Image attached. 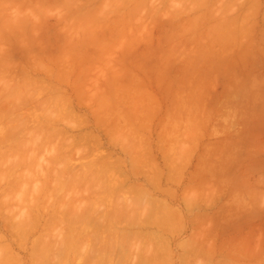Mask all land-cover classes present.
Instances as JSON below:
<instances>
[{
	"label": "rangeland",
	"instance_id": "1",
	"mask_svg": "<svg viewBox=\"0 0 264 264\" xmlns=\"http://www.w3.org/2000/svg\"><path fill=\"white\" fill-rule=\"evenodd\" d=\"M9 1H11V0H9ZM8 1V2H9ZM19 2H20V0H18ZM18 1H12L11 2V4H9V5H13V7L16 9V7H20L21 6V2L20 3H18ZM22 1V0H21ZM23 1H25V0H23ZM29 1V0H28ZM38 1V0H37ZM37 1H34L33 3H34V5H31V7H30V5H27V6H25L26 5V3H27V0H26V2H25V4L23 3V5L26 7V8H28L29 10H31L30 8H32V10H33V7L32 6H36V7H38L39 5L40 6H44L43 5V1H45V0H40V1H42V3L41 4H39L38 5V3L40 2H37ZM47 1V0H46ZM45 1V2H46ZM52 1H53V3L55 4V6L57 5L58 6V4H60V6L62 7V3H60V0H59V3L58 4H56L58 1H56V3L54 2V0H51V3H52ZM67 0H65V3H67L66 2ZM83 0H80V2H82ZM87 1V3H92L91 4V6H90V4H89V6H88V4H87V8H89V7H95V6H97V11H96V13L99 11L98 9L100 8L99 7V3H100V1H103V0H100V1H98V0H96L95 2H93L94 0H92V1H90V0H86ZM86 1H84V3H86ZM89 1V2H88ZM109 3V1L108 0H104V3ZM111 2H112V0H110ZM120 2H121V0H119ZM126 1L127 0H125V2H121V3H125L126 5H127V3H128V5H129V1L130 0H128L127 1V3H126ZM137 1V0H136ZM136 1H134L135 3H140V1L138 2H136ZM142 1V0H141ZM145 1V0H144ZM146 1H148L147 3H149V5H150V7H152L151 6V2L153 1V0H146ZM164 2L162 3H160V1L159 0H154V2H152V5H153V3H155V6H153L154 7V9H155V7H157L158 8V6H160V5H165V6H167V7H165V6H161L160 8H158V11H157V9L156 10H154L153 9V7H152V9L154 10V11H156V14H151L152 16H154V15H156V17H157V12H160V14L161 13H164V12H167V13H170V14H172V13H174L175 14V21L173 20L174 18L172 17V15H174V14H172L171 15V18H173L172 19V21H170V17L169 16H167V13L165 14V15H159L158 16V18H160L158 21H157V19L158 18H156V17H154V20H152L153 18H152V16L150 15L149 17H147L146 15H147V13H146V11H147V8L149 9V6L147 5V3L145 4V3H143L144 5H147L146 6V11H145V6L143 7V9H144V12L142 11V14H143V16H142V18L143 19H145V17H147L146 18V21H144L142 18V20L143 21H141L140 19V21H138V22H140V23H138L140 26H138V24L135 22L137 19H138V17L139 16H141L142 14H141V12L139 13V12H136V13H138V14H140L139 16H137L136 14L133 16V17H135V16H137V17H135L136 19H134L133 20V18L131 17V20H133V21H131L130 19H129V17H126V16H130V12L127 14V12L128 11H131V13H132V11H133V9H134V11H133V13L135 12V9H136V11H138L137 10V8L139 9V10H141L139 7L140 6H138V7H134L133 5H135L136 6V4L134 3H132L131 1V5H127V8L129 9V7L131 6V8H132V6H133V8L130 10H127V8L125 7V11L124 10H122L121 9V13H122V11H124L123 12V14H119L120 15V17L119 18H123L124 17V21H127V18L132 22V23H134V24H136V26H138V29H140V30H136L135 32L133 31V30H135V29H137L135 26H133L132 24H130L131 22L129 21H127V24L124 22L123 23V21L122 20H120L119 18H117V19H119L120 21H122V22H120L121 24L120 25H122V23L124 24L123 26H119V23L117 24V27H122L121 28V34H123L124 32H122V31H125V29L126 30H128V29H130L129 31H125V34L124 35H122V37H121V35H120V29L118 28V31L117 32H115V29H108V30H110V32L108 31V30H104V29H107L108 27H110L111 28V26H112V24L111 23H109L111 20L113 21V18H115V17H117V16H119L118 14H117V16H110L109 15V22L107 23L105 20H104V22L101 20V24L99 25V26H101V27H97L96 25H95V23L94 22H96V21H98V19L99 18H101L103 15H104V13H106L107 12V9H108V11H109V9L110 8H108L109 6H105V4L103 3V5L101 4V6H104V8H105V12H103V14L100 16L99 14H100V12L99 13H97V15L98 16H100L98 19H91L92 17H89V13L91 12V8L90 9H88V10H90L89 11V13H88V11L87 12H85L86 11V7H85V5L83 4H80V6H83V7H80V8H82V9H80L77 5V1L75 0L74 2H72V0H71V3H74V5H76V8H79L80 9V11H76V10H78V9H74V11H76V12H74V11H72V12H70V13H76L75 15H72V14H70L71 16H70V19L71 20H73L74 21V16H77L78 17V15L79 14H81V13H83V11L85 12V13H88V15H85L84 13H83V16L85 17L84 19L86 20V21H88V20H91L93 23H94V27H92L93 29H94V31H93V29L92 30H90L88 27H91L92 25H93V23H92V25H90L89 23H91V21H89V22H87V24L85 23V21L83 22V20L81 19V18H78L79 20H81V24L82 25H86L87 27H83L84 29H82V31H81V29L79 30V31H77L78 33H76V35L75 34H73V35H70V33L72 34V33H75L76 32V30L74 29V27L76 26V24L77 23H80L78 20V22L75 24L73 21H71V20H69V21H71L73 24H75L74 26H73V29H72V31L69 29V27L70 26H72L71 25V23H70V25H69V27H67L66 29H65V27H64V25H65V22L67 21V16H69V15H67L66 16V14H68L67 13V11L64 13V15L66 16H64L65 18V20L64 19H61L62 17H61V15H63L62 14V12H61V14H59L60 13V11L61 10H57V9H59V6L58 7H55L56 8V11H58V12H50V14H48V16H49V18L47 17V10L49 9V8H52V6L51 7H49V3H50V0H49V3H44V4H46V6L45 7H49L46 11H45V7H43L44 9H41V7H39L41 10H44L45 12V14L46 15H43V16H45L44 18H42L41 20H39V18H41L40 17V15H42V13H43V11H42V13H41V11H36L38 14L39 13H41V14H39V16H36V15H34L35 13H33V17H38V19H36L35 20V18L34 19H32V12L30 11L29 13H31V18H30V16H28L29 14H28V9L25 11V7L22 5V8L24 7V10L22 9H20V8H17L16 10H18V9H20L21 10V12L22 11H25V16L27 15L28 17H29V19L27 20L26 18H28V17H25L24 18V20L26 19L27 21H25V22H28V23H30L29 21H30V19H31V21L33 22H31L32 24V26H33V24L34 25H36V23H39L41 26L39 27L38 26V24H37V26H35L36 28L37 27H39L40 28V30L38 31L37 29H35L34 27H32V31H35L36 33H37V31H38V33L40 32L41 34H36V33H32V31L31 30H29L30 29V27H31V25L30 24H28V28L26 29V28H24V25L23 24H27V23H22L23 22V20L21 19V23H19V24H17V26H19V25H21V26H23V28L21 29V28H17L16 27V25L14 26L12 23V25H13V27L12 28H14V30H10V29H8V28H10V25L11 24H5V25H3V23H1L0 22V25L2 24L3 26H5V27H8L7 28V30H2L1 28V33H2V31H3V33H4V35H2L1 33H0V35H2L3 36V38H0V42H1V44L2 45H4V48H3V46L2 45H0L2 48V50H0V54H1V52H3V54H4V52L6 51L7 53H8V55H10V56H8L6 53L4 54L5 56H7V58H8V60H11V62H9L8 60H7V58L5 59L4 58V56H2V54H1V56L0 57H2L3 59H5V60H7V62L8 63H10L11 65H9V69L11 70H9V69H7V70H9V72L11 73V74H13V73H16L15 71H14V67H13V64L15 65V68L16 67H19L20 68V66L19 65H21V64H23L24 66L26 65V66H28V64H29V66H31V65H33L32 63L34 62V63H36L35 64V67L36 66H38L37 68H41L42 66L41 65H43V66H45V65H47V64H49L50 63V65H47V67L48 68H50L51 66L53 67V69L54 70H56V71H52L51 72V70H50V72L52 73L50 76H48V74H49V71H47L48 73H46V69H45V67H44V70H45V72L43 71V68H42V70L40 69H34L33 70V68H34V66H31V69L33 70H27V72L25 73L24 72V69H30V67L28 66V67H24L23 65V69H22V66H21V69L23 70V72L25 73H22L21 72V76H20V74L19 75H17L18 74V72H19V68H17V73H16V76L17 77H14L15 75L13 74V78H12V80L11 81H9L10 79H9V77H8V79L9 80H7L6 78V74L4 75V77H1L0 76V78L2 79L3 78V80H4V78L6 79V80H4V81H8L7 83L8 84H10L9 82H13V81H15V83H13V84H19V86L20 85H22V86H20V88H19V86H17V89H18V91H16L17 89H10V88H12V86H10L9 87V89H8V91L10 90V92H6V91H4L3 92V95H1V93H2V88L1 87H4V86H7L6 85V82H5V84H4V82H2V80H1V82H0V97L1 96H6L7 95V97L5 98H3V97H1V101H0V113H1V111L2 112H4L2 115H4V116H2L1 117V114H0V117L2 118L1 119V122H0V125H1V128H0V130L2 129V131L1 132H5V127H6V125L8 124V123H6L5 124V120H3V118L5 119V116H6V121H8L9 119H10V121H9V123L11 124L10 126H12V127H16L17 128V125H16V123L17 122H15V125L13 124L14 123V121H17L18 120V118L19 117H17V118H15V117H13V116H20L19 114H21V113H18L19 112V107H17L19 110H17L16 112L17 113H15L16 115H14V110H13V108H15L17 105H16V101L18 102V103H22V101H19V100H14L13 101V99H15V98H13V96H16L17 95V93L19 92V91H21V87H23V86H26L25 88H26V90L27 89H29L28 91H29V93H33L34 94V96L36 95V93H34V91L36 90L34 87H37L36 85H34L36 82H38V81H35V80H38L37 78H39V77H43L42 79V85L43 84H45V82L46 81H48L47 83L51 86V85H53V84H57V86H54V88L56 89V87H58L57 89L59 90V92L57 91H55L57 94L59 93L60 95H58V96H61V91H63V90H61L60 88H62V89H65L64 90V93H62V94H66V96H61L62 98L64 97V100H65V102H70L71 103V106H69L70 104L69 103H66L67 105H65V106H69V107H71L72 108V110L75 112V113H77L76 115H78V113H79V115L78 116H80V118L78 117V119H80V121H82L83 119H85V121L86 122H81V123H76V122H79V120L77 119V118H75L76 116H75V114H73V112L70 110V108L69 107H65L64 105H62L61 106V104H57L58 106H61L60 108H62L63 106L65 107V108H68L69 109V111H71V112H69L68 111V113H72V117L69 119V115H67L68 116V118L67 119H69V123L66 121V119L64 120V119H62V120H64L65 121V123H64V121H62V123H61V121H60V119H58V118H61L62 116H63V111H65V109L64 108H62L63 109V111L61 110V112H62V116L61 117H58L57 116V119L59 120V125L57 124H52L53 123V120H55V119H53V118H55L54 116L52 117V115L53 114H59V113H55L56 111H55V108L56 107H58V106H56V107H54V110H53V108H50L51 109V112H49V113H51L52 115H49L48 117H45L44 115H47V114H49V113H47V111L49 110V107L53 104V106H55V104L56 103H59L60 102V99H55V97H54V100H55V102H53V103H50L49 104V100H52L53 99V97L51 96V98H50V96L48 97V95H49V93H51L48 89V85H46L47 87L46 88H48L47 90V92H48V94H47V97L49 98V100H48V107H45V109H47V111H42L41 113H43L44 115V120L42 121L43 123H42V125H40V126H42V127H45V125L47 126V124L49 123L48 122V118H50V116L52 117V119L53 120H51V122L52 123H49V125L52 127L51 128V130L52 129H54V131H50L51 133H53V136L55 135V130L56 131H60L61 133H62V135H61V137H63V139L62 140H64L65 139V141H62L61 139H60V136H57L56 135V137L55 138H58L59 140H61V141H59L58 139H57V141H56V143L59 141V142H61L59 145L58 144H55V142H54V146H55V149L56 148H58L57 150H54V153H58L59 155H58V157H60V156H62L61 158H62V160H63V163H64V165H67L68 163H70V162H73L74 161V163L71 165V164H68L67 166H68V168H72L73 166V171L75 172V167H76V171L77 172H75V173H82V171H80L79 172V170H83V169H85V171H86V169H88V167L86 168V166H85V164L88 162V160H89V163L91 164V166L92 165H95V164H92V162H93V160H92V158L93 159H95L97 156V158H99L100 156H101V154L100 155H98L99 153V151H98V149L99 150H101V151H103V152H105L104 154L107 156L108 154V156L109 157H111L112 156V158H109V159H111V161L112 160H114V159H117V158H120L119 160H122V161H124L123 163H124V169L125 170H123V171H126L125 172V174H126V176H130V178H129V176H128V178H127V182L129 183V184H134L133 186L135 187H133L134 189H133V192L131 191V193H133V196L130 194L129 195V193H130V191H129V193L126 195L127 196V198L125 199V198H123V197H125V195H124V193H119V195L120 196H122V195H124V196H122V198H121V200L119 199L120 197L117 195V194H115V191H113L112 189H113V185H112V181H113V179H112V181H111V179L109 178V180H110V185H111V188L112 189H109L110 188V185H109V180H107V177L109 176H106V177H103V179H106V180H103V182L104 183H107L108 185H106L107 187H105L104 185L103 186H101V187H105V189L103 190L102 189V191L104 192H106L107 191V189L106 188H108L109 189V194H105V193H102V194H100V192H101V190L100 191H98V190H96V188L97 187H99V186H97V187H95V184L94 183H96V182H94V181H92V180H90L91 178L90 177H92L94 174L93 173H96L98 170L95 168L96 166H92L91 168H90V171H89V169H88V171H87V173H89L88 175H87V173H83L84 174V176H85V180L88 182L89 180H90V182L92 181V185H90L91 187H90V189L93 191H95L96 190V192H99V193H97L99 196H97L96 194H95V192L93 191V193L95 194V196H97L98 198L101 196V195H103V194H105V195H103V196H110V197H112L114 200H115V198H116V206H118V204L120 203V201H122L123 203H121V204H119L120 206H125V205H127V203L129 202V201H131L130 199H131V196H132V200L134 201V205H133V212H131V213H133L131 216H129V219H128V216L126 217L125 215V217L123 218H121V220L119 221V223L117 224V225H119V226H115V228L114 227H111V228H114V229H116L115 231L113 230V231H110L111 230V228H110V230L109 229H106V228H104L103 230H99L98 232H99V236L97 237V233L96 234H94L93 235V233H91L90 232V234H91V239H85V242H87V243H85V242H82V241H84V240H82V241H78L79 243H76V244H72L73 245V247L70 249V253H69V256H68V254L64 251V253H65V255H64V253L63 252H61L62 253V255H61V257L59 256L60 254H58L57 253V258H61L60 260L59 259H54V261H53V258H54V256L52 257V260H50L51 259V256L48 258L50 261H51V264H52V261L53 262H55L54 264H100V262H99V258H103L102 260H100L101 261V264H103V263H108L109 262V260L107 261V260H104V259H106V257L104 258L103 257V255H102V252L101 251H104V250H102V248H105V252H107V251H110L111 249V247L109 246L111 243H113V240L115 241V239H117L116 241H119V238L116 236V234H119V232H120V234H121V232H122V229H123V234L125 233L124 231L127 229V228H132V229H127L126 230V232L127 231H130V232H133V234L135 235V232H137L136 233V235L137 234H139V232L141 233H143V235H146V236H143L142 235V238H141V235H139L140 236V238H139V236H138V239H137V237L136 236H134L133 238H130L131 239V241H133L132 243H133V246H132V250H131V248H130V245H129V243L128 244H121V243H127V242H121L122 240H123V238H125V237H123V236H120L119 235V237L122 239V240H120V242L121 243H119V244H121V245H124V246H122L121 248H120V250H121V252H122V250H128V249H130L131 250V252L129 253V254H126L127 252H125L124 254H122L121 255V253H120V255H121V257H119V259H120V262H119V260L117 261V262H111L112 260H110V263L109 264H114V263H122V264H140L141 262V264H143V262H144V258H145V264H146V259H149L151 256L153 257L154 255H152L153 254V252L156 254L157 252H159L160 251V255H159V257L160 258H163V256H165V255H163V253L164 254H168V255H166V256H169L168 258L167 257H164L165 259H163V260H160V258L158 257V256H155L156 258H154V259H152V261L154 260V264H161V263H164V264H167V263H171V264H185L186 263V261H189V262H191V264H198L199 262H201V264H218V263H220V264H222L223 262V264H264V0H258L259 2L256 4V2H255V4H256V9L254 8V9H250V10H255L254 12L253 11H248L249 9L248 8H250V7H245V1H246V6H248V2L247 1H249V0H231V1H233V2H231L232 3V5L234 6V7H230L231 8V10L233 9V12H231L230 11V9H229V11L231 12V14H229L228 12H227V15L226 14H224L226 11H228L227 10V6L230 4V2H229V4L227 3V1L226 0H223L224 2H223V4L221 5V4H218V1L219 0H216V1H212V2H210V0H207L208 2H205L206 0H202V1H204L205 3H209V5H207V7H206V5L204 4V6L208 9V7H209V9L210 10H213V13H214V11H216L217 10V12H218V14H220V13H222V15H223V17H222V15H218L217 13H215V14H217V16H218V18H225L226 17V19L228 20V18H230L231 16H234V17H232V19H235L236 20V18H241L240 16L242 15L243 16V14H244V12H245V14H248V20L246 19L245 21H244V19L245 18H247V15H245L244 14V19L243 18H241V19H243V22L244 23H242V20L241 21H239L238 19H237V21H234V23L236 22V24H237V26H236V28L238 29V27H239V23H240V26H241V28L243 27V29L244 28H246V32H245V34L243 33V35H242V33H240V35H238V37L237 36H234L233 34H231L230 35V31L232 32V33H234L236 30V28L234 27L235 25H234V23H233V21L232 22H229V23H233L232 25H234V26H232V27H234V32H233V30L232 29H229L228 31V34H226V35H228V36H222L223 35V33L225 32L226 33V29H227V27L229 28V27H231V26H229V25H231V24H229L227 21V23L229 24V25H225L224 24V21L226 20V19H223V20H220V19H218L217 18V16H215V14H214V18L216 17V19H218L217 21H221V23H223V24H221V23H219V24H221V25H218V23H215V20H214V23L212 22V21H210L209 19H206L207 17H206V14L208 13V10L206 9V8H197V11L195 10V9H193V6H198L199 7V5L197 4V2H195L194 0H190L191 2H189V0H183V4H184V6H185V8L187 7V8H192L193 10V12H191V9H190V11H188L187 9V13L188 12H190V13H188V15H189V17L191 18V17H195L196 16V14H197V17L196 18H198V14H199V16H201L200 14H202V11L204 12L205 10H207V11H205V12H207L206 14L205 13H203V16L202 17H204L205 18V20L202 18V20H204L203 22H205V21H207L208 22V20H209V22L208 23H211L212 22V24H216L218 27H222V25L224 26L225 25V27H224V30H226V31H224V30H222V29H218L219 31H220V34L222 33V31H223V33L221 34V37L220 36H218V37H216L217 35L216 34H218L219 35V31L217 30V32H215L214 30H208V31H212V32H214L213 34H210L211 32H209V34H207L206 32H207V30H205V31H203L204 29H208L209 27H208V23H207V25H206V23L203 25V26H207V28L206 27H202V26H199V29H201L200 27H202L203 28V30L201 31L202 32V35H200L201 33L199 32V30L196 28V30L195 31H197L198 33H196V35H195V33H194V36H193V33H188V31H187V35H186V30H187V28H189V26L187 27V26H184L183 27V25H182V23H184V22H186L185 20L186 19H188L189 21L191 20V19H194L195 21H196V19L195 18H189L188 16H186L187 14L185 13L186 11H185V8L183 9V7L184 6H182V9H183V11H184V13L185 14H183L182 15V13H179L181 10H180V8H181V5H180V3L181 2H179L178 0L176 1V0H169V1H171L170 3L172 4V1H174V3L175 2H177V6H176V8H175V6L173 5V7L174 8H172V5H171V7H170V4H169V2L167 3V1L166 0H163ZM192 1H194V2H192ZM196 1H198V0H196ZM201 1V2H202ZM221 2H222V0H220ZM252 1H254V0H252ZM256 1V0H255ZM1 2H4L5 3V5L6 6H9L7 3H6V1H4V0H1ZM0 2V6H1V3ZM31 2H32V0H31ZM31 2L29 1L27 4H31ZM37 2V3H36ZM61 2H64V0H61ZM70 2V1H69ZM77 2V3H76ZM79 2V3H80ZM99 2V3H98ZM110 2V3H111ZM116 2H118L117 0H115V4H117ZM119 2V3H120ZM178 2H179V4H178ZM200 2V1H199ZM214 2V3H213ZM250 2V5H251V0L249 1ZM65 3H64V5H65ZM96 3V5H94ZM106 3V4H107ZM114 3V2H113ZM112 3V4H113ZM158 3H160V4H158ZM186 3H190L188 6H186L187 4ZM194 3V4H193ZM211 3H213L214 5H216V4H218L219 5V7H220V5H221V7L223 6V8H222V10L223 11H221V10H219V9H215L217 6H214V8H210V6H212L213 4H211ZM216 3V4H215ZM220 3V2H219ZM225 3L226 4H228V5H225ZM35 4H37V5H35ZM54 4H52V5H54ZM68 4V3H67ZM114 4V5H115ZM133 4V5H132ZM168 4V5H167ZM182 4V5H183ZM186 4V5H185ZM199 4H201V3H199ZM255 4H253V5H255ZM258 4H260V5H258ZM4 5V4H3ZM5 5L3 6V7H5ZM48 5V6H47ZM68 5H70V4H68ZM73 5V4H72ZM119 5V4H118ZM140 5V4H139ZM180 5V6H179ZM202 6H203V4H201ZM200 5V6H201ZM29 6V7H28ZM113 6V5H112ZM141 6H142V4H141ZM2 7V6H1ZM36 7L34 8V10L33 11H35L36 10ZM66 7H68V6H63V8H61L62 9V11H63V9L64 8H66ZM74 7V6H73ZM85 7V8H84ZM117 6L115 5V9H118L119 7H117ZM120 7H122V5L120 6ZM124 7V6H123ZM163 7V8H162ZM164 7H165V10H164ZM180 7V8H179ZM252 8H253V6H251ZM9 8V7H8ZM12 8V7H11ZM10 8V9H11ZM84 8V9H83ZM96 8V7H95ZM94 8V9H95ZM102 8V7H101ZM218 8V7H217ZM6 9V7L5 8H3V10H5ZM8 10L9 12H11L10 13V15L15 11V12H17L15 9L12 11V9L11 10ZM68 9V8H67ZM67 9H65V10H67ZM72 8L69 6V10H71ZM72 9V10H73ZM113 9H114V6H113ZM113 9H112V7H111V10L112 11H110V12H112V14H113V12L114 11H117V10H114L113 11ZM120 9V8H119ZM215 9V10H214ZM1 11H2V15L3 14H5L6 12L4 11L3 12V10H2V8L0 9ZM38 10V9H37ZM53 11V8L52 9H49L48 11ZM64 10V11H65ZM81 10H83V11H81ZM102 10H103V8H102ZM150 10V9H149ZM164 10V11H163ZM174 10L176 11V10H179V14H181L182 16H180L179 18H177V13H175L174 12ZM202 10V11H201ZM210 10H209V12H210ZM220 12H219V11ZM1 11H0V15H1ZM6 11H7V9H6ZM7 11V12H8ZM92 11H93V9H92ZM153 11V12H154ZM248 11V13H246ZM14 12V13H15ZM18 12H20V11H18ZM152 12V11H151ZM182 12V11H181ZM198 12V13H197ZM201 12V13H200ZM243 12V13H242ZM13 13V14H14ZM43 13V14H44ZM52 13H53V15H52ZM56 13H58L59 14V16H58V14H56ZM79 13V14H78ZM93 13L94 12H92V13H90V14H92L93 15ZM96 13L94 14V16L96 15ZM101 13H102V11H101ZM116 13H119V11L118 12H116ZM124 13H126V14H124ZM194 13V14H193ZM237 13H240V14H237ZM242 13V14H241ZM253 13V14H252ZM7 14V15H6ZM5 15L7 16V18H6V16L5 15H3V16H5V18L6 19H8L9 18V14L8 13H6ZM12 14V15H13ZM21 14H24V13H21ZM57 16H56V15ZM78 14V15H77ZM107 14V13H106ZM105 14V15H106ZM150 14V13H149ZM148 14V15H149ZM169 14V15H170ZM178 14V15H179ZM211 13H209V15H210ZM250 14V15H249ZM11 15V16H12ZM15 15V16H14ZM13 16H14V23H16L17 22V20L19 19L20 20V17H22L23 15H21L20 17H17L16 18V14H14ZM20 15V14H19ZM91 15V16H92ZM96 15V16H97ZM104 15V16H105ZM113 15H115V14H113ZM121 15H125V16H121ZM144 15H145V17H144ZM205 15V16H204ZM208 15V14H207ZM237 15H239V16H236ZM252 15H254V16H252ZM12 16V17H13ZM17 16H18V14H17ZM42 16V17H43ZM52 16H54V18H52ZM55 16H56V18H55ZM80 16H82V15H80ZM83 16H82V18H83ZM86 16H88L89 17V19H87V17ZM96 16H95V18H96ZM108 15H106V17H107ZM132 16V15H131ZM183 16H184V18H183ZM211 16H213V14L211 15ZM211 16H210V18H211ZM219 16H221V17H219ZM230 16V17H229ZM246 16V17H245ZM1 18H2V16H0ZM12 17H10L9 18V20H11L12 19ZM77 17H75V20H76V18ZM162 17H163V19H164V17H165V21H167L166 22V25H165V21L162 19ZM167 17H169V19L167 18ZM188 17V18H187ZM228 17V18H227ZM236 17V18H235ZM48 18V19H47ZM61 19V20H63V21H65V22H61V20L59 21V19ZM73 18V19H72ZM104 19H105V17H103ZM102 18V19H103ZM110 18H112L111 20H110ZM155 18H156V20H155ZM201 18H198V19H201ZM213 18V17H212ZM126 19V20H125ZM150 19V20H149ZM178 19H179V21H181L182 23H179V21H178ZM183 19H184V22H183ZM231 19V18H230ZM252 19V20H251ZM1 20V19H0ZM2 20H3V18H2ZM1 20V21H2ZM34 20V21H33ZM47 20H48V22H47ZM107 20V19H106ZM170 22H169V21ZM194 20H192L193 22H194V24H195V26L197 25L198 26V24L194 21ZM202 20H199L200 21V24H201V22H202ZM4 21V20H3ZM2 21V22H3ZM16 21V22H15ZM43 23H42V22ZM111 21V22H112ZM114 21H116L117 22V20H116V18H115V20ZM156 21V22H155ZM178 23H177V22ZM191 21V22H192ZM199 21H197V22H199ZM216 21V22H217ZM223 21V22H222ZM229 21V20H228ZM6 21H4V23H5ZM9 22V21H8ZM11 22V21H10ZM46 22V23H45ZM52 23V25H54V26H52L51 25V23ZM54 22V23H53ZM56 22V23H55ZM58 22H61V23H59V25L57 24ZM83 22V23H82ZM116 22H114V23H116ZM143 22V23H142ZM150 22V24H148ZM160 22V23H159ZM171 22H175V23H172L171 25H170V29H169V31H170V34L172 35L173 33H171L173 30H174V28H173V30H171L172 29V25H173V27L175 26L176 27V25L177 24H179V27H178V25H177V28L178 29H180V28H182L183 29V33H179L182 29H180V31H178L177 30V28H176V30L178 31V33H177V31H173V32H176L175 34H173V35H175L174 37L172 36V38L171 37H169V36H171V35H169L168 33H169V31H167V29L169 28V24L171 23ZM238 22V23H237ZM250 22V23H249ZM48 23V24H47ZM67 23V22H66ZM103 23L105 24V26L103 25ZM113 23V22H112ZM155 23L156 24H158V25H156L155 26ZM177 23V24H176ZM249 23V24H248ZM68 24H69V22H68ZM96 24H97V22H96ZM107 24H108V26H107ZM111 24V25H110ZM128 24L129 25H131V27H129L128 26ZM144 24H146V25H144ZM163 24V25H162ZM181 24V25H180ZM184 24H187V22L186 23H184ZM193 24V25H194ZM243 24H245L244 26H243ZM248 24V25H247ZM253 24V25H252ZM1 25V27H3ZM9 25V26H8ZM11 25V26H12ZM49 26V28H50V26H51V28H50V30H49V28H48V26ZM56 25V26H55ZM78 25V24H77ZM81 25V26H82ZM89 25V26H88ZM103 25V26H102ZM115 25V24H114ZM142 25V26H141ZM150 25V26H149ZM165 25V26H164ZM188 25H190L189 23H188ZM210 26H211V24H209ZM255 25V26H254ZM30 26V27H29ZM66 26V25H65ZM68 26V25H67ZM78 26H80V25H78ZM107 26V28H104V27H106ZM148 26H149V28H148ZM155 28H154V27ZM164 26V27H163ZM181 26V27H180ZM190 26H192V24L190 25ZM217 26H215V28L214 29H216L217 28ZM4 27V28H5ZM20 27V26H19ZM26 27H27V25H26ZM42 27H45V28H42ZM57 29H56V28ZM61 27H63V28H61ZM77 27V26H76ZM103 27V28H102ZM114 26H112V28H113ZM117 27H116V25H115V27L114 28H116L117 29ZM125 27V28H124ZM141 27H143V28H141ZM152 27V28H151ZM158 27V28H157ZM161 27H163V29L161 28ZM165 27H166V29H165ZM194 27V26H193ZM193 27H191V29H193ZM212 27H214L213 25H212ZM3 28V29H4ZM33 28H34V30H33ZM46 28H47V31L48 32H46ZM57 30H55V29ZM58 28H61V29H63V31L62 30H58ZM72 28V27H71ZM78 28V27H77ZM76 28V29H77ZM80 28V27H79ZM98 28V29H97ZM102 28V29H101ZM134 28V29H133ZM161 28V29H160ZM185 28H186V30H185ZM19 29V30H18ZM43 31H42V30ZM52 29H54V30H52ZM70 30L71 32L69 33L68 32V30ZM88 31H87V30ZM101 29V31L99 32L100 34H97V32H98V30H100ZM142 29V30H141ZM151 29H152V31H151ZM190 29V30H191ZM195 29V28H194ZM193 29V30H194ZM211 29V28H210ZM242 29V30H243ZM250 29V30H249ZM29 30V31H28ZM64 30H66V31H64ZM73 30H75V31H73ZM85 30L87 31V33L89 32V35L85 32ZM149 30L151 31V32H149ZM161 32H160V31ZM192 30V31H193ZM6 31L9 33L8 35H6L7 33H6ZM51 31H53L52 32V34H54V31H56L55 32V34L52 36V34H51ZM84 32V33H82V34H80V36H78L79 35V33H81V32ZM91 31V32H90ZM103 31V32H102ZM108 31V32H107ZM112 31V32H111ZM132 31V32H131ZM142 33H141V32ZM146 31V32H145ZM166 31H167V33H166ZM192 31H189V32H192ZM244 31V30H243ZM249 31V32H248ZM26 34H24V33ZM30 32V33H29ZM50 32V33H49ZM67 32L69 33V34H67ZM115 32V33H114ZM129 32V33H128ZM134 32V33H133ZM163 32V33H162ZM182 32V31H181ZM203 32H205V33H203ZM237 32L239 33V31L237 30ZM237 32H235V33H237ZM241 32V31H240ZM29 33V34H28ZM31 33H32V35H34V34H36L35 36H33V37H36V36H38V38H37V40H34V39H32L33 37L31 36L30 37V42H28L29 41V36L31 35ZM47 33V34H46ZM57 33V34H56ZM60 33V34H59ZM63 33V34H62ZM92 33H94L93 35V37L95 38H97V36H99V38L100 39H98L99 40V42L97 41V43L95 42L94 43V40H93V37H92ZM105 34V36L103 35V34ZM110 33H112V34H115V35H112V34H110ZM119 33V34H118ZM132 33H133V35H132ZM165 33V34H164ZM225 33H224V35H225ZM234 33V34H235ZM23 34V35H22ZM28 34V35H27ZM61 35V37H63V40L60 38V36L59 35ZM118 34V35H117ZM138 34V35H137ZM177 34V35H176ZM6 35V36H5ZM22 35V36H21ZM42 35L44 36V38L42 37ZM48 35V36H47ZM70 36V40L68 39L69 38V36ZM82 35H83V37H82ZM87 37H86V36ZM120 35V36H119ZM128 35H129V37H128ZM165 35L167 36V37H165ZM198 35V38L196 37ZM4 36H5V38H4ZM40 36V37H39ZM45 36H47V38L45 37ZM54 38H52V37ZM75 36H77V39L75 38ZM114 36H116V37H114ZM179 36V37H178ZM188 36V37H187ZM193 37V38H190V37ZM200 36V37H199ZM202 36V37H201ZM204 36V37H203ZM233 36V37H232ZM1 37V36H0ZM28 37V38H27ZM51 39H50V38ZM64 37H68L67 39V41L64 39ZM80 37V38H79ZM81 37L83 38L82 40H81ZM89 37H92V39H90ZM104 37H106V38H104ZM116 39V41L114 40V38ZM139 37H141V38H139ZM176 37H178L179 39L176 41V39L175 40H173L174 38H176ZM185 37V38H184ZM196 37V40L198 41V42H200V43H198L194 38ZM214 37H216V38H214ZM25 38H27L26 40H28V41H26L25 40ZM35 38V39H36ZM41 38V39H40ZM60 38V39H59ZM74 38V39H73ZM83 42L82 43V45H80L78 42H77V40L79 41V39ZM84 38H85V40H87L88 38L90 39V40H92L93 41V43L96 45H94L93 43H92V41H91V43L89 42L90 40H87V42H85L84 41ZM151 38V39H150ZM203 38V39H202ZM3 39V40H2ZM42 39H44L43 41H46L45 43L43 42V41H40V40H42ZM48 39H50V40H48ZM56 39H58V40H56ZM108 39V40H107ZM134 39V40H133ZM138 39V40H137ZM140 39V40H139ZM153 39V40H152ZM169 39V40H168ZM12 40V41H11ZM34 40V41H33ZM49 42H48V41ZM54 40V41H53ZM66 41V43L68 42V44H65L64 42ZM76 40V41H75ZM97 40V39H96ZM110 40V41H109ZM115 42H114V41ZM135 40L137 41V42H135ZM164 40H165V42L166 43H164ZM184 40V41H183ZM207 40V41H206ZM236 42H235V41ZM14 41H15V43H14ZM23 41V42H22ZM26 41V42H25ZM60 41H61V43H60ZM75 41V42H74ZM81 41H79V42H81ZM153 43H151V42ZM163 41V42H162ZM169 41V42H168ZM183 41V42H182ZM188 41L190 42H195V43H188ZM209 41V42H208ZM234 41V42H233ZM6 42V43H5ZM9 42H10V44H9ZM13 42V43H12ZM17 42H19V43H17ZM151 45V47H150V45L148 44V43ZM159 42H161L160 43V47H159V44H157V43H159ZM175 42H176V44H175ZM182 42V43H181ZM188 44H187V43ZM202 42V43H201ZM207 42V43H206ZM27 45H25V44ZM30 43V44H29ZM35 45H34V44ZM40 43V44H39ZM44 45H43V44ZM47 43V44H46ZM56 43V44H55ZM69 43H70V45L72 46L73 45V47H71V48H69V49H66V50H68V51H66V50H64L63 49V51H64V53H63V55H62V51H61V49L60 48H68L70 45H69ZM74 43V44H73ZM110 43V44H109ZM134 43H135V45H134ZM145 43V44H144ZM208 43H209V45H208ZM13 44V45H12ZM15 44V45H14ZM19 44V45H18ZM21 44V45H20ZM46 44V45H45ZM61 44V45H60ZM84 44V45H83ZM100 46H99V45ZM137 44V45H136ZM148 44V45H147ZM162 44H163V46H162ZM175 44V45H174ZM182 46H181V45ZM28 45H29V47H28ZM48 45V46H47ZM93 45V46H92ZM99 47H98V46ZM112 46V48L111 47H109V46ZM114 45V46H113ZM154 45V46H153ZM186 45V46H185ZM188 45V46H187ZM205 47H204V46ZM12 46H13V48H12ZM33 46V47H32ZM58 48H57V47ZM76 46V47H75ZM103 46V47H102ZM135 46V47H134ZM149 46V47H148ZM169 48H168V47ZM179 46V47H178ZM190 46V47H189ZM193 46H195V47H193ZM198 46H200V48L198 47ZM208 46H210V47H208ZM32 47V48H31ZM40 47V48H39ZM42 47H43V50H42ZM45 47L47 48V51H46V49H45ZM80 47H81V49L82 50H84L85 49V51H82L81 50V52H80ZM102 47V49H103V54H101V55H99L100 53V51H102V50H98L99 48H101ZM157 47H159V48H157ZM16 48V49H15ZM18 48L20 49V50H18ZM38 48V49H37ZM56 48V49H55ZM77 48V49H76ZM78 48H79V51H78ZM91 48V49H90ZM123 48H124V50H123ZM143 48V49H142ZM154 48H156V49H153ZM174 48V49H173ZM27 49H29V50H27ZM32 49V50H31ZM35 49V50H34ZM51 49V50H50ZM71 49V50H70ZM87 49V50H86ZM160 49H161V52H160ZM166 49V50H165ZM169 49H171V50H169ZM185 49V50H184ZM191 49V50H190ZM3 50H5V51H3ZM34 50V51H33ZM54 50H55V52H54ZM107 50V51H106ZM154 52H153V51ZM164 50V51H163ZM176 50V51H175ZM28 51V52H27ZM31 51V52H30ZM43 52V54H42V52ZM60 51V52H59ZM92 51V52H91ZM97 51H99L98 53L99 54H96L97 53ZM130 51V52H129ZM138 51V52H137ZM149 51V52H148ZM169 51V52H168ZM180 53H179V52ZM189 51V52H188ZM196 51V52H195ZM199 51V52H198ZM241 51H243V52H241ZM25 52H27V53H25ZM45 52V53H44ZM49 52H50V55H49ZM51 52H53L52 54H51ZM65 52H67L66 53V56H71V55H73V56H71V57H69L68 59L67 58H65ZM137 52V53H136ZM142 52L144 53V54H142ZM165 52V53H164ZM24 53H25V56H24ZM41 53V54H40ZM48 53V54H47ZM59 53H61V56H60V54ZM69 53V54H68ZM77 53H82V54H78L80 57H81V59L79 58V56L77 55ZM102 53V52H101ZM128 53V54H127ZM136 53V54H135ZM152 53V54H151ZM159 53V54H158ZM162 55H161V54ZM169 53V54H168ZM175 53H177V54H175ZM199 53H200V57L198 56L199 55ZM228 53V54H227ZM237 53V54H236ZM239 53V54H238ZM241 53V54H240ZM19 54H23L22 55V57L19 55ZM34 54L35 55H37V56H34ZM40 54V55H39ZM44 54H46V55H44ZM58 56H57V55ZM83 54H84V57H83ZM93 54H95V55H93ZM135 54V55H134ZM139 54H141V56L139 55ZM146 54H148L147 55V59H146V57H145V55ZM151 54V55H150ZM187 54V55H186ZM208 54V55H207ZM218 54V55H217ZM236 54V55H235ZM28 55V56H27ZM44 55V56H43ZM54 55H56L57 57H55ZM82 55V56H81ZM85 55H86V57H85ZM96 55H98L97 56V60H96V57H94V56H96ZM127 55V56H126ZM130 55V56H129ZM156 55H158V58L156 57ZM180 55V56H179ZM191 55H193V56H195L194 58H191ZM226 55V56H225ZM235 55V56H234ZM31 58H30V57ZM42 56V57H41ZM47 56H49V59H50V57L51 58H53V59H51L50 60V62H48V60L47 59H45V58H48ZM64 56V60L66 59L67 60V64L68 65H73L74 64V66H72L73 68H71V66L69 67V66H66L65 65V67L67 68H71L70 70L73 72V74H72V72L70 73L69 71H67V72H69V73H67V74H65V76L66 77H68V78H65V77H63V78H65V81L67 82V83H65V81H64V79L63 80H61L60 78H59V75H61V76H63V74H62V72H64V73H66L65 71H63L62 69H61V73L59 74L58 72H57V69L59 68L60 69V67H62L61 65L63 64L62 63V61H63V59H62V57ZM77 56V58H75ZM88 56H91V57H89V60H88ZM102 56V57H101ZM121 56H122V59H121ZM138 56V57H137ZM140 56V57H139ZM144 56V57H143ZM229 58H228V57ZM242 56V57H241ZM12 59H11V58ZM15 57V58H14ZM18 57V58H17ZM24 57V58H23ZM26 57V58H25ZM29 57V58H28ZM41 57V59H40V62H39V59L38 58H40ZM58 60L57 62L59 63L60 62V64L61 65H59L58 64V68L57 69H55V66L57 65V62H55L54 60H56L55 58ZM58 57H59V59H58ZM99 57H101V58H99ZM134 57V58H133ZM135 57H137L138 59L136 60V58ZM153 57V59H152V64H151V61L149 60V59H151ZM178 57H179V59H178ZM222 57V58H221ZM82 58H83V60H82ZM93 58V59H92ZM141 58V59H140ZM164 58H166L165 60L166 61H168V62H164ZM170 58H172V59H170ZM178 59V60H175V59ZM216 58V59H215ZM1 59V58H0ZM15 59H17V60H15ZM23 59V60H22ZM27 59V60H26ZM71 59V60H70ZM92 59V61H93V63L92 62H90V63H88V61H90ZM103 59V60H102ZM161 59H162V63H168V65L166 64L165 65V67L168 69L169 67V69H171V71L172 72H170V70L168 69H166V71H163L162 72V74L160 73V74H158V72H160L161 70H163L162 69V67L164 66V64L162 65V63H161V65H158L160 62H161ZM171 60V61H169V60ZM182 59H184V60H182ZM195 59H198V60H196V61H198V62H195L194 60ZM225 59H227V60H225ZM18 60H20V61H18ZM22 60V61H21ZM25 60H26V62H25ZM29 60V62H27ZM37 60V61H36ZM45 62H44V61ZM65 60V61H66ZM79 60V61H78ZM86 60H88L87 61V63H85V61ZM99 60H101V61H99ZM111 60V61H110ZM123 60H125V61H123ZM139 60V61H138ZM142 60H147V61H143L142 62ZM154 60H155V63L157 64H155L154 63ZM175 60V61H174ZM219 60V61H218ZM221 60V61H220ZM232 60V61H231ZM2 59L0 60V64L2 63ZM18 61V62H17ZM52 61V62H51ZM65 61H63V62H65ZM71 61H74V62H71ZM76 61L78 62V65L76 66ZM107 61H108V63H107ZM184 61V62H183ZM17 62V63H16ZM55 63V65H54V63ZM99 62V63H98ZM108 64H106V63ZM150 62V63H149ZM41 63H43V64H41ZM53 63V64H52ZM66 63V62H65ZM81 63H84V65L82 64V68H85L84 66H85V64H88V65H90V66H88L87 67V65H86V69L84 70V69H82V68H80L79 66L81 65ZM126 63H128V64H126ZM201 63V64H200ZM210 63V64H209ZM218 63V64H217ZM4 64H6V62L5 61H3V63L1 64L3 67H0V70H1V68H2V70L4 69V67H5V65ZM16 64H17V66H16ZM80 64V65H79ZM124 64V65H123ZM135 64V65H134ZM147 64V65H146ZM149 64L151 65L150 67H149ZM154 64V65H153ZM176 64V65H175ZM236 66H235V65ZM40 65V66H39ZM92 65H93V67H92ZM126 65V66H125ZM172 65V66H171ZM184 65V66H183ZM50 66V67H49ZM140 66V67H139ZM147 66V67H146ZM156 66H157V68H158V66H161L160 68H161V70H159L158 69V72H157V70H156V72L155 71H153V69H156ZM176 66H177V68H176ZM181 66V67H180ZM192 66V67H191ZM233 66V67H232ZM238 66V67H237ZM8 67V66H7ZM13 69H12V68ZM64 67V68H65ZM76 67H79L80 69H79V71H85V72H82V73H78V68H76ZM91 68L92 70L94 69V71H92V70H90L91 72H89L88 71V73H87V70H89L88 68ZM146 67V68H145ZM153 67V68H152ZM172 67H173V70H172ZM182 67H184V68H182ZM67 68V69H68ZM152 68V69H151ZM180 68H182V69H180ZM189 68H194L195 70L194 71H192L193 69H191V70H189ZM198 68V69H197ZM238 68V69H237ZM67 69H64V70H67ZM82 69V70H81ZM150 69V70H149ZM180 69V70H179ZM231 71H230V70ZM1 70V71H2ZM5 70V69H4ZM4 70H3V72H4ZM49 70V69H48ZM96 70V71H95ZM146 70V71H145ZM183 70H185V71H183ZM237 70V71H236ZM243 70V71H242ZM35 71V72H34ZM39 71H41V73L39 72ZM60 71V70H59ZM75 71L77 72V74L78 75H76V73H75ZM178 71V72H177ZM183 71V72H182ZM187 71V72H186ZM189 71V72H188ZM210 71V72H209ZM54 72H57V74H58V77L56 78V76L57 75H54ZM94 72V73H93ZM158 75H156L155 73ZM164 72H166V77H165V73ZM176 72V73H175ZM1 74H2V72H0ZM5 73H6V71H5ZM46 73V74H45ZM83 73L84 74H86L85 75V78H83ZM91 73V74H90ZM116 73V74H115ZM153 75H152V74ZM169 73H171V74H169ZM182 73H184V75L182 74ZM0 74V75H1ZM7 74H8V72H7ZM11 74H8V75H10L11 76ZM28 74H31V77L32 78H30V79H32L31 81H29V80H27V78H26V76L28 75ZM72 74V75H71ZM109 74H113L112 76H110ZM173 74H174V76H175V74H178V75H176L175 77L173 76ZM181 74V75H180ZM2 75V76H3ZM7 75V76H8ZM70 75V76H69ZM76 75V79H75V76ZM83 75V76H82ZM88 75H93V78L92 77H90V78H88ZM108 75V77H106ZM129 77H128V76ZM141 77H140V76ZM152 75V76H151ZM159 75H160V77H159ZM164 76V78L162 77V76ZM172 75V76H171ZM21 77V79H20V77ZM29 77H30V75H28ZM48 76V77H47ZM55 76V77H54ZM60 76V77H61ZM79 76V77H78ZM114 76H115V79H117L116 81V83L117 84H115V79H114V81H113V86H112V83H110L111 81V79L112 78H114ZM159 77V79H155V77ZM171 76V77H170ZM179 76V79L177 78ZM183 76V77H182ZM86 77L88 78V82L86 81L87 79H86ZM110 77H112L111 79H110ZM117 77V78H116ZM150 77H153V78H150ZM11 78V77H10ZM17 78V79H16ZM22 78L24 79H26L25 80V82L26 83H24V81L22 82H20V80H22ZM54 78H55V80H54ZM59 78V79H58ZM75 80H77V81H75ZM79 78H83L82 80H83V83L81 84L80 83V80H79ZM94 78H95V80H94ZM105 78H108L107 80H109L107 83H109V84H111V86H109L107 83H106V81L107 80H104ZM172 78H173V80H172ZM182 78V79H181ZM17 80V82H16V80ZM19 79V80H18ZM33 79H34V81H33ZM50 79H51V82H50ZM57 79V80H56ZM84 79H85V81H84ZM131 79H132V81H131ZM145 79V80H144ZM149 79V80H148ZM150 79H152V80H150ZM164 81H163V80ZM193 79V80H192ZM40 81H41V79H39ZM45 80V82L43 83V81ZM91 80H94V81H91ZM97 80H100V81H98V84H99V86H97ZM175 80H177V81H175ZM19 81V82H18ZM60 81V82H59ZM61 81H63L64 83H61ZM89 81H91L90 83H89ZM171 81V82H170ZM175 81V82H174ZM59 82V83H58ZM76 82H77V84H76ZM86 82V83H85ZM120 82V83H119ZM147 82V83H146ZM154 82H155V84H154ZM164 82V83H163ZM168 82V83H167ZM180 82V83H179ZM187 82H190L191 84L192 83H194V84H192L191 86H190V88H189V83H187ZM195 82H196V84H195ZM198 82V83H197ZM1 83H3V84H1ZM27 83H29V84H27ZM31 83H33V85L31 84ZM40 83V82H39ZM52 83V84H51ZM78 83H79V86H78ZM85 83V84H84ZM87 83H88V86H87ZM93 83V84H92ZM105 83H106V85L107 86H109L110 87V94L109 93H106V89H107V92H109V90H108V88H106L107 86L105 85ZM119 83V84H118ZM143 83V84H142ZM145 83H146V85H145ZM175 83V84H174ZM179 83V84H178ZM82 86H81V85ZM84 84V85H83ZM94 84H96V86H94ZM114 84H115V86H114ZM121 84V85H120ZM188 84V85H187ZM199 84L200 85H202V86H200V87H198L199 86ZM2 85H4V86H2ZM11 85V84H10ZM29 85V86H28ZM59 85V86H58ZM65 85V86H64ZM73 85V86H72ZM106 87H105V86ZM116 85H118V86H120V87H117L116 88ZM172 85H174V87L172 86ZM185 85H187L188 86V89H187V87L185 86ZM196 85H198V86H196ZM9 86V85H8ZM15 86V85H14ZM13 86V87H14ZM30 86H32L33 88H34V90L32 89V87H31V89L33 90H31L30 89ZM53 86H51L52 88H53ZM84 86H86V89L84 90ZM126 86V87H125ZM162 86V87H161ZM164 86V87H163ZM193 86H195L194 88H193ZM39 87H41V88H43V86H39ZM45 87V86H44ZM75 87V88H74ZM77 87V88H76ZM88 87V88H87ZM115 87V90H114V95H113V98H112V91H113V88ZM185 88L184 90H183V88ZM6 88V87H5ZM4 88V89H5ZM25 88H24V91H25ZM53 88V89H54ZM106 88V89H105ZM126 88V89H125ZM171 88H173V89H171ZM197 88H199V89H197ZM45 89V88H44ZM43 89V90H44ZM51 89V88H50ZM53 89H52V92H53ZM54 89V90H55ZM56 89V90H57ZM77 89H78V91H77ZM82 89V90H81ZM117 89H118V91H117ZM162 89V90H161ZM177 89V90H176ZM12 90V91H11ZM16 92H15V91ZM32 92H31V91ZM40 90V89H39ZM46 90V89H45ZM45 90L44 91H42V90H40V91H42L41 92V94H43L44 92H45ZM124 90V91H123ZM125 90H127V92H129V93H127ZM129 90V91H128ZM153 91V93H152V91ZM166 90V91H165ZM171 92H170V91ZM183 90V91H182ZM198 90H201L200 91V93L198 92ZM202 90H203V93H204V95H203V93H202V96H201V92H202ZM36 91H38V88H37V90ZM79 92V94L77 93V92ZM122 91V92H121ZM161 91V92H160ZM163 91H165V93H167V94H165ZM14 92V93H13ZM82 92V93H81ZM83 92H85V94H83ZM150 92V93H149ZM4 93H12V95H8V94H5L4 95ZM20 93H23V90H22V92H20ZM19 93V95H21ZM26 93H28L27 91H26ZM29 93H28V96H29ZM37 93H39V92H37ZM56 93H51V94H56ZM81 93V94H80ZM103 95H102V94ZM171 93V94H170ZM181 93V96H180V99H178L179 98V94ZM199 93V94H198ZM33 94H32V96L31 97H33V99L29 96V98H31V100H33V102L30 100L29 101V98L27 99L28 100V105H24V107H22V109L21 110H23L24 112H25V114L24 115H28V116H30V115H32L33 114V117L34 118H32V121L33 122H35L37 119H35V112H37V114L39 113L38 111L40 110H42L43 109V107L45 106H39V105H43V102H44V104L46 103L45 101L47 100L46 98H43V100H41L42 98H39L42 102H40L39 101V105L38 106H34V105H37L38 104V100L39 99H37V98H35L34 96H33ZM40 93H39V95H41ZM50 94V95H51ZM99 94H101V95H99ZM108 94H109V96H108ZM168 94H170V95H168ZM178 94V95H177ZM219 94V95H218ZM38 95V94H37ZM85 95V96H84ZM102 96V98L101 97H99V96ZM105 95V96H104ZM116 95L118 96V98L116 97ZM218 95V96H217ZM8 96L10 97V98H8ZM24 96H25V93H24ZM28 96H25L24 98H26V97H28ZM46 95H42L41 97H45ZM57 95H56V97H58ZM69 96H70V98H69ZM97 96V97H96ZM115 96V97H114ZM65 97H67V98H69L68 99V101H67V98H65ZM82 97V98H81ZM104 97V98H103ZM110 97V98H109ZM124 98L123 100L121 99V98ZM9 100H8V99ZM13 98V99H12ZM34 98L36 99L35 101H34ZM100 98H101V100H100ZM119 98H120V100H119ZM5 99V100H4ZM11 99H12V102H14L13 104H11L10 105V103H11ZM17 99V98H16ZM22 99V97H20V100ZM110 99V100H109ZM113 99V103H112V100ZM115 99H116V101L118 102H116L115 101ZM7 100L9 101L8 102V104H7ZM24 100H26V99H24ZM56 100H58V102H56ZM108 102V100L109 101H111V102H108V103H106V101ZM161 102H160V101ZM203 100V101H202ZM6 101V102H5ZM53 101V100H52ZM73 101V102H72ZM85 101V102H84ZM101 101V102H100ZM201 101V102H200ZM2 102V103H1ZM4 102V103H3ZM23 102H25V101H23ZM27 102V101H26ZM30 102H32V104H30ZM35 102V103H34ZM116 102V103H115ZM6 103V104H5ZM37 103V104H36ZM60 103H62V102H60ZM64 103V102H63ZM62 103V104H63ZM83 103V104H82ZM115 103V104H114ZM149 103H151L150 105H149ZM154 105H153V104ZM163 103V104H162ZM34 104V105H33ZM69 104V105H68ZM107 104V105H106ZM112 104H114V105H112ZM149 106H148V105ZM162 104V105H161ZM195 104V105H194ZM16 105V106H15ZM19 105V104H18ZM30 105H33V106H30ZM116 105V106H115ZM131 105V106H130ZM199 105V106H198ZM8 106H10L9 108L13 111H11V110H8L7 111V113H6V108L8 107ZM13 106H15V107H13ZM22 106H23V104H22ZM30 106V107H29ZM46 106H47V104H46ZM106 106H107V108L108 109H110L109 107H114V108H112L111 110H112V112L114 111V117H112L113 116V114H112V112H110V110H108L109 112V114H112L111 115V117L109 116V114L107 113V109H106ZM151 106V107H150ZM160 106H161V108H160ZM32 107V109H30ZM121 107V108H120ZM3 108H5L4 110H3ZM9 108H7V109H9ZM26 109V110H24V109ZM34 108H35V110L36 109H38V111L36 110H34ZM123 108V109H122ZM129 108V109H128ZM157 108V109H156ZM159 108V109H158ZM199 108V109H198ZM44 109V110H45ZM122 109V110H121ZM59 109H57V112H60V111H58ZM132 110V111H131ZM157 110V111H156ZM11 111V112H10ZM22 111V112H23ZM30 111V112H29ZM32 111V112H31ZM204 111H205V113H204ZM21 112V111H20ZM23 112V113H24ZM27 112V113H26ZM117 112V113H116ZM127 112L129 113V114H127ZM132 112V115L130 114ZM186 112V113H185ZM13 115H12V114ZM23 113H22V115H23ZM32 113V114H31ZM66 113H67V110L65 111V115H66ZM67 113V114H68ZM81 113V114H80ZM103 113V115H99V114H102ZM108 115H107V114ZM121 113V114H120ZM193 113V114H192ZM10 114V115H9ZM36 114V115H37ZM40 114V113H39ZM115 114H117V116L115 115ZM120 114V116H118ZM126 115V117H127V119H128V124H126V123H124V122H126V118H125V115ZM154 114H155V116H154ZM168 115V116H166V115ZM206 114V115H205ZM26 115V116H27ZM61 115V113L59 114V116ZM82 115V116H81ZM87 115V116H86ZM123 115H124V117H123ZM128 115H131V117H133L131 120H133V122L132 123H135V128H134V126L131 124L130 125V122H129V117L130 116H128ZM161 115H162V118H161ZM170 115V116H169ZM178 115V116H177ZM10 116H12V118L10 117ZM39 116V115H38ZM73 116H75V117H73ZM84 116V117H83ZM102 116H104V118H106L107 117V119H106V127L107 128H105V124L103 123V119H101L102 121H100V118H98V117H101L102 118ZM109 116V117H108ZM159 116V117H158ZM163 116H166V117H163ZM8 117H10V118H8ZM22 117V116H21ZM21 117H20V119H21ZM31 117V116H30ZM29 117V118H30ZM40 117H42L41 116V114H40ZM83 117V118H82ZM115 117L117 118V119H115ZM121 117V118H120ZM130 117V118H131ZM144 117H145V119H144ZM15 118V119H14ZM37 118V117H36ZM39 118V117H38ZM43 118V117H42ZM47 118V124L45 123L44 124V122L46 121L45 119ZM64 118H65V116H64ZM72 118H75V119H77V120H75V119H73V121H75V122H73L71 119ZM108 118H109V120H108ZM111 118H114L115 120H113V121H115V123L117 122V123H119V126H122V127H124L125 125L124 124H126L127 126H133L130 130H135L136 129V127H137V125H142V126H140V127H142L141 129H137L136 131H138V133H139V135H141V134H143V135H141V137H143V138H141L138 134H136V135H138V136H136V137H138L137 139H138V141L140 142L141 140H142V142H143V140L145 141V139H146V141H145V143L147 144V141L148 142H150V146H149V143L147 144V146L146 147H148L149 149H147V148H145V146H141V147H138V148H134L135 150L137 149V151H140L139 153L138 152H136L137 153V156H139V154L141 153V154H145V159L144 160H146L147 158L149 159H151L153 156V158L155 159V161H153V158L151 159V161H145L146 163H140L139 165H138V163L140 162V161H142V162H144L143 160H139V158H138V160H137V158L136 159H134V161L136 160V163H134L133 162V166H135L136 165V168L135 167H133V173L131 172V170H130V167H131V162H129V160H130V158H129V153L128 152H124V149H126V147L124 146H122V145H126L127 147H128V143L127 144H123L122 143V141L124 140V143H126L129 139L128 138H130L131 137V135L132 134H134L133 133V130H132V132L130 133V136L127 138V139H123V138H125L126 137V135H123V133H124V128L123 129H121V130H119V132H115V133H113L114 131H116V130H114V129H120L119 128V126L117 127V128H115V126H114V124H112L113 125V127H111L110 125H109V127H110V129L108 128V122L111 120ZM118 118H120L119 120H121L122 119V121L121 122H123V120L125 119V121L122 123L123 125H120V121L118 120ZM165 118V119H164ZM169 118V119H168ZM12 119H14V120H12ZM34 119H35V121H34ZM41 119V118H40ZM96 119H99L98 120V122L96 121ZM162 119H164L165 121H163ZM168 119V120H167ZM3 120V121H2ZM42 120V119H41ZM41 120H39V121H41ZM57 120V121H58ZM72 122H71V121ZM87 120H89V121H87ZM108 120V121H107ZM117 120V121H116ZM130 120V121H131ZM137 120V121H136ZM148 122H147V121ZM170 120V121H169ZM203 122H202V121ZM22 121V120H21ZM56 121V123H58ZM99 121L100 122H102V123H99ZM112 121V122H113ZM141 121V122H140ZM151 121V122H150ZM160 121H162V122H160ZM201 121V122H200ZM11 122H13V123H11ZM55 122V121H54ZM112 122H110V123H112ZM2 123V124H1ZM36 123V122H35ZM34 123V124H35ZM67 123V125H65ZM3 124H5V126L3 125ZM17 124H19V121H18V123ZM21 124H22V122H21ZM44 124V125H43ZM70 124V126H68ZM72 124V125H71ZM75 124H77V125H75ZM80 124V125H79ZM81 124H83L82 126H81ZM100 124V125H99ZM102 124V125H101ZM146 124V125H145ZM165 125V126H163V125ZM170 124V125H169ZM116 125H118V124H116ZM145 125V126H144ZM4 126V127H3ZM8 127H6V129L7 130H9L11 127L9 126V124L7 125ZM18 126H20V125H18ZM31 126H32V124H31ZM37 126L38 127H40L39 125H35V127L37 128ZM50 126H48L49 127V130H50ZM56 126H59V128H57ZM64 126V130H61V129H63L62 127ZM81 126V128H79ZM101 126V127H100ZM15 127H14V129H15ZM21 127V126H20ZM41 127V128H42ZM48 127H46L47 128V130L46 131H48ZM61 127V128H60ZM77 127L79 128V129H77ZM104 127V128H103ZM163 128V130H162V128ZM166 127V128H165ZM169 127H170V129H169ZM41 128H37L39 131H41V136H42V134H43V128L41 129ZM74 128V129H73ZM114 128V129H113ZM126 128H128L129 129V127H126ZM125 128V129H126ZM138 128V127H137ZM21 129H23L22 127L18 130V131H20ZM33 129H35V128H32V127H30V130L32 131ZM36 129V130H37ZM41 129V130H40ZM68 129H69V131L70 132H68ZM73 129V130H72ZM111 130L112 129V131H110L111 132V135H113V134H115V136H113V137H111V138H114L113 140L109 137V136H111L109 133H108V131L109 130ZM128 129H126L125 130V132L126 133H128L129 132V130ZM166 129H168V133H167V130ZM23 130H26V129H23ZM22 130V131H23ZM35 130V131H36ZM106 130H107V132H106ZM128 130V131H127ZM141 130V131H140ZM160 130H162V131H160ZM164 130H166V131H164ZM30 131V134L32 133V136L35 134H33V132H31ZM34 131V130H33ZM45 131V133H48V132H46ZM65 131H67V133L65 132ZM86 131V132H85ZM91 131V132H90ZM118 131V130H117ZM120 131H123V133L121 132L120 133ZM4 132H3V134H4ZM27 132H28V130H27ZM26 132V133H27ZM49 132V133H50ZM59 132V134L58 135H60L61 133ZM66 133L65 135H66V138L64 137L65 135L63 134V133ZM79 132V133H78ZM82 132H84V133H93V134H95V135H99L98 137H96L95 135H93L92 134V137H93V139H92V137H91V139L89 138L90 136H87L86 134H84V135H86V137H87V139H86V142L84 141V144H86L87 146H89L88 148L90 149V146L93 144H97L98 142L100 143V144H102V147H101V145L99 144L97 147H98V149H96V147L95 146H93L94 148H95V150L93 149L91 152H96V154H97V156H96V154H95V152L94 153H88L87 154V156H88V159H87V156H86V159H81V157L82 158H85V157H83L84 156V152H82L81 154H80V152L79 153H77L80 149V151H82V148H81V146L79 147L78 145H77V147L75 148L74 146H73V144H71V146H72V151H70L69 150V143H71V141H72V136H73V134H74V136H73V138L74 137H78L79 136V134L80 135H83L82 134ZM140 132H142V133H140ZM149 132V133H148ZM162 132V133H161ZM25 133V134H26ZM36 133H39L38 131H36ZM43 134L44 136H46L47 134ZM48 133V134H49ZM51 133H50V135H51ZM71 133V134H70ZM113 133V134H112ZM160 133L162 134V135H160ZM165 133V134H164ZM167 133V134H166ZM1 135H2V133H0ZM5 134H7V131H6V133ZM24 136V138H26V140H23L24 138H23V136ZM24 134V132H20V135H19V133L18 134H16V135H18V136H22V138L20 137L19 138V149H20V147H25L26 148V145L24 146L22 143L23 142H28L27 143V145L29 144L30 146H32L31 145V142H29L30 140L32 141V136H30V134H29V132L25 135ZM29 134V136L31 137V139H30V137H27V135ZM109 134V135H108ZM159 134V135H158ZM15 135V136H16ZM35 135H37V136H35ZM34 135V137L36 138V140H38V138H39V140L40 141H42L41 140V136H39L38 134H35ZM64 135V136H63ZM67 135H69L71 138H69V136L67 137ZM90 135V134H89ZM121 135H123L124 137L122 138V136ZM148 135V136H147ZM18 136H16V138L18 137ZM26 136V137H25ZM47 136H49V135H47ZM46 136V137H47ZM53 136L51 137L52 139L51 140H54L53 139ZM132 136H134V135H132ZM144 136L146 137L145 139H144ZM164 137V139H166L167 138V141L166 140H164L165 142H167V143H169V147H168V144H167V146H165L164 144H163V142H162V144L167 148V150H165L166 148L164 147V146H161V144L159 145V142H160V138H162V137ZM34 137H33V139H34ZM45 137V138H46ZM81 136H79L78 138H80ZM94 137H96V138H94ZM135 137V136H134ZM136 137H135V140H131V141H135V142H132V145L134 144H136V141H137V139H136ZM141 139H140V138ZM166 137V138H165ZM12 140H13V138L15 139V137H10ZM44 138V137H43ZM42 138V139H43ZM67 138H69V141L67 142ZM98 138V139H97ZM100 138V139H99ZM20 139H22V143L20 142ZM28 139H30V140H28ZM49 141H50V139L49 138H47ZM46 139V141L45 140H43L44 141V143L42 144L41 142H40V144L39 145H42V147L44 146H46L48 143H51L49 146H46V148H41V149H38V147L40 148V146L39 145H36L37 143L35 142V139L33 140V142L35 143V146L37 147V149L36 150H34L33 151V146H32V148H29V146L27 147V149H26V151L25 152H21V149H20V151L19 150H15V151H7V150H5L7 147H3V145H2V148H4V149H1V147H0V152H1V150H3L4 151V153L7 155V153H9L8 155H9V157H8V155H7V159H9V158H11L10 156L13 154V152H15L14 154L15 155H12V158L14 159H12L14 162H15V158L16 157H18V158H20V161L24 164H26V162H27V166L25 167H23V166H21L20 168H18L15 172L16 173H14L13 172V169L14 168H12V164H14V162H12L11 160H10V163L12 162V164H10L9 166H11V168H10V170H9V175L7 176L5 173H4V171H6V170H8L9 169V166L8 165H6V163L7 164H9L8 163V161L9 160H6V156H4L5 157V159H3V152L2 153H0V155H1V158H0V161H1V164H0V168H1V170H3V168H5L6 166H7V168L8 169H4L3 171H1L5 176L3 177V175L1 174V172H0V174L2 175V177H1V179H0V195H3V196H0V200H2V201H0V206L2 207L3 206V204L5 203V204H8L9 202H11L12 201V203L14 202V204H15V200H17L18 199V195L20 196V195H22V190H21V188L23 189V192H24V190H25V192L27 191V188L29 189L30 187V189L25 193L24 192V194H26L25 196H23L22 195V197L20 196V200L17 202V204L21 201V202H25L24 204L23 203H21V205H19V206H24L26 203H27V201H29L30 199H34L35 200V202L37 203V204H35V202L33 201L32 202V200H30L28 203H27V205H28V207H27V205L26 206H24L23 208L21 207V210H22V212H23V210H27V213H30V212H37L38 213V211H36L35 209H34V207H32V206H35V205H38V207L39 208H41L40 206L41 205H43L44 204V207L42 206V208H41V210H40V212L43 210V208H45V206L46 205H48L47 207H49L50 206V208H52L53 209V207L54 206H56V204H58V201L60 202V200H61V198H63V194L64 193H66V197H68V196H73V192L71 193L72 195H70V192L71 191H73V189L76 191V192H78L79 193V191L80 192H83V193H79V195L78 196H80V194H85L86 193V190H87V192L88 193H86V194H88V195H84V196H87V197H85L84 199L83 198H80V199H83L82 201H80V199H79V197H77L78 198V200H74V199H76L74 196H76L78 193H76L75 191H74V196L72 197V201H74V202H76V205H77V203H79V204H81V206H82V202H84L85 204H84V206L85 205H87V203H88V205L87 206H89V205H92L91 204V202H92V200H93V202H95V203H98V201H96V200H98V198L97 197H94L93 196V194L92 195H89V193H92V191L90 192V189H89V191H88V187H87V189H86V185H87V182L86 181H83V184H85V186L83 187L82 185V188L81 189H83V190H85V191H83V190H79L78 189V186H74L75 188H72L71 186L68 188V187H65V189H66V191H65V189H63V194H60V200H58L56 203H54V201H52V200H48V198L45 196V195H48V197H49V195H52L51 197H49V198H51V199H59L58 198V196H56L55 194V192H52V194L50 193V192H48L47 194H45L44 196L42 195L43 194V192L45 193V187L43 186V185H45V184H43L42 182L44 181V180H46V178H45V176H46V172L44 171V170H47V175H48V169H49V167H48V169H46L47 168V166H46V164L48 163H46L45 162V158L44 157H48L49 158V163L51 162V161H55L54 162V164L56 165V162H57V165H59V163H61L62 161H61V159L59 158H56L57 156H54V153L52 154V152H53V149H54V146H53V149L51 150V148H49L50 146L52 147V145H53V141L52 142H49L48 140ZM88 139H90V140H88ZM98 140L96 143L93 141V140ZM132 139H133V137H132ZM163 139V138H162ZM10 140V139H9ZM16 140H18V139H16ZM28 140V141H27ZM39 140H38V142H39ZM100 140V141H99ZM42 141V142H43ZM48 141V142H47ZM88 141H89V143H88ZM130 141V142H131ZM45 142H47V143H45ZM58 142V143H59ZM67 142V143H66ZM92 144H91V143ZM130 142H129V146L132 148V146L130 145ZM160 142V143H161ZM164 142V143H165ZM11 145L12 144H14V141H11L10 140V142H9ZM9 143H8V145H9ZM16 143H17V141H16ZM34 143H32V144H34ZM23 146H22V145ZM63 144H64V146H63ZM120 144H122V145H120ZM143 144H144V142H143ZM146 144H144V145H146ZM7 145V144H6ZM6 145H4V146H6ZM7 145V146H8ZM21 145V146H20ZM56 145L58 146V147H56ZM62 145V146H61ZM79 145H83V143H80ZM86 145H84V148L85 147H87ZM136 145H138V143L136 144ZM139 145H142L141 143H139ZM138 145V146H139ZM69 147L68 148V150H66L67 148H65V149H60L59 150V147L60 148H64V147ZM120 146H122V147H120ZM153 146V147H152ZM93 147H91V148H93ZM135 147H137V146H135ZM162 147H164V148H162ZM25 148H24V150H25ZM28 148H29V150L30 151H28ZM47 148H48V150H47ZM73 148H75V149H73ZM78 148H80V149H78ZM88 148H87V151L86 152H89L88 151ZM139 148H144V150L141 152V150L139 149ZM46 149V150H45ZM139 149V150H138ZM153 149V150H152ZM161 149V150H160ZM22 150H23V148H22ZM40 150V151H39ZM66 150V151H65ZM78 150V151H77ZM86 150V149H85ZM84 149H83V151H85ZM98 152H97V151ZM104 150H106L108 153L106 154V151H104ZM131 150H133V148L131 149ZM130 150V148H129V150L128 151H131ZM149 150V151H148ZM157 150V151H156ZM19 153H18V152ZM29 153H28V152ZM34 152V154H35V156H36V151L38 152L37 153V156L35 157L34 155H33V152ZM47 151V152H46ZM110 151V152H109ZM164 151H165V154H164ZM7 152V153H6ZM12 152V153H11ZM32 152V153H31ZM46 152V153H45ZM75 152V153H74ZM114 153V154H112V153ZM134 152V151H133ZM145 152V153H144ZM153 153V154H151V153ZM163 152V153H162ZM171 155L172 153V155L174 156H172L171 155V158H170V155L168 154V153ZM11 153V154H10ZM17 153L20 155V153H21V156H22V158H24L25 160H22V158H21V156L19 157L18 155H17ZM24 153V154H23ZM31 153V154H30ZM64 154V156L65 155H67L66 157H63V155H61V154ZM68 153H70V158H69V156H68ZM100 153H102V152H100ZM23 154V155H22ZM26 154V155H25ZM75 154V155H74ZM92 154H95V155H92ZM104 154L102 153V156H104ZM134 154H135V152H134ZM168 154V155H167ZM28 155V156H27ZM29 155H31L32 157H33V160H34V158H35V160L37 161V159H39V158H37V157H40L41 158V160H40V163L38 162V163H35L34 164V168H35V165H36V168H37V173H36V175L38 176V175H40V174H42V169H44L43 170V172H45L44 174V179L43 178H40V177H43V175H41L40 177L38 176H36L37 177V179H39L40 178V181H41V183L39 182V184H41L42 185V187L44 188H42L43 190L41 191L38 187H40V185L38 184V182H37V184L39 185L37 188L40 190H38L37 189V191L36 192H42V194L41 195H36V192L34 193V189L36 188V186L35 185H37V184H35V182L37 181H31L32 179L34 180V179H36V178H33V175L35 176V171H36V169L34 170V171H32V168H31V165H33L32 163H31V161H32V159L30 160L29 158ZM45 155H47V156H45ZM53 156V157H51V156ZM55 155H57V154H55ZM74 155V156H73ZM81 155H83V156H81ZM92 155V156H91ZM126 155V156H125ZM136 155V154H135ZM134 155V156H135ZM147 155V156H146ZM148 155H149V157H148ZM164 155V156H163ZM14 156V157H13ZM43 158H42V157ZM76 156H78V160H76L77 158H76ZM94 156V157H93ZM134 156H133V158H134ZM141 156V155H140ZM163 156V157H162ZM166 156H167V158H166ZM80 157V158H79ZM114 157V158H113ZM142 157V156H141ZM140 157V158H141ZM28 158V159H27ZM37 158V159H36ZM65 158V159H64ZM96 158V159H97ZM101 158V157H100ZM7 161L6 163H4V161ZM44 159V161L43 162H45L46 164L45 165H43L44 163L42 162V160ZM68 159V160H67ZM70 159V160H69ZM80 159H81V161H80ZM126 159L128 160V161H126ZM142 159V158H141ZM149 159V160H150ZM174 159V160H173ZM30 160V163L28 164V161ZM99 160V159H98ZM97 160V161H98ZM164 160V161H163ZM17 161V160H16ZM24 161H26V162H24ZM47 161H48V159H47ZM61 161V162H60ZM68 161V162H67ZM90 161H92V162H90ZM96 161V162H97ZM139 161V162H138ZM171 161H173V162H171ZM33 162V161H32ZM41 162H42V164H41ZM86 162V163H85ZM96 162H93V163H96ZM159 162V163H158ZM167 162V163H166ZM21 163V164H22ZM147 163H148V165H147ZM149 163H151L150 165H149ZM152 163H154V164H152ZM31 164V165H30ZM37 164L38 165H40L41 164V168H40V166L38 167L37 166ZM53 164V163H52ZM51 164V166L53 167V170H56V168H58L57 167V165L54 167V165H52ZM89 164V165H90ZM97 164V163H96ZM127 164V165H126ZM142 164H146V166L145 165H142ZM167 164H168V166H167ZM6 165V166H5ZM48 165V164H47ZM61 166H62V164H60ZM76 165V166H75ZM85 166V168H84V166ZM87 165V164H86ZM98 165V164H97ZM155 165V166H154ZM159 167H161V168H159ZM176 165V166H175ZM3 168H2V167ZM28 166H30L29 168L30 169H28ZM44 166H46V168L44 167ZM67 166H65V168H64V166H63V168H64V171H65V169H66V167ZM69 166H71V167H69ZM80 166H82V167H80ZM139 166H140V168H139ZM141 166L143 167V169L141 168ZM153 166V167H152ZM171 166V167H170ZM173 166V167H172ZM52 167H50V169L52 168ZM60 167V166H59ZM90 167V166H89ZM95 168V170H97V171H92V170H94V168ZM21 168H23V169H25L24 170V174H26L27 176L25 177L24 175H23V169H21ZM28 169V171L30 170L31 171V174H30V172L29 173H26V172H28V171H26L27 169ZM38 168H40V170L38 169ZM62 168V169H63ZM78 168V169H77ZM93 168V169H92ZM98 168V167H97ZM135 168V169H134ZM152 168V169H151ZM156 168H159V171L156 169ZM164 168V169H163ZM59 169V168H58ZM56 170V171H58V173L55 175H53V170H52V174H49V178H47V179H53L52 180V182H51V180H50V183H47V180L46 181H44L45 183H46V185L45 186H47V185H49L50 187H49V189H51L52 187L51 186H53L54 184H52V183H57L56 181V179H55V177H58V176H60V178L61 179H67L66 178V176L65 175H67L66 174V172L64 173L63 171V174H62V176H61V170ZM129 169V170H128ZM137 169H141L140 171L138 170L137 171ZM145 169V170H144ZM154 169H155V171H154ZM20 171V173H19V171ZM67 170H69V169H67ZM66 170V171H67ZM136 170V171H135ZM149 170V171H148ZM164 170V171H163ZM26 171V172H25ZM39 171H41V172H39ZM49 171H51V170H49ZM56 171H55V173H56ZM85 171H83V172H85ZM99 171H100V169H99ZM103 171H106V170H103ZM103 171H101V172H103ZM130 172V174L128 173V172ZM135 171V172H134ZM143 171V172H142ZM151 171V172H150ZM153 171H154V173H156V172H160V173H162V175H159V173L157 174L158 176H160V178H158L157 176V178L154 176V175H156V174H154L153 173ZM33 172V173H32ZM59 172H60V174H59ZM90 172H92L91 174H90ZM100 172V174L99 173H97V175L96 176H98V179H97V181H98V183H99V181L101 180L100 179V175H102L103 173H101ZM6 173H8V171L6 172ZM17 173H19V175H18V178H17ZM108 174L109 172H108V170L104 173V175L105 174ZM110 173H111V171H110ZM112 173H114V172H112ZM120 173H121V171H120ZM132 173V174H131ZM146 173H148V174H146ZM29 174H30V176L32 177L31 178V180H30V176H29ZM93 174V175H92ZM106 174V175H107ZM119 173H115L114 174V176H115V178L117 177L118 178V176H120L121 177V180L124 178L123 176H124V174H122L121 173V175L119 174ZM0 175V176H1ZM50 175H52V176H54V177H51ZM89 175H92V176H89ZM103 175V176H104ZM110 175H112V174H110ZM118 175V176H117ZM152 176L153 178L155 177L156 178V182H153V179H151L152 177H150L149 178V176ZM6 176H7V178H6ZM64 176V178H62ZM95 176V177H96ZM46 177H48V176H46ZM123 177V178H122ZM150 179V180H152L151 182H150V180L148 179V178ZM8 178H10L9 180H8ZM23 178V179H22ZM24 178H26L25 180H27V178H29L26 182L25 181H23L24 180ZM88 178H90L89 180H88ZM93 178H94V176H93ZM97 178V177H96ZM116 178V179H117ZM155 178H154V181H155ZM100 179V180H99ZM119 179L120 178H118V180L117 181H119ZM125 179V178H124ZM15 182H14V181ZM54 180H55V182H54ZM58 180H59V177H58ZM96 180V179H95ZM131 180V181H130ZM9 181H11V184L12 185H14V183L16 184V183H18L17 185H18V187H20L21 186V188H20V190L19 191H21V192H19L20 194H16L15 193V191L17 190L18 191V187L16 186V187H11L10 189H9V185H10V182ZM30 181L31 182H33L29 187H27L29 184H30ZM61 181V180H60ZM116 181V180H115ZM3 182H5L3 185L1 184V183H3ZM6 182H7V184H6ZM85 182V183H84ZM112 182V183H111ZM101 184H102V182H100ZM154 183H156L155 185H154ZM9 184V185H8ZM28 184V185H27ZM153 184V185H152ZM158 184V185H157ZM4 185L6 186V187H4ZM34 185V186H33ZM80 185V184H79ZM88 185H89V182H88ZM96 185H98V184H96ZM4 187V189H3V187ZM7 186H9V187H7ZM73 186V185H72ZM94 186V187H93ZM109 186V187H108ZM25 187H26V189H25ZM34 189H33V188ZM48 187V186H47ZM46 187V188H47ZM138 187H140L139 188V190L140 191H138L137 189H138ZM146 187V188H145ZM147 187H148V190H147ZM15 188H17L16 190H14ZM41 188V187H40ZM100 188V187H99ZM143 188V189H142ZM8 189V190H7ZM12 189V190H11ZM48 189V188H47ZM72 189V190H71ZM79 191H78V190ZM98 189V188H97ZM121 189V188H120ZM119 189V190H120ZM145 189V190H144ZM154 189H156V190H154ZM12 191V192H10L11 194H9V192L8 191ZM33 192H32V191ZM110 190H112L113 192H114V194H113V192L112 191H110ZM119 190H116V193H118V191ZM122 190V189H121ZM120 190V191H121ZM142 190V191H141ZM143 190L145 191V193L143 192ZM8 192V194H9V196H10V198H12L11 196H12V194H14L13 196V200H9V202L7 201L8 199H10V198H8L7 200H4L5 198H7V197H9L8 195H6L7 193H5V192ZM16 191V192H17ZM65 191V192H64ZM125 191V193H126V190H125V188H124V190L122 191V192H124ZM146 191H148V192H146ZM4 194H3V193ZM110 192L113 194H110ZM2 193V194H1ZM37 193V194H38ZM54 193V194H53ZM67 193H69V194H67ZM75 193H76V195H75ZM107 193V192H106ZM146 193H147V196H144V195H146ZM151 194L150 196H149V194ZM40 194V193H39ZM34 195H36V198H37V196H38V198H39V196H40V198H39V200H36L34 197ZM56 196V197H53V196ZM141 195V196H140ZM34 196V197H33ZM82 196V195H81ZM93 196V197H92ZM116 196V197H115ZM128 196H129V198H128ZM151 196H153V197H151ZM156 196V197H155ZM4 199H3V198ZM24 197V198H23ZM43 197H46L47 198V200H46V198H43ZM71 197H68V198H70L71 199ZM83 197V196H82ZM89 197H91L90 198V200L88 199V200H86L87 198H89ZM108 197H106V199H104V197H103V200L104 201H108L110 198H108ZM145 197H149L150 198V201H152V202H155L156 201V199L158 200L157 202H158V204L157 205H155L154 203H152V202H149V200H147V199H149V198H146L145 199ZM41 198H42V200H44L45 199V201H42L41 200ZM102 198V197H101ZM100 198V199H101ZM118 198V199H117ZM142 198H143V200L145 199V201H143L142 200ZM153 198V199H152ZM27 199V200H26ZM64 199V198H63ZM62 199V200H63ZM128 199H129V201H128ZM141 199V200H140ZM213 199H214V201H213ZM4 200V201H3ZM41 200V201H40ZM67 200V199H66ZM65 199L63 200L64 202L66 201ZM114 200H109V202L111 201V203L114 201ZM117 200H119L118 201V203H117ZM126 200V202H125V204H124V201ZM138 200V201H137ZM161 200V201H160ZM167 200V201H166ZM212 200V201H211ZM216 200V201H215ZM40 201V202H39ZM49 201V202H48ZM56 201V200H55ZM71 201V202H72ZM86 201V202H85ZM101 201H102V199L101 200H99V204H98V206H97V204H96V206H94V207H96V209H97V211H99V209H102V208H104L105 207V205L108 203H106V202H104L105 204H101ZM132 201V202H133ZM136 201L137 202H143L142 204H140L139 203V205H137V203H136ZM160 201V202H159ZM163 201V202H162ZM3 202V203H2ZM38 202H39V204H38ZM43 204H42V203ZM50 202L52 203L53 202V204L52 205H50ZM63 202V203H64ZM70 202V203H71ZM115 202H113V203H115ZM132 202H130L131 203V206H132ZM144 202H145V204H144ZM161 202L165 205V207H167V206H169V207H173L172 209H173V211L175 212V210H176V212L173 214V216L171 217L170 215H168V217L166 218V215H167V213H166V210H164L163 208H165V207H163V205H161V207H159L160 205L159 204H161ZM167 202V203H166ZM186 202H188V203H186ZM214 202V203H213ZM19 203V204H20ZM31 203H33V204H31ZM68 203H69V199H68ZM90 203V204H89ZM103 203V202H102ZM216 203V204H215ZM4 204V205H5ZM46 204V205H45ZM60 204H62L61 202H60ZM59 204V205H60ZM74 204V203H73ZM77 205L78 207H80V205ZM101 204V205H100ZM188 204V205H187ZM58 205V206H59ZM102 205H104V207L102 206ZM108 205L110 206V204H107V207H105L104 209H108ZM113 205V204H112ZM159 205V206H158ZM167 205V206H166ZM6 206V205H5ZM8 206V205H7ZM17 205H15V206H13V204H11V206L9 207H2V210H0V212L2 211V214H4V216L5 215H8V216H6V218H8V217H11V223L12 224H10V220L9 221H7V222H9V223H7V224H9L8 226V228H11L12 229V231H11V233H10V231H8V229L6 228L7 226H6V224H4V222L6 223V220L4 221V219L5 218H3V219H0V241H2V243L0 242V256H2V257H0V258H4L3 260L2 259H0V261H1V263L3 264H46L49 260H47V259H44L43 257L44 256H42V254L40 253V250H38L40 247H38V246H40V242H39V240H40V238L44 235H46V237H42L43 239L42 240H46V241H50L55 235V238H57L59 241H60V239H61V237H60V235H61V233H62V235L64 234L65 235V233H64V229H62V228H60V227H57V226H54V225H60V224H53V227L55 228H53L52 227V225H47V223H46V219H45V221H44V218H47V216L49 215L47 212H46V214L44 213L45 211H46V209H44L45 211H42V215L40 214V212L37 214V216H42V217H40V220L38 219L37 220V222L39 221V225H38V223H37V225L40 227L39 229L37 228H35V230H37V231H35V233H34V231H32V232H28V231H30V230H27L26 232H21V230H19V231H17L18 229L15 227V225H13V223H14V221H16L15 223H17V222H21L22 220H21V218H26L27 217V219H29L28 217H29V215L30 214H25L26 215V217L22 214V212L20 211V212H18V214H17V211H16V214L14 215V210L16 209H20L19 208V206H17ZM29 206H31V208L29 207ZM52 206V207H51ZM84 206H83V208H84ZM86 206V207H87ZM99 206H101L100 208H99ZM120 206H118V207H120ZM135 206V207H134ZM16 207V208H15ZM37 206H35V208H38ZM46 207V208H47ZM8 208H10V210H8L7 211V209ZM14 208V209H13ZM50 208H48V212H52V210H50ZM175 208V209H174ZM1 209V208H0ZM166 209V208H165ZM171 209V208H170ZM171 209V210H172ZM149 210H150V212H153V215L155 214V216L152 218L149 214H148V212H149ZM152 210V211H151ZM170 210V213L172 212ZM177 210H178V212H179V214H180V216H179V218H175V216L177 215ZM6 211H7V213H9V214H6ZM29 211V212H28ZM101 211H103V210H101ZM146 211H147V213H146ZM24 212H26V211H24ZM100 212V211H99ZM149 212V213H150ZM157 212V213H156ZM167 212H168V214H170L169 213V210L167 209ZM181 212V213H180ZM11 213L13 214L12 216H11ZM102 213V212H101ZM148 214V218L149 217H151L149 220L147 219V221H146V218H147V216H145L144 217V214ZM159 213V214H158ZM2 214L0 215V218L1 217H4V216H2ZM35 214V213H34ZM40 214V215H39ZM45 216H44V215ZM176 214V215H175ZM23 215V216H22ZM175 215V216H174ZM202 215H203V217H202ZM205 215V216H204ZM16 216V217H15ZM22 216V217H21ZM156 216H157V218L159 217V220H157L156 219ZM211 216V217H210ZM15 217V218H14ZM130 217H131V219H130ZM133 217V218H132ZM182 217V218H181ZM13 218H14V220H13ZM19 218V219H18ZM32 218V217H31ZM30 218V219H31ZM181 218V219H180ZM8 219H10V218H8ZM7 219V220H8ZM27 219H24V221H27ZM43 219V220H42ZM48 219V218H47ZM125 219V220H124ZM127 219V220H126ZM133 219V220H132ZM143 219V220H142ZM145 219V220H144ZM177 219H179V220H177ZM130 220L131 221H133V222H130ZM2 221V222H1ZM126 221V222H125ZM149 221L150 222H152V223H149ZM124 222V223H123ZM127 222H129V223H127ZM142 222V223H141ZM144 222H146L145 223V225H144ZM148 222V223H147ZM158 222H160V224H163V226L162 225H160ZM120 223H123L124 225H121L120 226ZM125 223H126V225H125ZM131 223V224H130ZM129 224V225H128ZM133 224V225H132ZM142 224V225H141ZM146 224H148V225H146ZM156 224V225H155ZM10 225H12V226H14V227H11ZM46 225V226H45ZM130 225H131V227H130ZM139 225V226H138ZM158 225H160L161 226V228L163 229V231H162V229H158ZM4 226H6L5 228L7 229H4ZM123 226H124V228H123ZM144 226H146V227H144ZM151 226V227H150ZM49 228V230H48V228ZM57 227V228H56ZM61 227H64L62 224H61ZM107 227V226H106ZM121 227H122V229H121ZM143 227V228H142ZM15 228V229H14ZM41 228H46V230H44L43 231V229H41ZM60 228V230H58ZM87 228V227H86ZM108 228V227H107ZM153 228H154V230H153ZM13 229H14V231H15V233H18V232H21V233H18L17 235H16V237H15V240L13 239L14 237H13V235H15V234H13L12 232H14L13 231ZM17 229V230H16ZM81 229H83V227H81ZM84 229H85V227H84ZM125 229V230H124ZM145 229V230H144ZM152 229V230H151ZM156 229V230H155ZM216 229V230H215ZM49 231V233H53V232H56L57 230H58V232L59 231H61L60 232V235H59V233H57V234H55V233H53V234H55V235H51V234H49L48 235V231ZM106 230H108V232L106 231ZM121 230V231H120ZM133 230V231H132ZM143 230H144V232H143ZM157 230H158V233H157ZM17 231V232H16ZM40 231H43V235H41V233L39 234V232ZM51 231H53V232H51ZM90 231V230H89ZM100 231H102V234H103V232L105 233V231L108 233H106V235H104L103 234V236L101 235V232ZM135 231V232H134ZM154 231V233H152V235L153 234H155V235H160V238L158 237V236H155V237H158L159 238V240H163L162 242L161 241H159V242H161V248L159 247V245L157 246L156 244L158 243H155L156 241H158L157 240V238H152V235H151V232H153ZM156 231V232H155ZM2 232V233H1ZM7 232H8V234H7ZM27 232H28V234H27ZM65 232H66V234H68L67 233V231L65 230ZM82 232H84V231H82ZM109 232H111L110 234H109ZM146 232H148V233H146ZM24 233V234H23ZM27 234V236H29V238H27L25 235ZM29 233H31L30 235H29ZM47 233V234H46ZM85 233V232H84ZM84 233H83V235H84ZM116 233V234H115ZM146 233V234H145ZM150 233V235H151V237H148V236H150V235H148L147 236V234H149ZM160 233V234H159ZM13 234V235H12ZM21 234V235H20ZM35 236H34V235ZM37 234V235H36ZM113 234H115V236L113 235ZM122 234V235H123ZM2 235H4L3 237H4V239H3V237H2ZM5 235H6V238H5ZM31 235H33V236H31ZM38 235H41L40 237H38ZM50 235H51V237H50ZM61 235V236H62ZM108 235H110V238H109V236ZM126 235V234H125ZM124 235V236H125ZM17 236H19L18 238L19 239H21L20 241L21 242H23L24 241V239L25 240H27L28 239V241H24V242H26V245H25V243L23 242L22 244L20 243V241H18V238H17ZM20 236H21V238H20ZM96 236V237H95ZM101 236V237H100ZM161 236H162V238H161ZM214 236V237H213ZM10 237V238H9ZM13 237V238H12ZM36 237H38V239L36 238ZM49 237V238H48ZM64 237V236H63ZM109 239H108V238ZM111 237H115V239H112V241L111 242H108V247H109V249L107 250L106 249V246H107V240H109L110 241V239H111ZM117 237V238H116ZM153 237H154V235H153ZM208 237V238H207ZM13 240H12V239ZM22 238H23V240H22ZM35 238H36V240H35ZM53 239V242H54V240H55V244H56V246H60L61 247V243H59L58 242V240H56V239ZM87 238H89V237H87ZM129 237H127L126 238V240L128 239ZM146 238V239H145ZM149 238H150V240H149ZM215 238V239H214ZM10 239V240H9ZM17 239V240H16ZM142 239V240H141ZM4 240H6V242L4 241ZM32 240V241H31ZM125 240V239H124ZM152 240H156L155 242L154 241H152ZM14 241V242H13ZM18 241V242H17ZM31 241V242H30ZM33 241H35L36 243H34ZM165 241V242H164ZM204 241V242H203ZM251 241V242H250ZM9 242V243H8ZM28 242V243H27ZM38 242V243H37ZM53 242L51 241V243L53 244ZM57 242V243H56ZM82 242V243H81ZM128 242H130L129 240H128ZM142 242V243H141ZM150 242V243H149ZM152 242H154L152 245L154 246V248H155V245L157 246V247H159L158 249H157V247L155 248V249H153L152 250V248H151V250H152V252H151V250H149L152 254H151V256H148V258H146V257H144L145 255H144V249H145V251H146V254L148 255V253H149V251H147V249L146 248H144V243L145 244H147V243H149V249H150V244L152 243ZM255 242V243H254ZM4 243V245H3V247H2V244ZM6 243L8 244V246L11 244V246L10 247H7V248H5V246H6ZM16 243H17V245H16ZM131 243V242H130ZM162 243L164 244V245H166L167 246V249H168V251L169 252H172V254L171 253H169L168 251H167V249H166V247H164V246H162ZM182 243V244H181ZM193 245H192V244ZM206 243V244H205ZM21 244V245H20ZM36 245V248L33 246V245ZM83 244V245H82ZM105 244H106V246H105ZM158 244H160V243H158ZM216 246H215V245ZM227 244V245H226ZM253 244V245H252ZM256 244V245H255ZM14 245V246H13ZM23 245H25L24 247H23ZM38 245V246H37ZM85 245H87L86 246V248L88 247V246H90V247H88V249H87V251H85ZM151 245V246H152ZM190 245H192V248L194 249H192L191 248V250H193L194 252L192 253V251L190 250ZM194 245H197V248H200V249H198L197 250V248H195V246ZM203 246V248H202V246ZM213 245V246H212ZM92 246V247H91ZM142 246H143V248H142ZM21 247V248H20ZM29 247V248H28ZM31 247V248H30ZM83 247V248H82ZM147 247V246H146ZM189 247V251L187 250V248ZM211 247V248H210ZM234 247V248H233ZM243 247V248H242ZM13 249V251L14 252H12V250H11V252H12V254L15 256V258H14V256H12V258H14V261L12 262V260L11 261H9L10 259H11V257H10V259H8L9 258V254H11V252L10 251H7L8 249L10 250V249ZM27 248H28V250H29V252H28V250H27ZM32 248H33V251H35V253H33L34 255L31 257L30 255H31V250H32ZM92 248H94V250L97 248V252H96V250H95V252L93 251V249ZM98 248H101V250L100 249H98ZM148 248V247H147ZM186 248V249H185ZM204 248H207L205 251H207V253H209L210 254V252H211V255H210V259H208L207 258V256H209L207 253H206V255H204V253H205V251H204V253H203V250H204ZM208 248H210V250L208 249ZM229 248H230V251H229ZM232 248H233V250H232ZM4 249V250H3ZM56 249V248H55ZM81 249V250H80ZM114 249V248H113ZM116 249H118L117 247L115 248V250ZM143 249V250H142ZM163 249V250H162ZM215 249V250H214ZM227 249V250H226ZM236 249V250H235ZM242 249V250H241ZM85 252H87L88 253V255H90V260L88 259V257L87 258H85V256L86 255H83L84 253V251ZM107 250V251H106ZM115 250H112L113 251V253L115 252ZM119 250V251H120ZM158 250V251H157ZM165 250V251H164ZM212 250V251H211ZM218 250V251H217ZM222 250V251H221ZM226 250V251H225ZM237 250H239V251H237ZM93 251V252H92ZM129 251V250H128ZM156 251V252H155ZM164 251V252H163ZM184 251V252H183ZM195 251H198V253L200 254H198V255H196L197 254V252H196V254H195ZM200 251H202V252H200ZM210 251V252H209ZM216 253H215V252ZM219 251H221V252H219ZM225 251V252H224ZM231 251H232V253H231ZM233 251H234V253H238V254H234L233 253ZM236 251V252H235ZM2 252V253H1ZM76 252H79L78 253V255L76 254ZM99 252V253H98ZM166 252V253H165ZM183 252V253H182ZM259 252V253H258ZM261 252V253H260ZM5 253V254H4ZM7 253V254H6ZM81 253V254H80ZM87 253H85V254H87ZM95 253V254H94ZM98 253V254H97ZM104 253V252H103ZM202 253V254H201ZM219 253V254H218ZM256 253V254H255ZM11 254V255H12ZM29 254V255H28ZM80 254V255H79ZM115 254H118L117 252H115ZM115 254H113V255H115ZM150 254V253H149ZM191 254V255H190ZM216 254V255H215ZM224 255V256H222V255ZM232 255V256H229V255ZM236 256H234V255ZM241 254V255H240ZM245 254V255H244ZM248 256H247V255ZM82 255V256H81ZM96 255V256H95ZM98 255V256H97ZM101 255V256H100ZM146 255V256H147ZM157 255H158V253H157ZM163 255V256H162ZM196 255V256H195ZM221 255V256H220ZM253 255V256H252ZM257 255V256H256ZM262 255V256H261ZM48 256V255H47ZM46 256V257H47ZM64 256V257H63ZM66 256V257H65ZM95 256V257H94ZM105 256V255H104ZM162 256V257H161ZM194 256V257H193ZM199 256V257H198ZM201 256V257H200ZM213 256V257H212ZM238 256V257H237ZM242 257L241 259L239 258V257ZM251 256V257H250ZM6 257V258H5ZM8 257V258H7ZM91 257H93V261H92V259H91ZM98 257V258H97ZM112 259H113V256L111 255L110 256ZM117 257V258H118ZM207 258L206 260H204L205 258ZM212 257V258H211ZM232 257V258H231ZM260 258V259H256V258ZM30 258H31V261H30ZM34 258V259H33ZM82 258V259H81ZM116 257H114V259H117ZM126 258V259H125ZM158 258H159V260H160V262H159V260H158ZM189 258H190V260L191 259H193V261L191 260H189ZM202 258V259H201ZM222 258V259H221ZM225 258V259H224ZM227 258V259H226ZM237 258H239V259H237ZM248 258V259H247ZM254 258V259H253ZM261 258H263V259H261ZM33 259V260H32ZM94 259H97V260H94ZM125 259V260H124ZM186 259V260H185ZM188 259V260H187ZM228 260V261H224L223 260V262H221V260ZM45 262H44V261ZM169 260V261H168ZM196 260V261H195ZM199 260V261H198ZM201 260V261H200ZM212 260V261H211ZM255 260H259L258 262L257 261H255ZM4 261V262H3ZM7 261V262H6ZM49 261V262H50ZM102 261H104L103 263H102ZM114 261V260H113ZM116 261V260H115ZM149 261V260H148ZM148 261H147V263H148ZM151 261V262H152ZM158 261V262H157ZM161 261H163V262H161ZM166 261V262H165ZM195 261V262H194ZM208 261V262H207ZM181 262V263H180ZM194 262V263H193ZM209 262H211V263H209ZM217 262V263H216ZM227 262V263H226ZM0 263V264H1ZM106 263V264H107ZM50 264V263H49ZM149 264H150V261H149ZM186 264H188V263H186ZM190 264V263H189ZM200 264V263H199Z\"/></svg>",
	"mask_w": 264,
	"mask_h": 264
},
{
	"label": "bare ground",
	"instance_id": "2",
	"mask_svg": "<svg viewBox=\"0 0 264 264\" xmlns=\"http://www.w3.org/2000/svg\"><path fill=\"white\" fill-rule=\"evenodd\" d=\"M4 1H6L7 4H8L9 2H10L9 4H11V2H12V1H15V0H11V1H9V0H4ZM8 1H9V2H8ZM16 1H18V0H16ZM29 1L31 2V0H29ZM29 1L27 0V3H28ZM34 1H37V0H32L31 4H30V3H29V4L26 3L25 6L30 5V7H31V5H34V3H33ZM39 1H40V0H38L37 2H39ZM42 1H43V0H42ZM42 1H40V2L38 3V5L41 4ZM45 1H46V0H45ZM45 1H43V5H44L43 7L46 6V4H44V3H49V0H47L46 2H45ZM56 1H58V2L56 3ZM67 1H68V0H67ZM67 1H66V2H67ZM69 1H70V2H69ZM69 1H68L67 3L70 4V5H68L67 3H65V0H64V2H61V0H60V3H62V7H61L60 4H58V3H59V0H54V2H55L56 4H58V6H59V9H57V10H61L60 13H59L58 11H56V8H55V7H58V6H57V5L55 6V4L53 3V1H52V3H51V0H50V3H49L48 5H49V7L52 6L53 11H52V10H51V11H48L49 9H52V8L45 7V8H46L45 11L49 8V9L46 11L47 13H46L44 10H41V9H44L42 6H40V5L38 6L37 4H35V5L38 6V7L35 6V7H36V10H35V11H33L34 8H35L34 6H32V7H33V10H32V8H30L31 10H29L28 8H26V7L23 5V3L25 4L26 0H25V1H23V0L21 1V0H20V2H21V6H20V7H19V6L16 7V9H17V8H20V9H21V8H22V5H23V6L25 7V11L28 9V10H27V11H28V14H29L28 16H30V18H31V13H29V12L31 11V12H32V19L35 18V20L38 19V17H36V16H39V14H41L42 11H43V13L45 12V13L47 14V17H48V18H49V16H50V15L48 16V14H50V12H54V11H55V12H58L59 14H61V12H62L63 15H61V17H62L61 19H64L67 15H69V16H67V17H68V18H67V21L64 19L67 23H66L65 21L59 19V18H58V19H59V21L61 20V22H62V21L65 22V25H66V26L64 25L65 29H66L67 27H69V25H70V23H71L72 26L69 27V29H70L71 31H72V29H73V26H74L78 21L80 22V23H77V24L80 25V26H78V25L76 24V26H77L78 28H77L76 26L74 27V29L76 30L75 33H72V34H71V33H70L71 31L67 29L68 32L70 33V35H73V34L76 35V33H78L77 31H79L81 28L84 29L83 27H87L86 25H85V26L82 25V24H81V20H79L78 18H81V19L83 20V22L85 21V23L87 24V22H89V21H91V20L86 21V20L84 19V18H85L84 16H85V15H88V13H89L90 10H91L90 13L94 12L93 15L89 13V17H92L91 19H98V18L103 14V12L106 11L105 8H104V6H101V4L103 5L104 0H103V1L98 0V1H100V3H101V4H100V3L98 2L100 8L98 9L99 11L97 12V13L100 12V14H99L100 16H98L97 13H96V11H97V6H98V5L95 6L96 8H95L94 6H93L92 8H91V7L87 8V4H88V6H89V4H90V6H91L92 3H90L89 1H88L89 3H87L86 0H83L82 2H80V0H76V1L78 2V3H77V2H76V3L78 4L77 6H78L79 8H80V7H83V6H80V4H82V3H83L84 5L86 4V5H85L86 8H85V7H84V8L86 9L85 12L88 11V13H85L83 10H81V11H83V13H84L85 15L83 16V13H81V14L78 13V14H79V15L77 14L78 17H77V16H74V17H73V18H74V21H75V22H74L73 20L70 19V16H71L70 14L75 15L76 13L74 14V13H70V12L74 11V9H75V10L78 9V10H76V11H80V9H82V8H80V9H79V8H76V5H74V3H75L74 1H75V0H72V2H74V3H71V0H69ZM84 1H86V3H84ZM90 1H92V0H90ZM95 1H96V0H94L93 2H95ZM108 1H109V3H107L106 1H105V2H106L107 4L104 3L105 6L107 5V6H109L108 8H110L109 11H108V9H107V12H106L107 14L104 13V15L106 14V15H108V16L106 17V15H105V16L103 15L101 18L98 19V21H96L97 24H96V22H94L95 25H96L97 27H101V26H99V25L101 24V23H100L101 20H102L103 22H104V20H105L106 22H107V21L109 22V20H108V19H109V15H110V16H111V15H112V16H117V14H118V15H119V14H123V12L125 11V10H124L125 7L127 8V5H128V3H127L128 0L126 1L127 5H126L125 3H121L122 1L125 2V0H121V2H120L119 0H117V1H118V2H116L117 4H115V0H112V2H111L110 0H108ZM130 1L134 4V3H135L134 1H136V0H130ZM130 1H129V5H131V2H130ZM137 1H138V0H137ZM137 1H136V2H137ZM139 1H140V3H135L136 6L133 5V4H132V5H133L134 7H138V6H140L139 8H140L141 10H139V9L137 8L138 11H136V9H135V12H134V13H133L134 9H133L132 13H131V11H128V12H127V14L130 12V13H129L130 16H126V17H129L130 20H131V17H132L133 20H134V19H136L135 17H137V16L140 15V14H138V13H136V12H139V13L141 12V14H142V11L144 12V9H143L144 6H145V11H146V6H147V5L149 6V9H150V10H149V9L147 8V11H146V13L148 12L147 15H146L147 17H149L152 13H153V14H156V11H154V10L157 9V11H158V8H160L161 6H165V5H160V6H158V8L155 7V9H154L153 6H155V3H153V5H152V2H154V0H153V1L151 2V6H152L153 9H154V10H153L152 7H150L149 3H147L148 1H146V0H145V1H144V0H142V1L139 0ZM139 1H138V2H139ZM150 1H151V0H150ZM156 1H157V0H156ZM159 1H160V3H161V2H162V3L164 2L163 0H159ZM166 1H167V3L169 2L170 7H171V5L174 3V1H172V4L170 3L171 1H169V0H166ZM176 1H177V0H176ZM178 1H179V0H178ZM185 1H186V0H185ZM194 1L197 2V4L199 5V7H198V6H197V7H196V6H193V9H195L196 11H197V8H201V9H202V8H206L207 5H209V3H205V2H208L207 0H206L205 2L202 1V0H198V1L194 0ZM194 1H192V2H194ZM199 1H200V2H199ZM201 1H202V2H201ZM212 1H216V0H212ZM212 1L210 0V2H212ZM226 1H227L228 4H229V2H230L229 5L225 3V5H228V6H227V10H228V11H226L224 14L227 15V12H228L229 14H231V12H233V9L231 10L230 7H234V6H233L234 4L232 5V3H231V2H233L234 0H233V1H231V0H226ZM228 1H229V2H228ZM249 1H250V0H249ZM249 1H247V2H248V6H246V1H245V4H244V5H245V7H250V8H248V9H249L248 11L250 12V11H253V10H250V9H254V8L256 9V7H257L256 4H257L260 0H259V1H258V0H256V1H255V0H254V1L251 0V5H250V2H249ZM0 2H1V0H0ZM20 2L18 1V3H20ZM22 2H23V3H22ZM37 2H36V3H37ZM79 2H80V3H79ZM96 2H97V1H96ZM110 2H111V3H110ZM113 2H114V3H113ZM119 2H120V3H119ZM142 2H143V3L146 2L147 5H144ZM179 2H181V3H180L181 8L179 7L180 10H181V9H182V6H184V4H183V0H180ZM179 2H178V4H179ZM189 2H191V1L189 0ZM195 2H194V3H195ZM219 2H220V3H219ZM223 2H224L223 0H222V2L219 0V1H218V4H221V5H222ZM255 2H256V4H255ZM1 3H2V4H1L2 7L0 6V9L2 8V10H3V8H5V7H6L7 11H8L11 7H12V8H11L12 11L15 9V8L13 7L14 4H13L12 6L9 5V4H8L9 6H6L4 2H1ZM64 3H65V5H64ZM112 3H113V4H112ZM146 3H145V4H146ZM160 3H158V4H160ZM194 3H193V4H194ZM199 3L203 4V6H202L201 4H199ZM213 3H214V2H213ZM213 3H211V4H213ZM3 4L5 5V7H3V6H4ZM52 4H54V5H52ZM72 4H73V5H72ZM83 4H82V5H83ZM114 4H115L117 7H119L120 9H119V8H118V9H115V5H114ZM118 4H119V5H118ZM139 4H140V5H139ZM141 4H142V6H141ZM176 4H177V2H175V3L173 4V5L175 6V8H176V6H177ZM182 4H183V5H182ZM186 4H187V5H186ZM186 4H185V5L188 6L190 3H189V4L186 3ZM195 4H196V3H195ZM204 4H205V5L207 4L206 7L204 6ZM215 4H216V3H215ZM218 4H216V5L213 4L212 6H210V8H214V6H217ZM253 4H255V5H253ZM48 5H47V6H48ZM92 5H93V4H92ZM94 5H96V3H95ZM112 5L114 6V9H113V6H112ZM121 5H122V7H120ZM129 5H128V6H129ZM137 5H138V6H137ZM143 5H144V6H143ZM167 5H168V4H167ZM173 5H172V8H174ZM180 5H179V6H180ZM200 5H201V6H200ZM221 5H220V7H219V5H218V6H217L218 8L216 7L215 9H219V10L223 11V10H222L223 6L221 7ZM258 5H260V4H258ZM54 6H55V7H54ZM63 6H64V7H65V6H68V7L64 8L63 11H62L61 8H63ZM69 6H70L72 9H73V8H74V9H73V10H72V9L69 10ZM73 6H74V7H73ZM123 6H124V7H123ZM133 6H132V8H133ZM148 6H147V7H148ZM251 6H253V8H252ZM8 7H9V8H8ZM24 7L22 8L23 10H24ZM28 7H29V6H28ZM39 7H41V9H40ZM101 7L103 8V10H102ZM111 7H112L113 11H114V10H117V11H114V12H113V14H115V15H113L112 12H110V11H112V10H111ZM117 7H116V8H117ZM165 7H167V6H165ZM165 7H164V10H165ZM67 8H68V9H67ZM84 8H83V9H84ZM90 8H91V9H90ZM94 8H95V9H94ZM122 8H123V9H122ZM130 8H131V6L129 7V9H130ZM132 8H131V9H132ZM162 8H163V7H162ZM184 8H185V6L183 7V9H184ZM6 9L3 10V12L5 11L6 13H8V14L10 15L11 12H9V11L7 12ZM11 9H10V10H11ZM16 9H15V10H16ZM20 9L16 10L17 12L14 11L15 13L13 12L14 14H16V18H17V17H20L21 15H23L22 17H20V20L18 19L17 22L15 21L16 23H14V21H13V20L15 19V18H14L15 15H14L13 13H12V14H13L14 16L11 14L13 17L10 15L9 18L12 17V19L9 20V18L6 19V18H7V16H6L7 14H6V13H5L6 15L3 14V15L6 16V18H5V16L2 15V11L0 10V11H1V15H0V16H2V18H3L4 21H6V22L4 23V21H3L2 18L0 17V19L3 21V22H2V21L0 20V22L3 23V25H5L6 23H7V24H11V23H12L14 26L16 25L17 28H21V27L23 28V26L19 25V26H20V27H19V26H17V24L21 23V22H20L21 19L23 20L22 23H24L25 21H27V20L29 19V17H28L27 15L25 16V14H26L25 11H22V12H21L22 9H21V10H20ZM37 9H38V10H37ZM65 9H67V10H65ZM88 9H90V10H88ZM92 9H93V11H92ZM121 9L124 10V11H122V13L120 12ZM129 9L127 8V10H129ZM131 9H130V10H131ZM183 9L181 10L182 12H181V11L179 12V10H176V11L174 10V12L177 13V14H176V15H177V18H179L180 16H182V15L185 14V13L187 14L186 16L189 17L190 14L188 15V13H190V12L187 13V10L190 11V9H191V12L194 11L192 8H187V7H186V8H185V11H186V12L184 13ZM186 9H187V10H186ZM206 9H207V8H206ZM215 9H214V10H215ZM229 9H230L231 12L229 11ZM64 10H65V11H64ZM104 10H105V11H104ZM164 10H163V11H164ZM192 10H193V11H192ZM207 10H208V13L205 12V11H207ZM207 10H205L204 12L201 10V11H202V14H200L201 16H199V14H198V18H201V17L203 16V13H205V14L207 13L208 15L206 14V17H207V16H208V17H207L206 19H209L210 21H212L213 19L215 20L216 17L214 18V14H215V13L218 14L217 10L214 11V13H213V10H210V9H209V7H208ZM209 10H210V12H209ZM219 10H218V11H219ZM18 11H20V12H18ZM27 11H26V12H27ZM36 11H41V13L38 14ZM66 11H67V13H68L69 11H70V12H69L68 14H66V13H65ZM76 11H74V12H76ZM101 11H102V13H101ZM118 11H119V13H116V12H118ZM151 11H152V12H151ZM153 11H154V12H153ZM177 11H178L179 13H182V15L179 14ZM248 11H247L246 13H248ZM254 11H255V10H254ZM254 11H253V12H254ZM35 12H36V13H35ZM63 12L66 14V16L64 15ZM160 12H161V11H160ZM160 12H157V14H158L157 17H156V15H154V16L151 15L152 18H153L152 20H154V17L158 18L159 15L161 16V15H165V14L167 13V12H164V13H161V14H160ZM219 12H220V11H219ZM21 13H24V14H21ZM33 13H35L34 15H36V14H37V15H36L35 17H33ZM43 13H42V15H40L41 18H39V20H41L42 18L45 17V16H43V15H46V14H45V13L43 14ZM58 13H56V14H58ZM95 13H96V15H97V16L95 15L96 18H95V16H94ZM144 13H145V12H144ZM149 13H150V14H149ZM197 13H198V12H197ZM200 13H201V12H200ZM209 13H211V14L209 15ZM222 13H223V12H222ZM222 13H220V14H218V15H222ZM242 13H243V12H242ZM242 13H241V14H242ZM17 14H18V16H17ZM19 14H20V15H19ZM56 14H55V15H56ZM59 14H58V16H59ZM124 14H126V13H124ZM127 14H126V15H127ZM129 14H128V15H129ZM133 14H134V15L136 14L137 16L133 17V16H134ZM148 14H149V15H148ZM169 14H170V13H167V16L170 17V21H172L173 18H174L173 20L175 21V20H176V19H175V17H176L175 14H174V13H172V14H174V15H172V14L169 15ZM178 14H179V15H178ZM193 14H194V13H193ZM212 14H213V16H211ZM217 14H215V16H217ZM237 14H240V13H237ZM244 14H245V12H244ZM244 14H243V16H244ZM252 14H253V13H252ZM52 15H53V13H52ZM80 15H82L83 18H82V16H80ZM91 15H92V16H91ZM131 15H132V16H131ZM171 15H172L173 18H171ZM245 15H247V18H245V19H244V17H243L242 15L240 16L241 18L244 19V21H245L246 19L248 20V17H249L248 14H245ZM249 15H250V14H249ZM42 16H43V17H42ZM56 16H57V15H56ZM56 16H55V18H56ZM64 16H65V17H64ZM121 16H125V15H121ZM142 16H143V14H142L141 16H139L138 19H137L135 22L137 23V22L140 21V20H141V21H143V20L146 21V18H147V17H145V15H144L145 19H143ZM204 16H205V15H204ZM210 16H211V18H210ZM227 16H228V15H227ZM235 16H236V15H235ZM237 16H239V15H237ZM237 16H236V17H237ZM252 16H254V15H252ZM25 17H28V18H26L27 20H26V19L24 20ZM71 17H72V16H71ZM75 17H77L76 20H75ZM86 17H87V19H89L88 16H86ZM103 17H105V19H104ZM119 17H120V15L117 16V17H115L116 20H117V22L114 21L115 18H113V21L111 20L112 18H110V20H111L113 23H112L111 21H110L109 23H111L112 26L115 27V25H116V27H117V24H118V23H119V26H123V25H124V24H123L124 22L127 24V21H128V22L130 21L128 18H127V21H124V17H123V18H122V17L119 18ZM169 17H167V18L169 19ZM188 17H187V18H188ZM196 17H197V14H196L195 17H191V18H195L196 21H195L194 19H191L190 17H189V18L191 19L190 21H189L188 19H186L185 21L187 22V24H184V23H186V22H184V19H185L184 16H183V18H184V19H183V22H184V23L181 22L182 20L179 21L180 18L178 19L179 23H182L183 27H184V26H187V27L189 26V28H187V30H186V28H185V30H186V31H185V32H186V35H187V31H188V30H189V31H192L194 28H195V29H194L192 32H189V31H188V33H189V34H190V33H193V32H194V33H195V32L198 33L197 31H195L197 27H198L197 29H198L199 32L201 33L200 35H202V32H201V31L203 30L202 27H206V28H207V26H203V25H204L205 23H206V25H207V23L209 22V20H208V22H207V21L203 22V21L205 20L204 17H202L204 20H202V18H201V19H198V18H196ZM212 17H213V18H212ZM219 17H221V16H219ZM222 17H223V15H222ZM229 17H230V16H229ZM232 17H234V16H231V17H230L231 19L227 17L228 20H229V21H228V20L226 19V17L221 19V18H218V16H217V18L220 19V20L226 19V20L224 21V24H225L226 26L229 25V24H231V23H229V22H232L233 20H234V21H237V19H238V20L240 19L239 21L242 20V23H244V22H243V19H241V18H236V17H235V18H236V20H235V19H232ZM245 17H246V16H245ZM13 18H14V19H13ZM48 18H47V19H48ZM52 18H54V16H52ZM73 18H72V19H73ZM102 18H103V19H102ZM117 18H119L120 20L123 21L122 25H120V24H121L120 22H122V21H120V20L117 19ZM141 18H142L143 20H142ZM149 18H150V17H149ZM156 18H155V20H156ZM106 19H107V20H106ZM139 19H140V20H139ZM147 19H148V18H147ZM159 19H160V18H158L157 21H158ZM162 19H163V17H162ZM211 19H212V20H211ZM218 19L215 20V23H218V25L223 24V23H221V21H217ZM69 20L73 21L75 24H73V23H72L71 21H69ZM77 20H78V21H77ZM125 20H126V19H125ZM133 20H131V21H133ZM149 20H150V19H149ZM163 20L165 21V17H164ZM192 20H194L197 24L199 23L198 26H197V25L195 26V24H194V22H193ZM199 20H202L201 24H200V21H199ZM214 20L212 21L213 23H214ZM251 20H252V19H251ZM8 21H9V22H8ZM10 21H11V22H10ZM33 21H34V20H33ZM119 21H120V22H119ZM131 21H130V22H131ZM141 21H140V22H141ZM168 21H169V20H168ZM170 21H169V22H170ZM191 21H192V22H191ZM197 21H199V22H197ZM216 21H217V22H216ZM226 21H227L229 24H228ZM234 21H233V23H234ZM29 22H30V23L25 22V23H27V24H26L27 27H26L25 24H23V25H24V28L27 29V28H28V24L31 25V24L33 23V22L31 21V19H30ZM31 22H32V23H31ZM41 22H42V21H41ZM47 22H48V20H47ZM61 22H58L57 24L59 25V23H61ZM68 22H69V24H68ZM83 22H82V23H83ZM108 22H107V23H108ZM114 22H116V23H114ZM135 22H134V23H135ZM140 22H138V23H140ZM155 22H156V21H155ZM166 22H167V21H165V25H166ZM176 22H177V21H176ZM212 22H211V23H208V27H209L208 29H204V30H203V31L207 30V32H206L207 34H209V32H211L210 34H213V33H214V32H212V31H208V30H214V31L216 30L215 32H217L218 29H219V30H220V29L224 30L225 25H224V26L222 25V27L220 28V27H218L216 24H215V25L212 24ZM222 22H223V21H222ZM22 23H21V24H22ZM42 23H43V22H42ZM45 23H46V22H45ZM50 23H51V22H50ZM53 23H54V22H53ZM55 23H56V22H55ZM92 23H93V22L91 21V23H89V24L92 25ZM94 23H93V25H92L91 27H88L90 30H92V29H93L92 27L95 26ZM134 23H132V22L130 23V24H132L133 26H135V27L137 28V29H135V30H133V31L135 32L136 30H140V29H138V26H140V25L137 23L138 26H136V24H134ZM142 23H143V22H142ZM159 23H160V22H159ZM172 23H175V22H171V23L169 24V28L167 29V31H169V29H170V25H171ZM177 23H178V22H177ZM177 23H176V24H177ZM188 23H189L190 25L192 24V26L188 25ZM219 23H221V24H219ZM233 23H232V24H233ZM237 23H238V22H237ZM249 23H250V22H249ZM249 23H248V24H249ZM7 24H6V25H7ZM12 24H11V25H12ZM37 24H38L39 27L41 26L39 23H36V25L33 24V26L31 25V27L29 26V27H30L29 30H31L32 27H34L35 29L38 28V29L40 30L39 27H37V28L35 27V26H37ZM47 24H48V23H47ZM98 24H99V25H98ZM105 24H106V23H105ZM105 24L103 23L104 26H105ZM111 24H110V25H111ZM114 24H115V25H114ZM140 24H141V23H140ZM148 24H150V22H149ZM151 24H152V23H151ZM151 24H150V25H151ZM193 24H194V25H193ZM202 24H203V25H202ZM209 24H211V26H210ZM232 24L229 25V26H231V27H229V28L227 27V29H226L227 31L224 30V31H226V33L224 32L225 35H224L223 31H222V33H223L222 36H228V35H226V34H228V32L230 31L229 29H232V30H233L234 27L236 28V26H237L236 22L234 23V25L236 24L235 26L232 25ZM248 24H247V25H248ZM1 25H2V24H1ZM1 25H0V28H1L2 30H7L8 27H5V26H3V25H2L3 27H1ZM11 25H10V28H8V29H10V30H14V28H12L13 25H12V26H11ZM51 25H52V23H51ZM67 25H68V26H67ZM81 25H82V26H81ZM103 25H102V26H103ZM144 25H146V24H144ZM150 25H149V26H150ZM156 25H158V24L155 23V26H156ZM162 25H163V24H162ZM165 25H164V26H165ZM177 25H178V27H179V24H177ZM177 25H176V27H175V26L173 27V25H172V29H171V30H173V28H174L175 31H177V30L180 31V29L183 28V27H182V28L178 29V28H177ZM180 25H181V24H180ZM212 25H213L214 27H212ZM238 25H239V27H238V29H237V28L235 29V30H236L235 32H237V30H238L239 33H238V32L235 33L234 30H233V32H234L235 34L232 33V32L230 31V35L233 34L234 36H237V37H238V35H240V33H242V35H243V33L245 34V32L247 31L246 28H244V29H243V27L241 28L242 25L240 26V23H239ZM244 25H245V24H243V26H244ZM252 25H253V24H252ZM8 26H9V25H8ZM47 26H48V25H47ZM52 26H54V25H52ZM55 26H56V25H55ZM88 26H89V25H88ZM107 26H108V24H107ZM107 26L104 27V28H107ZM112 26H111V28L108 27L107 29H104V30L106 31V30H108V29H110V30H111V29H115V32H117L119 27H117V29H116V28H114V27L112 28ZM128 26L131 27V25H129V24H128ZM141 26H142V25H141ZM149 26H148V28H149ZM164 26H163V27H164ZM193 26H194V27H193ZM199 26H202V27H200L201 29H199ZM215 26H217L216 29H214ZM232 26H234V27H232ZM254 26H255V25H254ZM4 27H5V28H4ZM71 27H72V28H71ZM79 27H80V28H79ZM153 27H154V26H153ZM163 27H161V28L163 29ZM180 27H181V26H180ZM191 27H193V29H191ZM3 28H4V29H3ZM22 28H21V29H22ZM34 28H33V30H34ZM42 28H45V27H42ZM48 28H49V26H48ZM50 28H51V26H50ZM50 28H49V30H50ZM55 28H56V27H55ZM55 28H54V29H55ZM61 28H63V27H61ZM61 28H58V30H62V31H63V29H61ZM76 28H77V29H76ZM102 28H103V27H102ZM102 28H101V29H102ZM121 28H122V27L119 28V29H120V30H119L120 32L118 31V32L120 33L121 37H122V35L125 34V31L127 32V31H129V30L131 29V28L128 29V30L125 29V31H122V32H124V33L121 34ZM124 28H125V27H124ZM141 28H143V27H141ZM151 28H152V27H151ZM154 28H155V27H154ZM157 28H158V27H157ZM161 28H160V29H161ZM176 28H177V30H176ZM210 28H211V29H210ZM1 29H0V31H1ZM38 29H37V30H38ZM54 29H52V30H54ZM56 29H57V28H56ZM56 29H55V30H56ZM82 29H81V31H82ZM97 29H98V28H97ZM101 29L98 30L97 34H100L99 32L101 31ZM122 29H123V28H122ZM133 29H134V28H133ZM165 29H166V27H165ZM190 29H191V30H190ZM242 29H243L244 31H243ZM18 30H19V29H18ZM29 30H28V31H29ZM39 30H38V31H39ZM41 30H42V29H41ZM43 30H44V29H43ZM43 30H42V31H43ZM75 30H73V31H75ZM86 30H87V29H86ZM86 30H85V32L87 33L88 30H87V31H86ZM110 30H108V31L110 32ZM141 30H142V29H141ZM163 30H164V29H163ZM174 30H173V31H174ZM219 30H218V31H219ZM228 30H229V31H228ZM249 30H250V29H249ZM7 31H8V30H7ZM7 31H6V33H7L6 35H8V34L10 33V32L8 33ZM31 31H32V30H31ZM38 31H37V33H38ZM44 31H45V30H44ZM56 31H57V30H56ZM56 31H54V34H55ZM64 31H66V30H64ZM81 31H80V32H81ZM93 31H94V29H93ZM108 31H107V32H108ZM151 31H152V29H151ZM151 31L149 30V32H151ZM159 31H160V30H159ZM161 31H162V30H161ZM161 31H160V32H161ZM167 31H166V33H167ZM173 31H172L171 33L175 34L176 32H173ZM178 31H177V33H178ZM181 31H182V32H181ZM181 31H180L179 33H183V29H182ZM220 31H221V30H220ZM220 31H219V35L216 34V35H217L216 37H218V36L221 37V34H222V33L220 34ZM240 31H241V32H240ZM33 32L36 33L35 31H32V33H33ZM46 32H48V31H47V28H46ZM52 32H53V31H51V34H52ZM68 32H67V34H69ZM90 32H91V31H90ZM102 32H103V31H102ZM111 32H112V31H111ZM115 32H114V33H115ZM131 32H132V31H131ZM134 32H133V33H134ZM140 32H141V31H140ZM145 32H146V31H145ZM248 32H249V31H248ZM0 33H1V32H0ZM2 33H3V31H2ZM2 33H1V34H2ZM23 33H24V32H23ZM29 33H30V32H29ZM29 33H28V34H29ZM32 33H31V35L29 36V41L26 40L28 37L25 38L26 41L30 42V37H31V36L33 37V36H35V35L37 34V33H36V34L32 35ZM49 33H50V32H49ZM82 33H84V32L79 33L78 36H80V34H82ZM119 33H118V34H119ZM128 33H129V32H128ZM133 33H132V35H133ZM141 33H142V32H141ZM162 33H163V32H162ZM194 33H193V36H194ZM196 33H195V35H196ZM203 33H205V32H203ZM206 33H205V34H206ZM217 33H218V32H217ZM24 34H25V33H24ZM28 34H27V35H28ZM38 34H41V33L39 32ZM46 34H47V33H46ZM54 34H52V36H53ZM56 34H57V33H56ZM59 34H60V33H59ZM59 34H58V35H59ZM62 34H63V33H62ZM62 34H61V35H62ZM87 34L89 35V32H88ZM93 34H94V33H92V37L94 36ZM102 34H103V33H102ZM110 34H112V33H110ZM118 34H117V35H118ZM164 34H165V33H164ZM168 34L171 35V34H170V31H169ZM173 34H172L171 36H169V37H171V38H172V36L174 37L175 35H173ZM214 34H215V33H214ZM2 35H4V33H3ZM2 35H0V36H1L0 38H3ZM6 35H5V36H6ZM22 35H23V34H22ZM22 35H21V36H22ZM25 35H26V34H25ZM61 35H59V36H60V38L63 40V37H61ZM103 35L105 36V34H103ZM112 35H115V34H112ZM120 35H119V36H120ZM137 35H138V34H137ZM176 35H177V34H176ZM5 36H4V38H5ZM47 36H48V35H47ZM47 36H45V37L47 38ZM52 36H51V37H52ZM68 36H69V35H68ZM85 36H86V35H85ZM99 36H100V35H99ZM99 36H97V38H96V37H95V38L93 37V40L95 39V40H94V43H95V42L97 43V41L99 42L98 39L101 38V37L99 38ZM36 37L38 38V36H36ZM36 37H33L32 39L37 40ZM39 37H40V36H39ZM42 37L44 38L43 35H42ZM82 37H83V35H82ZM82 37H81V40L83 39ZM86 37H87V36H86ZM92 37H89V38L92 39ZM114 37H116V36H114ZM114 37H113V38H114ZM128 37H129V35H128ZM165 37H167V36L165 35ZM178 37H179V36H178ZM178 37L174 38L173 40L176 39V41H177V40L179 39ZM187 37H188V36H187ZM196 37L198 38V35H197ZM196 37L194 38L195 40H196ZM199 37H200V36H199ZM201 37H202V36H201ZM203 37H204V36H203ZM216 37H214V38H216ZM228 37H229V36H228ZM232 37H233V36H232ZM35 38H36V39H35ZM49 38H50V37H49ZM52 38H53V37H52ZM60 38H59V39H60ZM65 38H66V37H64V39H65ZM67 38H68V37H67ZM67 38L65 39L66 41H67L68 39L70 40V36H69L68 39H67ZM75 38L77 39V36H75ZM79 38H80V37H79ZM79 38H78V39H79ZM89 38H88L87 40H90ZM104 38H106V37H104ZM139 38H141V37H139ZM184 38H185V37H184ZM190 38H193V37L191 36ZM221 38H222V37H221ZM40 39H41V38H40ZM50 39H51V38H50ZM50 39H48V40H50ZM53 39H54V38H53ZM73 39H74V38H73ZM96 39H97V40H96ZM150 39H151V38H150ZM202 39H203V38H202ZM2 40H3V39H2ZM34 40H33V41H34ZM43 40H44V39H42V40H40V41H43ZM48 40H47V41H48ZM56 40H58V39H56ZM65 40H64V41H65ZM81 40L79 39V41H81ZM87 40H85V38H84V41H85V42H87ZM107 40H108V39H107ZM114 40L116 41L115 38H114ZM114 40H113V41H114ZM133 40H134V39H133ZM137 40H138V39H137ZM139 40H140V39H139ZM152 40H153V39H152ZM168 40H169V39H168ZM11 41H12V40H11ZM26 41H25V42H26ZM50 41H51V40H50ZM53 41H54V40H53ZM66 41H65L64 43H65V44H68L69 41H68L67 43H66ZM75 41H76V40H75ZM75 41H74V42H75ZM79 41L77 40V42H78L80 45H82V43H83L82 41H83V40H82L81 42H79ZM91 41H92V40H90L89 42L91 43ZM109 41H110V40H109ZM115 41H114V42H115ZM183 41H184V40H183ZM183 41H182V42H183ZM196 41H197V40H196ZM206 41H207V40H206ZM234 41H235V40H234ZM234 41H233V42H234ZM236 41H237V40H236ZM236 41H235V42H236ZM22 42H23V41H22ZM43 42L45 43L46 41H43ZM48 42H49V41H48ZM135 42H137V41L135 40ZM150 42H151V41H150ZM150 42H149V43H150ZM162 42H163V41H162ZM166 42H167V41H166ZM166 42H165V40H164V43H166ZM168 42H169V41H168ZM182 42H181V43H182ZM190 42H191V41H190ZM190 42L188 41V43H190ZM197 42H198V41H197ZM208 42H209V41H208ZM5 43H6V42H5ZM12 43H13V42H12ZM14 43H15V41H14ZM17 43H19V42H17ZM30 43H31V42H30ZM30 43H29V44H30ZM60 43H61V41H60ZM92 43H93V41H92ZM94 43H93V44H94ZM147 43H148V42H147ZM149 43H148V44H149ZM151 43H152V42H151ZM151 43H150V44H151ZM160 43H161V42L157 43V44H159V47H160ZM186 43H187V42H186ZM188 43H187V44H188ZM191 43H195V42L192 41ZM198 43H200V42H198ZM201 43H202V42H201ZM206 43H207V42H206ZM9 44H10V42H9ZM24 44H25V43H24ZM33 44H34V43H33ZM39 44H40V43H39ZM42 44H43V43H42ZM46 44H47V43H46ZM46 44H45V45H46ZM55 44H56V43H55ZM73 44H74V43H73ZM109 44H110V43H109ZM144 44H145V43H144ZM148 44H147V45H148ZM150 44H149V45H150ZM152 44H153V43H152ZM152 44H151V45H152ZM175 44H176V42H175ZM175 44H174V45H175ZM0 45H2L1 42H0ZM10 45H11V44H10ZM12 45H13V44H12ZM14 45H15V44H14ZM18 45H19V44H18ZM20 45H21V44H20ZM25 45H26V44H25ZM34 45H35V44H34ZM43 45H44V44H43ZM60 45H61V44H60ZM69 45H70V43H69ZM83 45H84V44H83ZM94 45H95V44H94ZM98 45H99V44H98ZM98 45H97V46H98ZM134 45H135V43H134ZM136 45H137V44H136ZM151 45H150V47H151ZM180 45H181V44H180ZM208 45H209V43H208ZM2 46H3V48H4V45H2ZM26 46H27V45H26ZM47 46H48V45H47ZM92 46H93V45H92ZM95 46H96V45H95ZM99 46H100V45H99ZM99 46H98V47H99ZM113 46H114V45H113ZM153 46H154V45H153ZM162 46H163V44H162ZM181 46H182V45H181ZM185 46H186V45H185ZM187 46H188V45H187ZM203 46H204V45H203ZM28 47H29V45H28ZM32 47H33V46H32ZM32 47H31V48H32ZM56 47H57V46H56ZM71 47H73V45H72V46L70 45L68 48H60L61 51H62V52H61L62 55H63V53H64L63 49L66 50V49H69V48H71ZM75 47H76V46H75ZM102 47H103V46H102ZM102 47L98 49L99 51H100V50H102V51H100V52L97 51L96 54H99V53H100L99 55L103 54V49H104V48L102 49ZM109 47L112 48L111 45H110ZM134 47H135V46H134ZM148 47H149V46H148ZM159 47H157V48H159ZM167 47H168V46H167ZM178 47H179V46H178ZM189 47H190V46H189ZM193 47H195V46H193ZM198 47L200 48V46H198ZM204 47H205V46H204ZM208 47H210V46H208ZM1 48H2V47L0 46V50H2ZM12 48H13V46H12ZM39 48H40V47H39ZM57 48H58V47H57ZM73 48H74V47H73ZM168 48H169V47H168ZM15 49H16V48H15ZM37 49H38V48H37ZM45 49H46V51H47V48H46V47H45ZM55 49H56V48H55ZM76 49H77V48H76ZM90 49H91V48H90ZM142 49H143V48H142ZM152 49H153V48H152ZM154 49H156V48H154ZM154 49H153V50H154ZM173 49H174V48H173ZM18 50H20V49L18 48ZM27 50H29V49H27ZM31 50H32V49H31ZM34 50H35V49H34ZM34 50H33V51H34ZM42 50H43V47H42ZM50 50H51V49H50ZM70 50H71V49H70ZM81 50H82V49H81V47H80V52H81ZM86 50H87V49H86ZM123 50H124V48H123ZM153 50H152V51H153ZM165 50H166V49H165ZM169 50H171V49H169ZM184 50H185V49H184ZM190 50H191V49H190ZM3 51H5V50H3ZM66 51H68V50H66ZM78 51H79V48H78ZM82 51H85V49L82 50ZM106 51H107V50H106ZM154 51H155V50H154ZM154 51H153V52H154ZM163 51H164V50H163ZM175 51H176V50H175ZM27 52H28V51H27ZM27 52H25V53H27ZM30 52H31V51H30ZM41 52H42V51H41ZM47 52H48V51H47ZM54 52H55V50H54ZM59 52H60V51H59ZM91 52H92V51H91ZM98 52H99V53H98ZM101 52H102V53H101ZM129 52H130V51H129ZM137 52H138V51H137ZM137 52H136V53H137ZM148 52H149V51H148ZM160 52H161V49H160ZM168 52H169V51H168ZM178 52H179V51H178ZM188 52H189V51H188ZM195 52H196V51H195ZM198 52H199V51H198ZM241 52H243V51H241ZM5 53L8 55V53H7L6 51L4 52V54H5ZM25 53H24V56H25ZM44 53H45V52H44ZM52 53H53V52H51V54H52ZM61 53H59L60 56H61ZM66 53H67V52H65L64 55H65V58H67V59H68L69 57L73 56V55H71V56H70V55H69V56H66ZM136 53H135V54H136ZM164 53H165V52H164ZM179 53H180V52H179ZM1 54H2V56H4V58H5V57L7 58V56H5V55L3 54V52H1ZM1 54H0V56H1ZM40 54H41V53H40ZM40 54H39V55H40ZM42 54H43V52H42ZM47 54H48V53H47ZM68 54H69V53H68ZM78 54L80 55V54H82V53H77V55H78ZM127 54H128V53H127ZM135 54H134V55H135ZM142 54H144V53L142 52ZM151 54H152V53H151ZM151 54H150V55H151ZM158 54H159V53H158ZM160 54H161V53H160ZM168 54H169V53H168ZM175 54H177V53H175ZM227 54H228V53H227ZM236 54H237V53H236ZM236 54H235V55H236ZM238 54H239V53H238ZM240 54H241V53H240ZM10 55H11V54H10ZM10 55H8V56H10ZM19 55L22 57L23 54H22V55L19 54ZM37 55H38V54H37ZM37 55L34 54V56H37ZM44 55H46V54H44ZM44 55H43V56H44ZM49 55H50V52H49ZM56 55H57V54H56ZM56 55H54V56L57 57L58 55H57V56H56ZM79 55H78V56H79ZM93 55H95V54H93ZM139 55L141 56V54H139ZM147 55H148V54L145 55L146 59L148 58ZM161 55H162V54H161ZM186 55H187V54H186ZM207 55H208V54H207ZM217 55H218V54H217ZM235 55H234V56H235ZM27 56H28V55H27ZM81 56H82V55H81ZM97 56H98V55L94 56V57H96V60H97ZM126 56H127V55H126ZM129 56H130V55H129ZM140 56H139V57H140ZM179 56H180V55H179ZM198 56L200 57V53H199ZM225 56H226V55H225ZM29 57H30V56H29ZM29 57H28V58H29ZM41 57H42V56H41ZM41 57L38 58V59H39V62H40ZM47 57H48V58H45V59H47L48 62H50V60L53 59V58H51V57H50V59H49V56H47ZM55 57H54V58H55ZM83 57H84V54H83ZM85 57H86V55H85ZM89 57H91V56H88V57H87L88 60H89ZM101 57H102V56H101ZM101 57H99V58H101ZM137 57H138V56H137ZM137 57H135L136 60L138 59ZM141 57H142V56H141ZM143 57H144V56H143ZM156 57L158 58V55H156ZM194 57H195V56L191 55V58H194ZM227 57H228V56H227ZM241 57H242V56H241ZM0 58H1L3 61L6 62V64H4V65H5V67H4L5 70L3 69L4 72H3L2 68H1L2 71L0 70V72H2V74L0 73V74H1L0 76H1V77H4V75L6 74V75H5V76L7 77L6 79H7V80L10 79L9 81H11L12 78H13V77H12L13 74L15 75L14 77H17V76H16V73H17L16 70H17V68H19V67H16V68H15V65H14L15 63H14V64H13V67H14V71H15L16 73L11 74V73L9 72V70H10V69H9V65H11V64L7 62L8 58H7V60H5L6 58H5V59H3L2 57H0ZM10 58H11V57H10ZM14 58H15V57H14ZM17 58H18V57H17ZM23 58H24V57H23ZM25 58H26V57H25ZM30 58H31V57H30ZM63 58H64V56L62 57V59H63ZM75 58H77V56H76ZM79 58L81 59L80 56H79ZM133 58H134V57H133ZM221 58H222V57H221ZM228 58H229V57H228ZM1 59H0V60H1ZM11 59H12V58H11ZM55 59H56V58H55ZM58 59H59V57H58ZM92 59H93V58H92ZM92 59H91L90 61L86 60L85 63H87V61H88V63H90V62L93 63ZM121 59H122V56H121ZM140 59H141V58H140ZM152 59H153V57H152L151 59H149V60L151 61V64H152ZM165 59H166V58H164V62L167 60V59H166V60H165ZM170 59H172V58H170ZM178 59H179V57H178ZM178 59L176 58L175 60H178ZM215 59H216V58H215ZM15 60H17V59H15ZM22 60H23V59H22ZM22 60H21V61H22ZM26 60H27V59H26ZM26 60H25V62H26ZM59 60H60V59H59ZM65 60H66V59H65ZM65 60L63 59V61H65ZM70 60H71V59H70ZM82 60H83V58H82ZM102 60H103V59H102ZM168 60H169V59H168ZM175 60H174V61H175ZM182 60H184V59H182ZM196 60H198V59H195L194 61H195V62H198V61H196ZM225 60H227V59H225ZM3 61H2V63H3ZM8 61L11 62V60H8ZM18 61H20V60H18ZM18 61H17V62H18ZM36 61H37V60H36ZM43 61H44V60H43ZM54 61L57 62L58 60L56 59V60H54ZM63 61H62V63H63L62 65L60 64V62H59V63L57 62V65L55 66V69L58 68V64L62 66V67H60V69H59V68L57 69V72L60 74V73L62 72L61 69L63 68L62 70L65 71L66 73L62 72L63 76L59 75V78H60L61 80L64 79V81H65V78H68V77L65 76V74H67V73H69V72H70V73L72 72V71H71V70H72L71 68H73L72 66H74V64H73V65H68V64H67V60L65 61L66 63L63 62ZM78 61H79V60H78ZM99 61H101V60H99ZM110 61H111V60H110ZM123 61H125V60H123ZM138 61H139V60H138ZM143 61H144V60H142V62H143ZM145 61H147V60H145ZM145 61H144V62H145ZM169 61H171V60H169ZM218 61H219V60H218ZM220 61H221V60H220ZM231 61H232V60H231ZM17 62H16V63H17ZM27 62H29V60H28ZM44 62H45V61H44ZM51 62H52V61H51ZM71 62H74V61H71ZM125 62H126V61H125ZM162 62H163V61H162V59H161V62H160L158 65H161ZM166 62H168V61H166ZM171 62H172V61H171ZM171 62H170V63H171ZM183 62H184V61H183ZM2 63H1V64H2ZM29 63H30V62H29ZM53 63H54V62H53ZM53 63H52V64H53ZM98 63H99V62H98ZM105 63H106V62H105ZM107 63H108V61H107ZM107 63H106V64H107ZM109 63H110V62H109ZM109 63H108V64H109ZM145 63H146V62H145ZM149 63H150V62H149ZM154 63H155V60H154ZM168 63H169V62H168ZM168 63H166V64L168 65ZM170 63H169V64H170ZM198 63H199V62H198ZM1 64H0V67H3ZM32 64H33V65H31V66H34L33 70H34V69H35V70H36V69H39V68H37L38 66L35 67V64H36V63L33 62ZM41 64H43V63H41ZM75 64H76V66H77V65H78V62L76 61ZM82 64L84 65V63H81V65L79 64V65H80V66H79L80 68L83 67ZM108 64H107V65H108ZM126 64H128V63H126ZM155 64H156V63H155ZM163 64H164V66L162 67V69L164 68L163 70H161V68H160L161 66H158V68H157V66H156V69H153V71L156 72V70H157V72H158V69L160 68L159 70H161V71L158 72V74H160V73L162 74V72H163V71H166V69H167V68L165 67L166 64H165V63H162V65H163ZM171 64H172V63H171ZM200 64H201V63H200ZM209 64H210V63H209ZM217 64H218V63H217ZM22 65H23V64L19 65L20 68L18 69L19 72H18L17 75L20 74V76H21V75H22L21 72H22V73H24V72L26 73L27 70H28V71H29V70H32V69H31V66H29V64H28V66L30 67V69H28V68H27V69H24V72H23L22 69H23V66H24V65H23V66H22ZM47 65H50V63L47 64ZM47 65H45V66L41 65L42 67H41L40 69L42 70V68H43V71L45 72L44 67H45V69L47 68V69H46V73H48L47 71H49L48 76H50V75L53 73L52 71H53L54 69H53L52 66H51V67L49 66L50 68H48ZM54 65H55V63H54ZM65 65H66V66H69V67L71 66V68H70L71 70H70L68 67H67V68H68V69H67V68L65 67ZM86 65H87V67H88V66H90L91 64H90V65L85 64V66H84L85 68H82V69L85 70V69L87 68ZM123 65H124V64H123ZM134 65H135V64H134ZM146 65H147V64H146ZM153 65H154V64H153ZM156 65H157V64H156ZM175 65H176V64H175ZM234 65H235V64H234ZM7 66H8V67H7ZM16 66H17V64H16ZM21 66H22V69H21ZM28 66L25 65L24 67L26 68V67H28ZM39 66H40V65H39ZM125 66H126V65H125ZM150 66H151V65L149 64V67H150ZM171 66H172V65H171ZM183 66H184V65H183ZM235 66H236V65H235ZM64 67H65V68H64ZM79 67H76V68H78V69H77V70H78V73H79V72H80V73L85 72V71H79V69H80ZM92 67H93V65H92ZM139 67H140V66H139ZM146 67H147V66H146ZM146 67H145V68H146ZM180 67H181V66H180ZM191 67H192V66H191ZM232 67H233V66H232ZM237 67H238V66H237ZM11 68H12V67H11ZM152 68H153V67H152ZM152 68H151V69H152ZM165 68H166V69H165ZM169 68H170V67H169ZM169 68H168V69H169ZM176 68H177V66H176ZM182 68H184V67H182ZM182 68H180V69H182ZM7 69H9V70H7ZM12 69H13V68H12ZM15 69H16V70H15ZM40 69H39V70H40ZM48 69H49V70H48ZM64 69H67V70H64ZM73 69H74V68H73ZM82 69H81V70H82ZM88 69H89V70H87V73H88V71L91 72L90 70H92V69H91L90 67H89ZM168 69H167V70H168ZM180 69H179V70H180ZM191 69H193L192 71L195 70L194 68H189V70H191ZM197 69H198V68H197ZM237 69H238V68H237ZM33 70H32V71H33ZM50 70H51L52 73L50 72ZM59 70H60V71H59ZM149 70H150V69H149ZM169 70H170V72H172L171 69H169ZM172 70H173V67H172ZM229 70H230V69H229ZM5 71H6V73H5ZM10 71H11V70H10ZM54 71H56V70H54ZM67 71H69V72H67ZM92 71H94V69H93ZM95 71H96V70H95ZM145 71H146V70H145ZM183 71H185V70H183ZM183 71H182V72H183ZM230 71H231V70H230ZM236 71H237V70H236ZM242 71H243V70H242ZM7 72H8V74H11V76L8 75ZM34 72H35V71H34ZM39 72L41 73V71H39ZM57 72H54V75H57L56 78L58 77ZM155 72H154V73H155ZM177 72H178V71H177ZM186 72H187V71H186ZM188 72H189V71H188ZM209 72H210V71H209ZM25 73H24V74H25ZM46 73H45V74H46ZM75 73H76V75H78L76 71H75ZM87 73H86V74H87ZM93 73H94V72H93ZM164 73H165V77H166V75H167L168 73H167V74H166V72H164ZM175 73H176V72H175ZM3 74H4V75H3ZM72 74H73V72H72ZM72 74H71V75H72ZM86 74L83 73V75H84V76L82 75L83 78H85V75H86ZM90 74H91V73H90ZM115 74H116V73H115ZM151 74H152V73H151ZM155 74H156V73H155ZM169 74H171V73H169ZM182 74L184 75V73H182ZM2 75H3V76H2ZM7 75H8V76H7ZM28 75H30V77H29ZM28 75L26 76L27 80H29L30 78L33 77V76L31 77V74H28ZM76 75L74 76L75 79H76ZM109 75L112 76L113 74H109ZM152 75H153V74H152ZM152 75H151V76H152ZM156 75H157V74H156ZM176 75H178V74H175V76H176ZM180 75H181V74H180ZM20 76H19V77H20ZM48 76H47V77H48ZM60 76H61V77H60ZM69 76H70V75H69ZM127 76H128V75H127ZM139 76H140V75H139ZM157 76H158V75H157ZM157 76L155 77V79H159L160 75H159V77H157ZM161 76H162V75H161ZM171 76H172V75H171ZM171 76H170V77H171ZM173 76H174V74H173ZM175 76H174V77H175ZM8 77H9V79H8ZM10 77H11V78H10ZM50 77H51V76H50ZM54 77H55V76H54ZM63 77H65V78H63ZM78 77H79V76H78ZM90 77L93 78V75H91V76L88 75V78H90ZM106 77H108V75H107ZM112 77H113V76H112ZM112 77H110V79H111ZM128 77H129V76H128ZM140 77H141V76H140ZM162 77L164 78V76H162ZM182 77H183V76H182ZM42 78H43V77H42ZM42 78L39 77V78H37L38 80H35V81H38V82H36V83L34 84V85L37 86V87H34V88H35L36 90H37V88H38V91H36V90L34 91V93H36V95H35L36 97L34 96L33 93H29V91H28L29 89L26 90V88H27L26 86L21 87V91H19V92L17 93L16 96H13V98H15V99L12 98L13 101H14V100L22 101L21 104L18 103V102L16 101V105H17V106H16V105H15L16 107L13 106V107H15V108H13V110L15 111V112H14V115H16L15 113H17L16 111L19 110V109H20V110H19L18 113H21V114H19L20 116H17V115H16V116H13V117H15V118H17V117H19V118H18L17 121H14V123H13V122H11V123H13V124L15 125V122L18 123V121H19V124L16 123L17 128L14 126V127H15V129H14V127H12L13 125L10 126V125H11V124L9 123L10 119H9L8 121H6V116H5V119L3 118V120H5V124L8 123L9 126H10L11 128H10L9 130H7V129H8V128L6 129V127H8V126H7L8 124H7L6 127H5V132L3 131L4 134H3V132H1L2 129L0 130V133H2V135L0 134V147H1V149H4L5 147H7V148L5 149V150H7V151H12V150H13V151H15V150H19V151H20V149H21V152H22V151L25 152L28 146H29V148H32V146H33V151H34V150H36L37 147H38V146H37V147L35 146V143L33 142L34 139H35V142L37 143L36 145H39L40 142L43 144V143H44L43 140L46 141V139L49 138L50 141L47 139L49 142H52V141H53V145H52V147H51V146L49 147V148H51V150L53 149V146H54L55 144H58V145H59V144L61 143V142H59V141H61V140L63 139V137H61L62 133H61L60 131H56V130H55L56 133H55V135L53 136V133H54V132H53V133H51V132L54 131V129L51 130L52 127L49 125V123H52L51 120H53V119H55V120H53V123H52V124H56V125L58 124V125H59V120H58V119H60L61 123H62V121H64L65 119H66V121L68 120L67 122L69 123V119L72 117V116H71L72 113H68L69 109H68V108H65V107H69V106H71V103H70V102H65L64 97H63V98L61 97V96H66V94H65V95L62 94V93H64V90H65V89H62L63 87L60 88L61 90H63V91H61V92H62V93H61V96H58V95H60V94H59L60 92H59V90L57 89L58 87H56L57 90L54 88V86H57V84H53L54 86L51 85V86H53V88L55 89V90H54V89L49 85L50 83H49V84L47 83L48 81L45 82V80H44L43 83L45 82V84L42 85V80H43ZM59 78H58V79H59ZM83 78H82V79H83ZM88 78L86 77V79H87L86 81H87V82H88ZM108 78H109V77H108ZM108 78H105L104 80H107ZM116 78H117V77H116ZM150 78H153V77H150ZM175 78H176V77H175ZM177 78L179 79V76H178ZM0 79H1V78H0ZM6 79L4 78V80H6ZM13 79H14V78H13ZM16 79H17V78H16ZM16 79H15V80H16ZM20 79H21V77H20ZM39 79H41V81H40ZM73 79H74V78H73ZM75 79H74V80H75ZM80 79H81V78H79V80H80ZM82 79L80 80V83H81V84L83 83V80H82ZM114 79H115V76H114V78H112V79L110 80V81H111L110 83H112V86H113V81H114ZM153 79H154V78H153ZM181 79H182V78H181ZM1 80H2V82H4V84H5V82H6V85L8 84V83H7L8 81H4L3 78H2ZM1 80H0V82H1ZM18 80H19V79H18ZM25 80H26L25 78H24V79L22 78V80H20V82H21V81H22V82L24 81V83H26L27 81L25 82ZM31 80H32V79H30L29 81H31ZM54 80H55V78H54ZM56 80H57V79H56ZM94 80H95V78H94ZM94 80H91V81H94ZM112 80H113V81H112ZM116 80H117V79H115V81H114L115 84H117V83H116V82H117ZM144 80H145V79H144ZM148 80H149V79H148ZM150 80H152V79H150ZM162 80H163V79H162ZM172 80H173V78H172ZM192 80H193V79H192ZM33 81H34V79H33ZM66 81H67V80H66ZM66 81H65V83L68 82V81H67V82H66ZM75 81H77V80H75ZM84 81H85V79H84ZM91 81H89V83H90ZM98 81H100V80H97V81H96V82H97V83H96L97 86H99ZM108 81H109V80H107L106 83H107ZM131 81H132V79H131ZM163 81H164V80H163ZM175 81H177V80H175ZM175 81H174V82H175ZM16 82H17V80H16ZM18 82H19V81H18ZM39 82H40V83H39ZM50 82H51V79H50ZM59 82H60V81H59ZM59 82H58V83H59ZM77 82H78V81H77ZM77 82H76V84H77ZM170 82H171V81H170ZM9 83L11 84V85L8 84L9 86H8V85H7V86L2 85V86H4V87H1L2 90L0 89V90L2 91L1 95H3V92H4V91H6V92H10V90L8 91V89H9V87L12 86V85H13V86L15 85L14 87L12 86V88H10V89H12V90H13L15 87H16L15 89H17V86H19V84H13V83H15V81H13L12 83H11V82H9ZM61 83H64V82L61 81ZM85 83H86V82H85ZM85 83H84V84H85ZM106 83H105V85H106ZM119 83H120V82H119ZM119 83H118V84H119ZM146 83H147V82H146ZM146 83H145V85H146ZM163 83H164V82H163ZM167 83H168V82H167ZM179 83H180V82H179ZM179 83H178V84H179ZM187 83L190 84V85H189V88H190V86H191L192 84H194V83L191 84L190 82H187ZM197 83H198V82H197ZM1 84H3V83H1ZM27 84H29V83H27ZM31 84L33 85V83H31ZM51 84H52V83H51ZM81 84H80V85H81ZM84 84H83V85H84ZM92 84H93V83H92ZM96 84H94V86H96ZM107 84H108L109 86H111V84H109V83H107ZM115 84H114V86H115ZM142 84H143V83H142ZM154 84H155V82H154ZM174 84H175V83H174ZM195 84H196V82H195ZM16 85H17V86H16ZM29 85H30V84H29ZM29 85H28V86H29ZM46 85H48V88H49V89L46 88V87H47ZM105 85H104V86H105ZM120 85H121V84H120ZM187 85H188V84H187ZM187 85H185V86H186L187 89H188V86H187ZM20 86H22V85H20ZM20 86H19V88H20ZM39 86H43V88H41V87H39ZM44 86H45V87H44ZM58 86H59V85H58ZM64 86H65V85H64ZM72 86H73V85H72ZM78 86H79V83H78ZM81 86H82V85H81ZM87 86H88V83H87ZM106 86H107V85H106ZM106 86H105V87H106ZM109 86L106 87V88H108L109 92H107V89H106V88H105V89H106V93H109V94H110V87H109ZM112 86H111V87H112ZM172 86L174 87V85H172ZM196 86H198V85H196ZM200 86H202V85L199 84L198 87H200ZM5 87H6V88H5ZM25 87H26V88H25ZM31 87H32V86H30V89H31ZM99 87H100V86H99ZM117 87H120V86L116 85V88H117ZM125 87H126V86H125ZM161 87H162V86H161ZM163 87H164V86H163ZM186 87H185V88H186ZM194 87H195V86H193V88H194ZM4 88H5V89H4ZM7 88H8V89H7ZM19 88H18V89H19ZM24 88H25V91H24ZM34 88L32 87L33 90H34ZM44 88H45L46 90H45ZM50 88H51V89H50ZM74 88H75V87H74ZM76 88H77V87H76ZM87 88H88V87H87ZM182 88H183V87H182ZM185 88H183V90H184ZM18 89H17L16 91H18ZM32 89H31V90H32ZM39 89L42 90V91L45 90V92H44L43 94H41L42 91H40ZM43 89H44V90H43ZM47 89H48L51 93H56L57 91L59 92L58 94L56 93L55 95L49 93L48 97L50 96V98H51V96H52V97L54 96L55 99H57V98L60 99V98H61V99H60V102H62V103L64 102V103L62 104V103L59 102V103H56L55 106H53V104L51 105L50 103L55 102V100H54V97H53V99L51 98L53 101H52V100H49V98L47 97V94H48V92H47L48 90H47ZM52 89H53V92H52ZM85 89H86V86H84V90H85ZM125 89H126V88H125ZM171 89H173V88H171ZM197 89H199V88H197ZM12 90H11V91H12ZM22 90H23V93H20V92H22ZM31 90H30V91H31ZM33 90H32V91H33ZM81 90H82V89H81ZM114 90H115V87L113 88V91L111 92V93H112V95H111L112 98H113V95H114V93H115ZM161 90H162V89H161ZM176 90H177V89H176ZM183 90H182V91H183ZM14 91H15V90H14ZM16 91H15V92H16ZM26 91L29 93V96H30V97H31L32 94H33V96H34L35 98H37V99H39V98H42L41 100H43V98H46V99H47V100L45 101V102H46L45 104H44V102H43V105H42V104L39 105V101L42 102L40 99L37 101V102H38V104L36 103L37 105H34V104H33L34 106H38V105H39V106H42V107L45 105L41 111H40V110L38 111V109H36V110L41 114V116L43 117V118L40 117V114H39V113L37 114V112H35V113L37 114V115L35 114V119H37V120L35 121V119H34V121H35L36 123L32 121V118H34L32 113H31L32 115H30L31 117L28 116L27 114H26V115H27V116H26V115H24L25 112H24L23 110H21L22 107H24L25 104L28 105V100H27V99L29 98V96H28V93H26ZM32 91H31V92H32ZM55 91H56V92H55ZM77 91H78V89H77ZM77 91H76V92H77ZM117 91H118V89H117ZM123 91H124V90H123ZM125 91L127 92V90H125ZM128 91H129V90H128ZM151 91H152V90H151ZM165 91H166V90H165ZM165 91H163V92L165 93ZM169 91H170V90H169ZM200 91H201V90H198L199 93H200ZM37 92H39L41 95H39V93H37ZM121 92H122V91H121ZM129 92H130V91H129ZM129 92H127V93H129ZM160 92H161V91H160ZM170 92H171V91H170ZM13 93H14V92H13ZM19 93H20L21 95H19ZM24 93H25V96H28V97L24 98V97H25V96H24ZM46 93H47V94H46ZM77 93L79 94V92H77ZM81 93H82V92H81ZM81 93H80V94H81ZM149 93H150V92H149ZM152 93H153V91H152ZM199 93H198V94H199ZM202 93H203V90H202V92H201V96H202ZM5 94H8V95L10 94V95H12V93H4V95H5ZM37 94H38V95H37ZM50 94H51V95H50ZM83 94H85V92H83ZM101 94H102V93H101ZM101 94H99V95H101ZM109 94H108V96H109ZM165 94H167V93H165ZM170 94H171V93H170ZM170 94H168V95H170ZM42 95H43V96L46 95V96H45V97H41ZM56 95H57L58 97H56ZM99 95H98V96H99ZM102 95H103V94H102ZM177 95H178V94H177ZM203 95H204V93H203ZM218 95H219V94H218ZM218 95H217V96H218ZM84 96H85V95H84ZM104 96H105V95H104ZM118 96H119V95H118ZM118 96L116 95L117 98H118ZM180 96H181V93L179 94V98H178V99H180ZM1 97H3V96H1ZM1 97H0V99H1ZM4 97L6 98L7 95L4 96ZM4 97H3V98H4ZM20 97H22L21 100H20ZM96 97H97V96H96ZM99 97L102 98V96H99ZM114 97H115V96H114ZM8 98H10V97L8 96ZM8 98H7V99H8ZM16 98H17V99H16ZM31 98L33 99V97H31ZM31 98H29V101L31 100ZM35 98H34V101L36 100ZM65 98H67V97H65ZM69 98H70V96H69ZM69 98H67V101H68ZM81 98H82V97H81ZM101 98H100V100H101ZM103 98H104V97H103ZM109 98H110V97H109ZM120 98H121V97H120ZM120 98H119V100H120ZM12 99H11V103H10V105L14 103V102H12ZM24 99H26V100H24ZM121 99L123 100L124 98H121ZM4 100H5V99H4ZM8 100H9V99H8ZM8 100H7V104H8V102H9ZM48 100H49V104H50L51 106L49 107V110L47 111V109H45V107H48V106H49V105H48ZM69 100H70V99H69ZM109 100H110V99H109ZM109 100H108V102H111V101H112V103H113V99H112L111 101H109ZM0 101H1V100H0ZM23 101H25V102H23ZM26 101H27V102H26ZM31 101L33 102V100H31ZM43 101H44V100H43ZM105 101H106V100H105ZM115 101H116V99H115ZM159 101H160V100H159ZM202 101H203V100H202ZM5 102H6V101H5ZM32 102H30V104H32ZM56 102H58V100H56ZM72 102H73V101H72ZM84 102H85V101H84ZM100 102H101V101H100ZM108 102L106 101V103H108ZM116 102H117V101H116ZM116 102H115V103H116ZM118 102H119V101H118ZM118 102H117V103H118ZM160 102H161V101H160ZM200 102H201V101H200ZM1 103H2V102H1ZM3 103H4V102H3ZM34 103H35V102H34ZM66 103H69L70 105L68 104L69 106H65V105H67ZM115 103H114V104H115ZM5 104H6V103H5ZM18 104H19V105H18ZM22 104H23V106H22ZM46 104H47V106H46ZM57 104H61V106L64 105L65 107L63 106L62 108H64L65 111L67 110V113H68V114L66 113V115H65V114H64L65 111H63V109L60 108L61 106H58ZM82 104H83V103H82ZM108 104H109V103H108ZM114 104H112V105H114ZM150 104H151V103H149V105H150ZM152 104H153V103H152ZM162 104H163V103H162ZM162 104H161V105H162ZM33 105H30V106H33ZM106 105H107V104H106ZM147 105H148V104H147ZM149 105H148V106H149ZM153 105H154V104H153ZM194 105H195V104H194ZM11 106H12V105H11ZM30 106H29V107H30ZM56 106H58V107H56ZM115 106H116V105H115ZM115 106H114V107H115ZM130 106H131V105H130ZM198 106H199V105H198ZM1 107H2V106H1ZM1 107H0V108H1ZM9 107H10V106H8L7 108H9ZM17 107H19V109H18ZM54 107H56V108H55V111H56L55 113H59V114L61 113L60 116H59V114H53V115L51 114L52 112H51V109H50V108H53V110H54ZM114 107L112 106V107H109L110 109H108L107 106H106L107 113L109 112L108 110H110V112H112L111 109L114 108ZM150 107H151V106H150ZM7 108H6V109L3 108V110H4V109L6 110V113H7L8 110H11V109H12V108H11V109H10V108L7 109ZM69 108H70V110L73 112V114H75V116H76V117H75V116H73V117H75V118H77V119H78V117L80 118V116H78L79 113H78V115H76L77 113H75V112L73 111L74 109L72 110L71 107H69ZM120 108H121V107H120ZM160 108H161V106H160ZM23 109H24V108H23ZM30 109H32V107H31ZM44 109H45V110H44ZM57 109H59L58 111H60V112H57ZM122 109H123V108H122ZM122 109H121V110H122ZM128 109H129V108H128ZM156 109H157V108H156ZM158 109H159V108H158ZM198 109H199V108H198ZM0 110H1V109H0ZM24 110H26V109H24ZM34 110H35V108H34ZM36 110H35V111H36ZM61 110L63 111V116H62V112H61ZM11 111H12V110H11ZM11 111H10V112H11ZM20 111H21V112H20ZM22 111H23L24 113H23ZM42 111H47V113H49V112H51V113H49V114H47V115H44L43 113H41ZM71 111H69V112H71ZM131 111H132V110H131ZM156 111H157V110H156ZM12 112H13V111H12ZM29 112H30V111H29ZM31 112H32V111H31ZM3 113H4V112L1 111V113H0V114H1V117L5 115V114L2 115ZM22 113H23V115H22ZM26 113H27V112H26ZM107 113H106V114H107ZM113 113H114V111L112 112V114H113ZM116 113H117V112H116ZM185 113H186V112H185ZM204 113H205V111H204ZM11 114H12V113H11ZM80 114H81V113H80ZM108 114H109V113H108ZM108 114H107V115H108ZM112 114H109V116L111 117ZM120 114H121V113H120ZM120 114H119L118 116H120ZM127 114H129V113L127 112ZM130 114L132 115V112H131ZM192 114H193V113H192ZM9 115H10V114H9ZM12 115H13V114H12ZM38 115H39V116H38ZM43 115H44L45 117H48L49 115H52V117H53V116H54V117L56 116V117L52 119V117L50 116V118H48V122H49V123L47 122V118H46V119H45L46 121L44 122V124H45L46 122H47L48 124L46 123L47 126L45 125V127H42V126H40V125H42V123H43L42 121H43L44 118H45ZM67 115H69V119H67V118H68ZM99 115L101 116V115H103V113H102V114H99ZM115 115L117 116V114H115ZM124 115H125V114H124ZM124 115H123V117H124ZM131 115H128V116L131 117ZM165 115H166V114H165ZM205 115H206V114H205ZM21 116H22V117H21ZM57 116H58V117H61V116H62V117L57 119ZM64 116H65V118H64ZM77 116H78V117H77ZM81 116H82V115H81ZM86 116H87V115H86ZM109 116H108V117H109ZM154 116H155V114H154ZM166 116H168V115H166ZM166 116H163V117H166ZM169 116H170V115H169ZM177 116H178V115H177ZM1 117H0V122H1V119H2ZM10 117L12 118V116H10ZM10 117H8V118H10ZM20 117H21V119H20ZM29 117H30V118H29ZM36 117H37V118H36ZM38 117H39V118H38ZM83 117H84V116H83ZM83 117H82V118H83ZM112 117H114V114H113ZM130 117H129V119L131 120L133 117H131V118H130ZM158 117H159V116H158ZM15 118H14V119H15ZM40 118H41L42 120H41ZM75 118H72L71 120L73 121V119H75ZM98 118H100V121H102L101 119H103L104 116H102V118H101V117H98ZM120 118H121V117H120ZM120 118H118V120H119ZM125 118L127 119L126 115H125ZM161 118H162V115H161ZM14 119H12V120H14ZM62 119H64V120H62ZM77 119H75V120H77ZM80 119H81V118H80ZM80 119H78L79 122H76V123H81L82 121H83V122H86L85 119H83L82 121H80ZM106 119H107V117L103 119V120H104L103 123L105 124V128H107V127H106ZM112 119L115 120V119H117V118H116V117H115V119H114V118H111V120L107 123V124H108L107 126H108L109 129H110L109 125H110L111 127H113L112 124L115 123V121H113ZM144 119H145V117H144ZM164 119H165V118H164ZM164 119H162V120L165 121ZM168 119H169V118H168ZM168 119H167V120H168ZM3 120H2V121H3ZM21 120H22V121H21ZM39 120H41V121H39ZM57 120H58V121H57ZM71 120H70V121H71ZM78 120H77V121H78ZM98 120H99V119H96L97 122H98ZM108 120H109V118H108ZM108 120H107V121H108ZM130 120H129L130 125L132 124V125L134 126L136 122H135V123H132L134 119L131 120V121H130ZM54 121H55V122H54ZM56 121H57L58 123H56ZM72 121H71V122H72ZM87 121H89V120H87ZM100 121H99V123H102V122H100ZM112 121H113V122H112ZM116 121H117V120H116ZM119 121H120V125H123L122 123L125 121V119L123 120V122H121L122 119L119 120ZM127 121H128V119H127L126 122H124V123L128 124ZM136 121H137V120H136ZM146 121H147V120H146ZM169 121H170V120H169ZM201 121H202V120H201ZM201 121H200V122H201ZM21 122H22V124H21ZM73 122H75V121H73ZM110 122H112V123H110ZM140 122H141V121H140ZM147 122H148V121H147ZM150 122H151V121H150ZM160 122H162V121H160ZM202 122H203V121H202ZM34 123H35V124H34ZM64 123H65V121H64ZM103 123H102V124H103ZM162 123H163V122H162ZM1 124H2V123H1ZM5 124H3V125L5 126ZM31 124H32V126H31ZM44 124H43V125H44ZM102 124H101V125H102ZM104 124H103V125H104ZM116 124H118V125H116ZM126 124H124L125 126L123 125L124 127H122V126H119V123L116 122V123L114 124L115 128H117V127L119 126L120 129H118V128H117V129H114V128H113L114 130H116V131H114L113 133H115V132L117 133V132H119V130H121V129L124 128V130H123L124 133H123V131H120V133L122 132L123 135H126V134H127L125 138H123L124 136L121 135L123 139H127V138L130 136V133H131L132 130H133V129L130 130L133 126H127ZM163 124H164V123H163ZM163 124H162V125H163ZM18 125H20L23 129H26V130L21 129L20 131H18V130L21 128V127L18 126ZM35 125H39V126H40V127L37 126V128H41V127L43 128V129L41 128V129L43 130V134H44L45 131L47 130L46 127L50 126V130H49V127H48V131H46V132L49 133V132L51 131V132H50L51 135H50V133H49V134H48V133H45V134H47V135H49V136L46 135V136H47V137H46V136H44L43 134H42V136H41V131H39V130L35 127ZM65 125H67V123H66ZM71 125H72V124H71ZM75 125H77V124H75ZM79 125H80V124H79ZM82 125H83V124H81V126H82ZM99 125H100V124H99ZM145 125H146V124H145ZM145 125H144V126H145ZM169 125H170V124H169ZM4 126H3V127H4ZM68 126H70V124H69ZM81 126H80L79 128H81ZM83 126H84V125H83ZM116 126H117V127H116ZM135 126H136V125H135ZM135 126H134V128H135ZM140 126H142V125H140ZM140 126L137 125L138 128L136 127V129L133 130V133H134L137 129H141L142 127H140ZM163 126H165V125H163ZM30 127L35 128V129H33L34 131H33V130L31 131V130H30ZM56 127L59 128V126H56ZM70 127H71V126H70ZM100 127H101V126H100ZM126 127H129V129L126 128ZM0 128H1V125H0ZM60 128H61V127H60ZM62 128H63V129H61V130H64V126H63ZM79 128L77 127V129H79ZM103 128H104V127H103ZM125 128L129 130L128 133L125 132V130H126ZM161 128H162V127H161ZM165 128H166V127H165ZM36 129H37V130H36ZM41 129H40V130H41ZM73 129H74V128H73ZM73 129H72V130H73ZM109 129H108V130H109ZM169 129H170V127H169ZM22 130H23V131H22ZM27 130H28L29 134H30V131H31V132H33V134H34V133H35V134H38V135L41 136L42 138L44 137L43 139L41 138V140H42L43 142L39 140L40 137L38 138V140H39V142H38V140H36L37 137H36V138L34 137L35 134L32 136V133H31L30 136H32V141L30 140L31 137L29 136V134L27 135V137H30V139H28V140H30L29 142H31V145H32V146H30L29 144L27 145L28 142H27V143H26V142H23V143H22V139L24 138V136L21 134V135L23 136V138H22V136H18V135H16V134L19 133V135H20V132H24V134H25V133L27 132ZM35 130L38 131L39 133H36ZM117 130H118V131H117ZM128 130H127V131H128ZM162 130H163V128H162ZM162 130H160V131H162ZM166 130H167V133H168V129H166ZM166 130H164V131H166ZM6 131H7V134H5ZM110 131H112V129L108 131V133L111 135V132H110ZM130 131H131V132H130ZM138 131H139V130H138ZM138 131H136V132H135L134 134H132V135H134L135 137L138 136V135H139ZM140 131H141V130H140ZM28 132H27V133H28ZM59 132L61 133L60 135H58ZM65 132L67 133V131H65ZM65 132L63 133L64 135L66 134ZM68 132H70L69 129H68ZM85 132H86V131H85ZM90 132H91V131H90ZM90 132H89V133H84V132H82V134L84 133V134H86L87 136H90L89 138L91 139L93 133L91 134ZM106 132H107V130H106ZM27 133H26V134H27ZM57 133H58V134H57ZM78 133H79V132H78ZM113 133H112V134H113ZM140 133H142V132H140ZM148 133H149V132H148ZM161 133H162V132H161ZM161 133H160V135H162ZM167 133H166V134H167ZM26 134H25V135H26ZM70 134H71V133H70ZM84 134H83V135H80V134H79V136H81L80 138H78L79 136H78L77 138H76V137L73 138V136H74V134H73V136H72V141L70 140L71 143H69V147H70V148H69V147H66V146H65L64 148H60V147H59V150H60V149L63 150V149H65V148H67L66 150H68V148H69V150L72 151V150H71V149H72L71 144H73V146L75 145V146H74L75 148H76L77 145H78L79 147L81 146L82 151H80L81 149L78 148V149H80V150H79V151L77 150V151H78L77 153L80 152V154H81L82 152H84V153H83L84 156H83V155H81V156H83V157H85V158H82V157H81V159H86V156H87L88 153H94V152H95V151H94V152H91L93 149L95 150V148H94L93 146H95L96 149H98L97 146H98L100 143L98 142L96 145H95V144L93 145V144L90 142L93 146L91 145V146H90V149H89V148H88L89 146H87L86 144H84V141L86 142V139H87L86 135H84ZM89 134H90V135H89ZM109 134H108V135H109ZM136 134H138V135H136ZM164 134H165V133H164ZM15 135L18 136V137L16 138ZM56 135H57V136H60V139H61V140L58 139L59 137H58V138H55ZM64 135H63V136H64ZM93 135H95V134H93ZM132 135H131L130 138H128L129 140H128L126 143H124V140L122 141L123 144H127V143H128V147H127L126 145H122V144H120V145H122L123 147L125 146L126 149H124L122 146H120V147H122V148L124 149V152H125V153H126V152L129 153V155H128L129 158H130L129 162H131V163H130V164H131L130 170H131V172L133 173V167L136 168V165L133 166V162L136 163V160L134 161V159L137 158V160H138V158H139V160H143V161H144V162H142V161L139 162V161H138V162H139L138 165H139L140 163H146L145 161H147V160H148V161H151V159H152L154 156H153L151 159L149 158L150 160H149L148 158H147L146 160H144V159H145V154H146L145 152H144L145 154H141V153H140L139 156H137V153H136V152L139 153L140 151H137V149L135 150L134 148H138V147H141V146H145V148L149 149L148 147L150 146V142L147 141V144L149 143V146L146 147V146H147V144L145 143V141H146L145 138H146V137L144 136L145 141L143 140L144 144H146V145L143 144L142 140L139 142L138 139H137L138 137H136V139H137L136 144L138 143V145H139V143H141L142 145H139V146L136 145V144H135V145H134V144L132 145V142H135V141H131V140H135V137L132 136ZM141 135H143V134H141ZM141 135H139V136L141 137ZM158 135H159V134H158ZM35 136H37V135H35ZM50 136H51V137L53 136V139H54V140H51L52 138H51ZM68 136H69V135H67V137H68ZM95 136L98 137L99 135H98V136L95 135ZM113 136H115V134H113V135H111V136H109V137L111 138V137H113ZM127 136H128V137H127ZM147 136H148V135H147ZM10 137H15V139L13 138V140H12ZM20 137L22 138V139H20V142H21L23 145L25 144V145H26V148H25V147H20V149H19V144H20V143H19L18 141H19V138H20ZM25 137H26V136H25ZM33 137H34V139H33ZM45 137H46V138H45ZM64 137L66 138V135H65ZM96 137H94V138H96ZM99 137H100V136H99ZM132 137H133V139H132ZM140 137H139V138H140ZM161 137H162V136H161ZM69 138H71V137L69 136ZM69 138L66 139L67 142L69 141ZM141 138H143V137H141ZM141 138H140V139H141ZM162 138H163V139H162ZM162 138H160V142L162 141L163 144H164L165 146H167V144H168V147H169V143H167V142L164 141V140L167 141V138H166V137H165L166 139H164V137H162ZM9 139H10L11 141H14V144L11 145V144L9 143V142H10ZM16 139H18V140H16ZM57 139L59 140V141H58L59 143H58V142L56 143ZM90 139H88V140H90ZM92 139H93V137H92ZM97 139H98V138H97ZM97 139H96V140H93V141L96 143V142L98 141ZM99 139H100V138H99ZM111 139L113 140L114 138H111ZM23 140H26V138H24ZM28 140H27V141H28ZM16 141H17V143H16ZM48 141H47V142H48ZM62 141H65V139L62 140ZM70 141H69V142H70ZM99 141H100V140H99ZM130 141H131V142H130ZM47 142H45V143H47ZM54 142H55V144H54ZM67 142H66V143H67ZM129 142H130V145L132 146L133 150H131L132 148L129 146ZM160 142H159V145L161 144V146H164V145L162 144V142H161V143H160ZM164 142H165V143H164ZM8 143H9V145H8ZM18 143H19V144H18ZM32 143H34V144H32ZM80 143H83V145H79ZM88 143H89V141H88ZM1 144L3 145L4 148H2V145H1ZM6 144H7L8 146H7ZM22 144H21V145H22ZM48 144L50 145L51 143H48ZM48 144H47L46 146H49ZM61 144H62V143H61ZM4 145H6V146H4ZM21 145H20V146H21ZM23 145H22V146H23ZM25 145H24V146H25ZM84 145H86L87 147L84 148ZM100 145H101V147H102V144H100ZM39 146H40V148L38 147V149L46 148V146H45V147H44V146L42 147V145H39ZM61 146H62V145H61ZM63 146H64V144H63ZM135 146H137V147H135ZM165 146H164V147H165ZM56 147H58V146L56 145ZM91 147H93V148H91ZM152 147H153V146H152ZM164 147H162V148H164ZM168 147H167V148H168ZM22 148H23V150H22ZM24 148H25V150H24ZM29 148H28V151H30ZM75 148H73V149H75ZM87 148H88V151L90 150L89 152H86V151H87ZM129 148H130L131 151H128ZM165 148H166V147H165ZM165 148H164V149H165ZM167 148H166L165 150H167ZM38 149H37V150H38ZM57 149H58V148L55 149V146H54V149H53L52 154L54 153V150H57ZM83 149H84V150L86 149V150L83 151ZM139 149L141 150V152L144 150V148H142V149L139 148ZM139 149H138V150H139ZM45 150H46V149H45ZM47 150H48V148H47ZM66 150H65V151H66ZM152 150H153V149H152ZM160 150H161V149H160ZM28 151H27V152H28ZM33 151H32V152H33ZM39 151H40V150H39ZM39 151H38V152H39ZM57 151H58V150H57ZM96 151H97V150H96ZM98 151H99V152H98ZM98 151H97V152L99 153L98 155L101 154V156H100L101 158H100V157L97 158L98 156H97L96 152H95V154H96V156H97V157H96L97 159H96V158H95V159L92 158L93 162H96V161L99 159V160L96 162L98 165H97L96 163H93L92 161H90V162H92V164H95V165H92V166H96L95 168H96L98 171L95 170V168L93 167L94 170H92V171H94V172L97 171V172H96V173H93L94 175L92 174V175L94 176V178H93L92 175H89V176H92V177H90L91 179L88 178V180L90 179V180L96 182V183H94V184H95V187H97V186L100 187V188L97 187L98 189L96 188V190H98V191L101 190L100 194H102V193L109 194V192H108L109 189H112V188H111V185H110V180H109V178L111 179V181H112V179L114 178L113 181H112L113 183L111 182L112 185H113V186H112V187H113L112 190L115 191V194H117V195L120 197V198H119L120 200H121L122 196H124V195H125V197H123V198L126 199V198H127L126 195L129 193V191H130L129 195L131 194V195L133 196V193H131V191L133 192V189H134L135 187L133 186V185H134L133 183H132V184H129V183L127 182V178H128L129 175L126 176V174H127V173L125 174L126 171H123V170H125V169L123 168V167L125 166L124 163H123L124 161L119 160L120 158H117V159H114V160L111 161V159H109V158H112V156L109 157V156H108L109 154L106 156V155L104 154L105 152H103V151H101V150H99V149H98ZM104 151H106V150H104ZM133 151L135 152L136 155L134 154ZM148 151H149V150H148ZM156 151H157V150H156ZM167 151H168V150H167ZM2 152L4 153L3 150H1L0 153H2ZM17 152H18V151H17ZM32 152H31V153H32ZM38 152L36 151V156H37V153H38ZM46 152H47V151H46ZM46 152H45V153H46ZM100 152H102V153L104 154V156H102V153H100ZM109 152H110V151H109ZM6 153H7V152H6ZM11 153H12V152H11ZM11 153H10V154H11ZM14 153H15V152H13L12 155H15ZM18 153H19V152H18ZM18 153H17V155L20 157V156H21V153H20V155H19ZM28 153H29V152H28ZM31 153H30V154H31ZM74 153H75V152H74ZM107 153H108V152L106 151V154H107ZM111 153H112V152H111ZM150 153H151V152H150ZM162 153H163V152H162ZM167 153H168V152H167ZM8 154H9V153H7V155H8ZM23 154H24V153H23ZM23 154H22V155H23ZM55 154H57V155H55ZM95 154H92V155H95ZM112 154H114V153H112ZM151 154H153V153H151ZM164 154H165V151H164ZM168 154H169V153H168ZM168 154H167V155H168ZM172 154H173V153H172ZM172 154H171V155H172ZM7 155L4 153V154H3V159H5L4 156H6V160H9V161H8L9 164L6 163L7 161H4L3 159H2V160L4 161V163H6V165L9 166L10 164H12V162H14V161H13L14 159L12 158V155L10 156L11 158L7 159V158L9 157V155H8V157H7ZM25 155H26V154H25ZM33 155L35 156L34 152H33ZM58 155H59V154H58L57 152L54 153V156H57L56 158H58V159L60 158L62 162L60 161L61 163H59V165H57V162H58V161L56 162V165H57V167L59 168V169L56 168V170H57V169H58V170H61V169L63 168V166H64V168H65V166H67L68 164H71V163L73 164V163H74V161H73V162L68 163L67 165H64L63 160H62V158H61L62 156L58 157ZM61 155H63V157H66V156H67V155L64 156L63 153H62ZM69 155H70V153H68V156H69ZM74 155H75V154H74ZM74 155H73V156H74ZM92 155H91V156H92ZM134 155H135V156H134ZM140 155H141L142 157H141ZM169 155H170V154H169ZM171 155H170V158H171ZM27 156H28V155H27ZM36 156H35V157H36ZM45 156H47V155H45ZM50 156H51V155H50ZM125 156H126V155H125ZM133 156H134V158H133ZM146 156H147V155H146ZM163 156H164V155H163ZM163 156H162V157H163ZM172 156H173V155H172ZM13 157H14V156H13ZM29 157H30L29 159H30V160L32 159V161H33V162L31 161V163H32L33 165L30 164V165H31V168H32V171H34V170L36 169V171H35V176L33 175V178H36V179H34V180L32 179V180H31V178H32V177H31L32 175L30 176L31 171H30V170L28 171V169H30V168H29L30 166H28V169L26 168V169H27L26 171H28V172H26V171H25V172H26V173H29V172H30V174H29V176H30V180L33 181V182L37 180V181L35 182V184H37L38 181L41 183L42 180L40 181V178H43V179H44V175H45L44 173L46 172V176H48V177L45 176V178H46V180H47V183H50V180H51V179L49 180V179H47V178H49V174H52L53 167L51 166V164L53 163L52 165H54V167L56 166V165L54 164L55 161H51V162L49 163V161H50L49 158H48V157H44V158H45V162H46V163L48 162V163H47L48 165H47L45 162H43L44 159L42 160V162L44 163L43 165L46 164L47 168H46V166H44V167H45L46 169H48L49 166L52 167V168L50 169V167H49V169H48V175H47V170H44V169L41 168V164H42V162H41L40 165L37 164V166H38V167L40 166V168L42 169V170H41V171H42V174H40V175H38V176L40 177L41 175H43V177H40L39 179H37V177H38V176L36 175V173H37V168H36V165H35V168H34V164H35V163H38V162L40 163L41 158H40V157H37V158L40 159V160H39V159L36 158L37 161L39 160V161L37 162V161L35 160V158H34V160H33V157H32L31 155H29ZM41 157H42V156H41ZM51 157H53V156H51ZM93 157H94V156H93ZM135 157H136V158H135ZM140 157H141L142 159H141ZM148 157H149V155H148ZM173 157H174V156H173ZM0 158H1V155H0ZM21 158H22V156H21ZM24 158H25V157H24ZM24 158H22V160H25ZM42 158H43V157H42ZM66 158H67V157H66ZM69 158H70V156H69ZM76 158H77L76 160H78V156H76ZM79 158H80V157H79ZM113 158H114V157H113ZM166 158H167V156H166ZM12 159H13V160H12ZM27 159H28V158H27ZM47 159H48V161H47ZM64 159H65V158H64ZM70 159H71V158H70ZM70 159H69V160H70ZM81 159H80V161H81ZM87 159H88V156H87ZM171 159H172V158H171ZM10 160L12 161L11 163H10ZM16 160H17V161H16ZM30 160L28 161V164L30 163ZM67 160H68V159H67ZM173 160H174V159H173ZM126 161H128V160L126 159ZM153 161H155L154 158H153ZM163 161H164V160H163ZM24 162H26V161H24ZM34 162H35V163H34ZM67 162H68V161H67ZM171 162H173V161H171ZM21 163H22V162L20 161V158L16 157V158H15V162H14V164H12L13 166L11 165L12 168H14V169H13V172H14V173H16L15 171H16L18 168H20L21 166H23V167H24L25 165L27 166V162H26V164H25V163H24V164H23V163L21 164ZM85 163H86V162H85ZM158 163H159V162H158ZM166 163H167V162H166ZM0 164H1V161H0ZM60 164H62V166H61ZM72 164H71V165H72ZM86 164H87V165H86ZM86 164H85L86 168L88 167V169H89V171H90V168H91L92 166H91V164L89 163V160H88V162H87ZM89 164H90V165H89ZM136 164H137V163H136ZM150 164H151V163H149V165H150ZM152 164H154V163H152ZM1 165H2V164H1ZM6 165H5V166H6ZM123 165H124V166H123ZM126 165H127V164H126ZM142 165H145V166H146V164H142ZM147 165H148V163H147ZM11 166H9V169L7 168V166L5 167L6 169H8V170L4 171V173H5L7 176L10 174V173H9V170H10ZM26 166H25V167H26ZM59 166H60V167H59ZM75 166H76V165H75ZM83 166H84V165H83ZM85 166H84V168H85ZM89 166H90V167H89ZM154 166H155V165H154ZM157 166H158V165H157ZM167 166H168V164H167ZM175 166H176V165H175ZM1 167H2V166H1ZM3 167H4V166H3ZM3 167H2V168H3ZM69 167H71V166H69ZM73 167H74V166H73ZM73 167H72V168H68V166H67L66 169H65V171H64V168H63V169L61 170V176H62L63 172H64V173L66 172L67 175H65V176H66L67 179H65V180H64V179H61L60 176H58V177H59V180H58V177H55V179L57 180V181H56L57 183H56V184H55V183H52V184H54V185L51 186V187H52L51 189H49V187H50L49 185H47L48 187L45 186L46 183H45L44 181H46V180H44L42 183L45 184V185H43V186L45 187V193L43 192V194H42V192H39L40 194H39L38 192H36L38 188H39L41 191L44 189V188L42 187V185L39 184V182H38V184L40 185L41 188L38 187V186H39L38 184L35 185V186H36L35 189L32 187V188L35 190L34 193L36 192V195H41V194H42V195L44 196V195L47 194L48 192H50L51 194H52V192H55V193H56V194H55L56 196L59 195V196H58L59 199H57V198L54 199V200L51 199V198H52V197H51L52 195H49V197H51V198H49L48 195H45V196L48 198V200H52V201H54V203H56L58 200H60V194H63L62 191H63V189H65V187H68V186L70 187V186H71L72 188H75L76 186H78V189L80 190V189L82 188V186H83V187L85 186V184H83V181H86V180H85V176H86V175L84 176V174L87 173L88 169H86V171H85V169H83V170H79V172L82 171V173H75V172H77V171H76V167H75V169H74L75 172L72 170ZM80 167H82V166H80ZM97 167H98V168H97ZM146 167H147V166H146ZM152 167H153V166H152ZM158 167H159V166H158ZM170 167H171V166H170ZM172 167H173V166H172ZM5 168H3V170H4ZM12 168H11V169H12ZM40 168H38V169L40 170ZM93 168H92V169H93ZM135 168H134V169H135ZM139 168H140V166H139ZM141 168L143 169L142 166H141ZM159 168H161V167H159ZM159 168H156V169L159 171ZM21 169H23V168H21ZM33 169H34V170H33ZM67 169H69V170H67ZM77 169H78V168H77ZM99 169H100V171H99ZM151 169H152V168H151ZM161 169H162V168H161ZM163 169H164V168H163ZM3 170H1V168H0V172L3 171ZM24 170H25V169L22 170V171H23V175L26 177L27 175L24 174ZM43 170H44L45 172H43ZM49 170H51V171H49ZM56 170H53V171H54V172H53V175H54V174L56 175V174L58 173V171H56ZM66 170H67V171H66ZM103 170H106V171L108 170L109 173H108V174L106 173L107 175H106V174L104 175V173H105L106 171H103ZM128 170H129V169H128ZM138 170L140 171L141 169H137V171H138ZM144 170H145V169H144ZM7 171H8V173H6ZM18 171H19V170H18ZM41 171H39V172H41ZM55 171H56V173H55ZM62 171H63V172H62ZM83 171H85V172H83ZM89 171H88V172H89ZM101 171H103L104 173L101 172ZM110 171H111V173H110ZM120 171H121L122 174H124L123 177H124L125 179L122 177L123 179L121 180V177L118 176L119 174L121 175ZM135 171H136V170H135ZM135 171H134V172H135ZM148 171H149V170H148ZM154 171H155V169H154ZM154 171H153V173H154ZM163 171H164V170H163ZM100 172L103 173V174L100 175V176H101V177H100L101 180L99 179L100 181H99V183H98L97 179H98V176H99V175H98V176H96V175H97V173L100 174ZM112 172H114V173H112ZM127 172H128V171H127ZM142 172H143V171H142ZM150 172H151V171H150ZM19 173H20V171H19ZM19 173H17V178H18ZM32 173H33V172H32ZM83 173H84V174H83ZM91 173H92V172H90V174H91ZM115 173H119V174L117 175L118 178H120L119 181H117V180H118L117 177H116L117 179L115 178V176H116V175L114 176ZM128 173L130 174V172H128ZM132 173H131V174H132ZM158 173H159V175H162V173H160V172H156V173H154V174H156V175H154V176H155V177L157 176L158 178H160V176L157 175ZM1 174L3 175V177L5 176L2 172H1ZM1 174H0V175H1ZM59 174H60V172H59ZM88 174H89V173H87V175H88ZM110 174H112V175H110ZM146 174H148V173H146ZM2 175L0 176V179H1ZM103 175H104V176H103ZM108 175H109V176H108ZM148 175H149V174H148ZM7 176H6V178H7ZM36 176H37V177H36ZM50 176H51V177H54V176H52V175H50ZM56 176H57V175H56ZM95 176H96L97 178H96ZM106 176H108V177H107V180H109L108 182H109V185H110V188H109V189L106 188V189H107V191H106L107 193H106L105 191H104V192L102 191V189H103V188L105 189V187H107L106 185H108L107 183H104V182H103V180H106V179H103V177H106ZM150 177H152V176L150 175L149 178H150ZM155 177H154V178H155ZM157 177H156V178H157ZM62 178H64V176H63ZM129 178H130V176H129ZM147 178H148V177H147ZM149 178H148V179H149ZM154 178L152 177L151 179H153V182H156V178H155V181H154ZM158 178H157V179H158ZM9 179H10V178H8V180H9ZM22 179H23V178H22ZM25 179H26V178H24L23 181L26 182L29 178H27V180H25ZM95 179H96V180H95ZM52 180H53V179H52ZM52 180H51V182H52ZM60 180H61V181H60ZM90 180L88 181V182H89V185H88V182L86 181V182H87L86 189H87V187H88V191H89V189H90V187H91L90 185L93 184L92 181L90 182ZM115 180H116V181H115ZM149 180H150V179H149ZM13 181H14V180H13ZM31 181H30V184H29V185L27 184V185H28L27 187H29V186L33 183V182H31ZM130 181H131V180H130ZM151 181H152V180H150V182H151ZM9 182H10V185H9V184H8V185H9L10 187L7 186V187H9V189H10L11 187H16V186L18 187V185H19L18 183H16V184L14 183V185H12L13 183L11 184V181H9ZM14 182H15V181H14ZM54 182H55V180H54ZM100 182H102V184H101ZM157 182H158V181H157ZM157 182H156V183H157ZM4 183H5V182H3V183H1V184L3 185ZM26 183H27V182H26ZM81 183H82L83 185H82ZM84 183H85V182H84ZM151 183H152V182H151ZM156 183H154V185H155ZM158 183H159V182H158ZM6 184H7V182H6ZM17 184H18V185H17ZM33 184H34V183H33ZM79 184H80V185H79ZM96 184H98V185H96ZM105 184H106V185H105ZM72 185H73V186H72ZM75 185H76V186H75ZM81 185H82V186H81ZM100 185H101V186L104 185L105 187H101ZM152 185H153V184H152ZM157 185H158V184H157ZM33 186H34V185H33ZM74 186H75V187H74ZM2 187H3V186H2ZM4 187H6V186L4 185ZM4 187H3V189H4ZM37 187H38V188H37ZM46 187H47L48 189H47ZM69 187H68V188H69ZM93 187H94V186H93ZM108 187H109V186H108ZM133 187H134V188H133ZM20 188H21V186L18 187V191L16 190L17 188L14 189V190L17 191V192L15 191L16 194H20V193H19V192H21V191H19ZM22 188H23V187H22ZM22 188H21V190H22V195L25 196V195H26V194H24L25 190H24V192H23V189H22ZM30 188H31V187H30ZM30 188H29V189H30ZM42 188H43V189H42ZM76 188H77V187H76ZM76 188H75V189H76ZM120 188H121L122 190H121ZM124 188H125V190H126V193H125V191L122 192V191L124 190ZM139 188H140V187H138V189H137L138 191H140ZM145 188H146V187H145ZM5 189H6V188H5ZM5 189H4V190H5ZM25 189H26V187H25ZM29 189L27 188V191H28ZM39 189H38V190H39ZM66 189H67V188H66ZM66 189H65V191H66ZM78 189H77V190H78ZM99 189H100V190H99ZM104 189H103V190H104ZM119 189H120L121 191H120ZM140 189H141V188H140ZM142 189H143V188H142ZM7 190H8V189H7ZM11 190H12V189H11ZM11 190L8 191L9 194H11V193H10V192H12ZM40 190H39V191H40ZM71 190H72V189H71ZM79 190H78V191H79ZM81 190H83V189H81ZM96 190H95V191L93 190V191L95 192V194H96L97 196H99V195L97 194V193H99V192H96ZM112 190H110V191H112ZM116 190H119L118 193H116ZM128 190H129V191H128ZM144 190H145V189H144ZM144 190H143V192L145 193ZM147 190H148V187H147ZM154 190H156V189H154ZM27 191H26V192H27ZM31 191H32V190H31ZM65 191H64V192H65ZM74 191H75V190L73 189V191L70 192V195L73 194V196H74ZM83 191H85V190H83ZM91 191H92V190L90 189V192H91ZM93 191H92V193H89V195H92V194H93L94 197H97V196H95V194L93 193ZM113 191H112V192H113ZM141 191H142V190H141ZM0 192H1V191H0ZM4 192H5V191H4ZM8 192H5V193H7L6 195L9 196ZM26 192H25V193H26ZM32 192H33V191H32ZM66 192H67V191H66ZM72 192H73V193H72ZM75 192H76V191H75ZM127 192H128V193H127ZM146 192H148V191H146ZM2 193H3V192H2ZM2 193H1V194H2ZM37 193H38V194H37ZM71 193H72V194H71ZM76 193H78V192H76ZM76 193H75V195H76ZM79 193H83V192H80V191H79ZM79 193H78L76 196H74V197L76 198V199H74L75 201L78 200L77 197H79V199H80V198H83V199H84L85 197H87V196H84V195H85L86 193H88V192H87V190H86V193H85V194H80V196H78ZM119 193H124V195L120 196ZM3 194H4V193H3ZM53 194H54V193H53ZM67 194H69V193H67ZM105 194H103V195H105ZM110 194H112V193L110 192ZM113 194H114V192H113ZM113 194H112V195H113ZM148 194H149V193H148ZM13 195H14V194H12V196H11L12 198L14 197ZM22 195H20V196L22 197ZM36 195H34L35 197H34V196H33V197H34L36 200H39L40 196H39V198H38V196H37V198H36ZM55 195H54L53 197H56ZM63 195H64L63 198H64L65 200L67 199L65 202L63 201L64 199L61 198L60 202H61L62 204H60V202L58 201V204H56V206H54L53 209L50 208V206L47 207L49 204H48V205L45 204L46 206H45V208H43V210H42V211H45L44 209H46V211H45L44 213L46 214V212H47V213L49 214V215L47 216L48 219H47V218H44V221H45V219H46V223H47V225H52V227H53V224H60L59 226H58V225H54V226H57V227H60V228L64 229V233H65V235H64V234L62 235V233H61V235H62V236H61V235H60V232H61L62 230L58 232V230H60V228H59L56 232L51 231V232H53V233H55V234L59 233V235H60V237H61V239H60V241H59L57 238H55V236H56L55 234H53V233H52V234L49 233V231H48L49 228L47 227V228H48V230H47V231H48V235L51 234V235H55V236H54L50 241H49V240L46 241L45 239L42 240V239H43L42 237L44 236V235H43V231L46 230V228H44V229L41 228V229H43V231H40V232L38 231L39 234L42 232L41 235H43V236L40 238V240H39V242L41 241V242H40V246L37 245L38 247H40L38 250H40V253L42 254V256H44L43 258H44V259H47V260H49L48 258H49L50 256H51V259H50V260H52V257L54 256V258H53V261H54V259L57 258V257H56V256H57V253H58V254H60L61 252L64 253V251H65V252L68 254V256H69L70 249L73 247L72 244L79 243L78 241H82V240H84V241H82V242H85V239H91V237H90V236H91L90 232L93 233V235L97 233L96 235H97V237H98V236H99V232H98L99 230H103L104 228L110 230L111 227H114V228H115V226L119 223V221L121 220V218H122L125 214H126L125 216H126V217L128 216V219H129V216H131V215L133 214V213H131V212L134 211V210H133V205H134L133 203H134V201L132 200V199H133L132 196H131V199H130L129 196H128V198H129L131 201H129V199H128L129 202H128L127 205H125L124 207L119 205V204L123 203L122 201H120V203L118 204V206H120V207L116 206V202H115V201H116V198H115V200H114V199H113V198H114L113 196H112V197H113V198H112V197H110V196L108 197L107 195H106V196L101 195L99 198L97 197L98 200H96V201H98V203L93 202V200H94V199H93L92 202H91L92 205H89V206H87L88 203H87V205H85V206H84V204H85L84 202H82V206H81V204L77 203V205H78V204L80 205V207H78V206L76 205V202L72 201V200H73V199H72L73 196H72V197H71V196H68V197H71V199H70V198L66 197V193H64ZM81 195H82L83 197H82ZM86 195H88V194H86ZM150 195H151V194H149V196H150ZM0 196H3V195H0ZM20 196H19V195L17 196L18 199L15 200V204H14V202L12 203V201L9 202V200H13L12 198H10V196L7 197V198H5V199L2 197L4 200H7L8 198H10V199L7 200L9 203H8V204H5V203H4L6 206L3 204L2 207H3V208H4V207L6 208V207H8V206L10 207L11 204H13V206H15V205L19 206V205H21V203L24 204V203H25L24 201H23V202L20 201L21 203L19 202L20 204H19V203L17 204V202L20 200V199H19ZM93 196H92V197H93ZM140 196H141V195H140ZM144 196H147V193H146V195H144ZM46 197H43V198H46ZM101 197H102V198H101ZM103 197H104V199H106V197H108V198H110L109 200H111V201L114 200L113 202H115V203H113V202L111 203V201L109 202V200H108V201H107V200L104 201V200H103ZM115 197H116V196H115ZM151 197H153V196H151ZM155 197H156V196H155ZM23 198H24V197H23ZM47 198H46V200H47ZM90 198H91V197L87 198L86 200H88V199L90 200ZM100 198L102 199L101 204H105L104 202H106V203L108 202L107 204H110V206L108 205V209H107V208L104 209L105 207H107V204L105 205V207H104V205H102L104 208H102L101 206H99V208H100V207L102 208V209H99V211H100V212H99V211H97L96 207H94V206H96V204H97V206H98V204H99V200H101ZM146 198H149V197H145V199H146ZM62 199H63V200H62ZM68 199H69V203H68ZM83 199H80V201H82ZM117 199H118V198H117ZM145 199L143 200V198H142L143 201H145ZM152 199H153V198H152ZM157 199H158V198H157ZM157 199H156L155 202H152L153 200L150 201V198L147 199V200H149V202H152V203H154L155 205H157V204H158V202H157L158 200H157ZM4 200H3V201H4ZM26 200H27V199H26ZM30 200H32V202H33V201L35 202L34 199H30ZM30 200H29V201H30ZM41 200H42V198H41ZM41 200H40V201H41ZM55 200H56V201H55ZM140 200H141V199H140ZM0 201H2V200H0ZM16 201H17V202H16ZM29 201H27V203H28ZM40 201H39V202H40ZM42 201H45V199L42 200ZM71 201H72V202H71ZM118 201H119V200H117V203H118ZM132 201H133V202H132ZM137 201H138V200H137ZM137 201H136V203H137V205H139L140 202H137ZM160 201H161V200H160ZM160 201H159V202H160ZM166 201H167V200H166ZM211 201H212V200H211ZM213 201H214V199H213ZM215 201H216V200H215ZM36 202H37V201H36ZM36 202H35V204H37ZM39 202H38V204H39ZM48 202H49V201H48ZM63 202H64V203H63ZM70 202H71V203H70ZM85 202H86V201H85ZM102 202H103V203H102ZM125 202H126V200L124 201V204H125ZM130 202H132V206H131V203H130ZM162 202H163V201H162ZM162 202H161V204H159L160 206L158 205L159 207H161V205H163V207H165V205H164ZM2 203H3V202H2ZM27 203H26L24 206H26ZM41 203H42V202H41ZM73 203H74V204H73ZM142 203H143V202H141L140 204H142ZM156 203H157V204H156ZM166 203H167V202H166ZM186 203H188V202H186ZM213 203H214V202H213ZM0 204H1V203H0ZM31 204H33V203H31ZM42 204H43V203H42ZM52 204H53V202H52V203L50 202V205H52ZM59 204H60V205H59ZM89 204H90V203H89ZM101 204H100V205H101ZM112 204H113V205H112ZM144 204H145V202H144ZM215 204H216V203H215ZM7 205H8V206H7ZM58 205H59V206H58ZM187 205H188V204H187ZM17 206H16V207H17ZM24 206H23V205H22V206H19V208H20L19 210H18V209H17V210L15 209V210H14V215L16 214V211H17V214H18V212H20V211L22 212L21 207L23 208ZM35 206L38 207V205H35ZM35 206H32V207H34V209H35L36 211H38V213H39L40 210H41V208H42V206L44 207V204L40 206L41 208H39V207H38V208H35ZM83 206H84V208H83ZM86 206H87V207H86ZM166 206H167V205H166ZM2 207L0 206V208H1L0 210H2ZM16 207H15V208H16ZM27 207H28V205H27ZM29 207L31 208V206H29ZM46 207H47V208H46ZM51 207H52V206H51ZM134 207H135V206H134ZM48 208H50V210H52V212H51V211L48 212V211H49ZM165 208H166V209H165ZM165 208H163V209L166 210V213H167L166 218L168 217V215H170V216L172 217L173 214L176 212V210H175V212L173 211V209H172L173 207H169V206H167V207H165ZM170 208H171L172 210H171ZM13 209H14V208H13ZM167 209L169 210V213H170V210H171L172 212H171L170 214H168ZM174 209H175V208H174ZM8 210H10V208H8L7 211H8ZM47 210H48V211H47ZM101 210H103V211H101ZM7 211H6V214H9V213H7ZM24 211H26V212H24ZM42 211L40 212L41 215H42ZM151 211H152V210H151ZM8 212H9V211H8ZM28 212H29V211H28ZM101 212H102V213H101ZM149 212H150V210H149ZM149 212H148V214H149V215L151 214V215H150L151 217H152V216H153V217L155 216V214L153 215V212H150V213H149ZM26 213H27V210H23L22 214H23L25 217H26V215H25ZM34 213H35V214H34ZM38 213L35 212V211H34V212H30V213H27V214H30L29 217H28L29 219H27V217H26V218H21V220L23 219L21 222H17V223H15L16 221H14L13 225H15V227L18 229V230H17V229H16V230H17V231L21 230V232H26L27 230H30V231H28V232H32V231L35 230V228H36V229H37V228L39 229V228H40V227L38 226V225H39V221L37 222V220H38V219L40 220V217H42V216H41L40 214H39L40 216H37ZM146 213H147V211H146ZM146 213L144 214V217L147 216V218H146V221H147V219L149 220L151 217L148 218V214H146ZM156 213H157V212H156ZM172 213H173V214H172ZM180 213H181V212H180ZM1 214H2V211L0 212V215H1ZM158 214H159V213H158ZM9 215H10V214H9ZM12 215H13V214L11 213V216H12ZM23 215H22V216H23ZM43 215H44V214H43ZM175 215H176V214H175ZM175 215H174V216H175ZM2 216H4V214H2ZM6 216H8V215H5L4 217H1V218H0V219L5 218L4 221L6 220V223L4 222V224H6L7 227L4 226V229L7 228L8 231H10V230L12 231L11 228H8V227H9V226H8L9 224H7V223H9V222H10V224H12V223H11V217H8V218H10V219H8V218H6ZM22 216H21V217H22ZM44 216H45V215H44ZM125 216H124V217H125ZM179 216H180V214H179V212H178V210H177V215L175 216V218H179ZM204 216H205V215H204ZM15 217H16V216H15ZM15 217H14V218H15ZM31 217H32V218H31ZM124 217H123V218H124ZM153 217H152V218H153ZM202 217H203V215H202ZM210 217H211V216H210ZM14 218H13V220H14ZM30 218H31V219H30ZM132 218H133V217H132ZM181 218H182V217H181ZM181 218H180V219H181ZM7 219H8V220H7ZM18 219H19V218H18ZM24 219H27V221H24ZM130 219H131V217H130ZM156 219L159 220V217L157 218V216H156ZM9 220H10V221H9ZM42 220H43V219H42ZM124 220H125V219H124ZM126 220H127V219H126ZM132 220H133V219H132ZM142 220H143V219H142ZM144 220H145V219H144ZM177 220H179V219H177ZM7 221H9V222H7ZM121 221H122V220H121ZM1 222H2V221H1ZM125 222H126V221H125ZM130 222H133V221L130 220ZM37 223H38V225H37ZM123 223H124V222H123ZM123 223H120V226H121V225H124ZM127 223H129V222H127ZM141 223H142V222H141ZM145 223H146V222H144V225H145ZM147 223H148V222H147ZM149 223H152V222L149 221ZM158 223L160 224V222H158ZM61 224H62L64 227H61ZM130 224H131V223H130ZM125 225H126V223H125ZM128 225H129V224H128ZM132 225H133V224H132ZM141 225H142V224H141ZM146 225H148V224H146ZM155 225H156V224H155ZM160 225L163 226V224H160ZM160 225H158V229H162ZM10 226H11V227H14V226H12V225H10ZM45 226H46V225H45ZM106 226H107L108 228H107ZM117 226H119V225H117ZM117 226H116V227H117ZM138 226H139V225H138ZM5 227H6V228H5ZM57 227H56V228H57ZM81 227H83V229H81ZM84 227H85V229H84ZM86 227H87V228H86ZM130 227H131V225H130ZM144 227H146V226H144ZM150 227H151V226H150ZM53 228H54V227H53ZM114 228H111L110 231H113V230L115 231L116 229H114ZM117 228H118V227H117ZM123 228H124V226H123ZM142 228H143V227H142ZM7 229H6V230H7ZM14 229H15V228H14ZM14 229H13V231H14ZM54 229H55V228H54ZM121 229H122V227H121ZM127 229H129V228H127ZM127 229H126V230H127ZM130 229H132V228H130ZM130 229H129V230H130ZM65 230L67 231L68 234H66ZM89 230H90V231H89ZM124 230H125V229H124ZM126 230L124 231V232H125L124 234H123V229H122L121 234H120V232H119V234H116V233H115L116 236L118 235L117 237L119 238V241H116L117 239H115V237H111L110 241L107 240V243H106L107 246H106V244H105V246H106V249H107V248L109 249V247H108V242H111L112 239H115V241L113 240V243H111V244L109 245V246L111 247V248H110V249H111L110 251H107V250H108V249H107V250H106L107 252H105V248H102V250H104V251H101V252H102V255H103V254L105 255V256L103 255L104 258L106 257V259H104V260H107V261L109 260L108 263L106 262L107 264L110 263V260H112L111 262H117L118 260H119V262H120V259H121V258L119 259V257H121L122 254H124L125 252H127L126 254H129V253L131 252V250H132V246H133V243H132L133 241H131L130 238H133L134 236H136L137 239H138V236H139V235H141V238H142V235H143L142 232H141V233L139 232V234L136 235L137 232L134 231V232H135V235H134L133 232H130V231H127V232H126ZM144 230H145V229H144ZM144 230H143V232H144ZM151 230H152V229H151ZM153 230H154V228H153ZM155 230H156V229H155ZM215 230H216V229H215ZM11 231H10V233H11ZM17 231H16V232H17ZM35 231H37V230H35ZM35 231H34V233H35ZM82 231H84L85 233L82 232ZM103 231H104V230H103ZM106 231L108 232V230H106ZM106 231H105V233L103 232L104 235H106V233H107ZM116 231H117V230H116ZM120 231H121V230H120ZM132 231H133V230H132ZM162 231H163V229H162ZM21 232H18V233H21ZM28 232H27V234H28ZM62 232H63V231H62ZM100 232H101V235L103 236L102 231H100ZM155 232H156V231H155ZM1 233H2V232H1ZM12 233L15 234V235L12 234L13 237H14V236L16 237V235L18 234V233H15V231L12 232ZM83 233H84V235H83ZM110 233H111V232H109V234H110ZM146 233H148V232H146ZM146 233H145V234H146ZM152 233H154V231L151 232V235H152ZM157 233H158V230H157ZM7 234H8V232H7ZM23 234H24V233H23ZM25 234H26V233H25ZM27 234H26L25 236H26L27 238H29V236H27ZM30 234H31V233H29V235H30ZM46 234H47V233H46ZM107 234H108V233H107ZM111 234H112V233H111ZM115 234H113V235L115 236ZM122 234H123V235H122ZM125 234H126V235H125ZM159 234H160V233H159ZM0 235H1V234H0ZM20 235H21V234H20ZM33 235H34V234H33ZM33 235H31V236H33ZM36 235H37V234H36ZM41 235H38V237H40ZM51 235H50V237H51ZM57 235H58V234H57ZM119 235H120V236H123V237H125V238H123V240H122V239L119 237ZM124 235H125V236H124ZM133 235H134V236H133ZM148 235H150V233L147 234V236H148ZM151 235L148 236V237H151ZM153 235H154V237H153ZM153 235H152V238H154V239L157 238L158 241H156V240H155L156 242H155L154 240H152V241H154L155 243H157V242L160 243V244H158V243L156 244L157 246L159 245V247H160V246H161V242H162L163 240H162V241L159 240L160 235H155V234H153ZM3 236H4V235H2V237H3ZM34 236H35V235H34ZM63 236H64V237H63ZM108 236H109V238H110V235H108ZM143 236H146V235H143ZM155 236H158L159 238H158V237H155ZM13 237H12V238H13ZM15 237L13 238L14 240H15ZM18 237H19V236H17V238H18ZM38 237H36V238L38 239ZM44 237H46V235H45ZM87 237H89V238H87ZM95 237H96V236H95ZM100 237H101V236H100ZM117 237H116V238H117ZM127 237H129V238L126 240ZM213 237H214V236H213ZM5 238H6V235H5ZM9 238H10V237H9ZM12 238H11V239H12ZM20 238H21V236H20ZM36 238H35V240H36ZM48 238H49V237H48ZM54 238H55L56 240H58L59 243H61V247H60V246H59V247L56 246V244H55V240H54V242H53V239H54ZM107 238H108V237H107ZM109 238H108V239H109ZM134 238H135V237H134ZM139 238H140V236H139ZM161 238H162V236H161ZM207 238H208V237H207ZM3 239H4V237H3ZM13 239H12V240H13ZM25 239H26V238H25ZM25 239H24V241H28V239H27V240H25ZM124 239H125V240H124ZM145 239H146V238H145ZM162 239H163V238H162ZM214 239H215V238H214ZM9 240H10V239H9ZM16 240H17V239H16ZM20 240H21V239L18 238V241H20ZM22 240H23V238H22ZM120 240H122L121 242L124 241V242H127V243H121ZM128 240H129L131 243L128 242ZM141 240H142V239H141ZM149 240H150V238H149ZM4 241L6 242V240H4ZM18 241H17V242H18ZM24 241H23V242H24ZM31 241H32V240H31ZM31 241H30V242H31ZM51 241L53 242V244L51 243ZM159 241H161V242H159ZM0 242L2 243V241H0ZM13 242H14V241H13ZM23 242L20 241L21 244H22ZM33 242L36 243L35 241H33ZM82 242H81V243H82ZM118 242L121 243V244H128V243H129V245L131 244V245H130L131 250L128 249V250H129V251H128V250L126 249V250H122V252H121L120 248H121L122 246H124V245H121V244H119ZM154 242H152V243L150 244V249H149V246H148L150 242L147 243V244L144 243V248H146L147 251L151 250V248H152V250L155 249L157 246L155 245V248H154V246H153V245L155 244ZM164 242H165V241H164ZM203 242H204V241H203ZM250 242H251V241H250ZM8 243H9V242H8ZM24 243H25V245H26V242H24ZM27 243H28V242H27ZM37 243H38V242H37ZM56 243H57V242H56ZM85 243H87V242H85ZM141 243H142V242H141ZM153 243H154V244H153ZM254 243H255V242H254ZM21 244H20V245H21ZM152 244H153V245H152ZM164 244H165V243H164ZM164 244L162 243V246L166 247V249H167V246L164 245ZM181 244H182V243H181ZM191 244H192V243H191ZM193 244H194V243H193ZM193 244H192V245H193ZM205 244H206V243H205ZM3 245H4V243L2 244V247H3ZM16 245H17V243H16ZM25 245H23V247H24ZM82 245H83V244H82ZM151 245H152V246H151ZM192 245L189 246V247H190V250H191V248H192ZM214 245H215V244H214ZM226 245H227V244H226ZM252 245H253V244H252ZM255 245H256V244H255ZM10 246H11V244L8 246V244L6 243L5 248L10 247ZM13 246H14V245H13ZM33 246L36 248V245H35V244H34ZM86 246H87V245H85V248H84L85 251H87L88 247H90V246H88V247L86 248ZM146 246H147L148 248H147ZM194 246H195V248H197V245H194ZM201 246H202V245H201ZM212 246H213V245H212ZM215 246H216V245H215ZM91 247H92V246H91ZM116 247H117L118 249L115 250ZM119 247H120V248H119ZM159 247H157V249H158ZM189 247L187 248L188 251H189ZM20 248H21V247H20ZM28 248H29V247H28ZM28 248H27V250H28ZM30 248H31V247H30ZM55 248H56V249H55ZM82 248H83V247H82ZM113 248H114V249H113ZM142 248H143V246H142ZM160 248H161V247H160ZM160 248H159V249H160ZM193 248H194V247H193ZM193 248H192V249H193ZM202 248H203V246H202ZM210 248H211V247H210ZM210 248H208V249L210 250ZM233 248H234V247H233ZM233 248H232V250H233ZM242 248H243V247H242ZM13 249H14V248H13ZM13 249L11 248L10 250L8 249L7 251H10V252H11V250H12V252H14L15 250L13 251ZM92 249H93L94 252H95V250H96V252H97V248H96L95 250H94V248H92ZM98 249L101 250V248H98ZM159 249H158V250H159ZM185 249H186V248H185ZM198 249H200V248H197V250H198ZM206 249H207V248H204L203 253H204V251H205ZM3 250H4V249H3ZM80 250H81V249H80ZM112 250H115V252H117L118 254H115V252L113 253ZM119 250H120V251H119ZM142 250H143V249H142ZM152 250H151V252H152ZM155 250H156V249H155ZM158 250H157V251H158ZM162 250H163V249H162ZM193 250H194V249H193ZM193 250H191L192 253L194 252ZM214 250H215V249H214ZM226 250H227V249H226ZM226 250H225V251H226ZM235 250H236V249H235ZM241 250H242V249H241ZM35 251H36V250H35ZM35 251H33V248H32V250H31V255H30L31 257L34 255L33 253H35ZM83 251H84V250H83ZM85 251L83 252V253H84L83 255H86L85 258L88 257V259L90 260V255H91V254L88 255V253L85 252ZM93 251H92V252H93ZM132 251H133V250H132ZM153 251H154V250H153ZM164 251H165V250H164ZM164 251H163V252H164ZM167 251H168V249H167ZM169 251H170V250H169ZM169 251H168V252H169ZM207 251H208V250H207ZM207 251H205L204 255H206ZM211 251H212V250H211ZM217 251H218V250H217ZM221 251H222V250H221ZM221 251H219V252H221ZM225 251H224V252H225ZM229 251H230V248H229ZM237 251H239V250H237ZM12 252H11V254H12ZM28 252H29V250H28ZM32 252H33V253H32ZM36 252H37V251H36ZM96 252H95V253H96ZM103 252H104V253H103ZM151 252L149 251L150 254L148 253V255H147V254H146V251H145V249H144V252H143L144 255H145L144 257L148 258V256H151V254H152ZM155 252H156V251H155ZM183 252H184V251H183ZM183 252H182V253H183ZM189 252H190V251H189ZM196 252H197V254H196ZM200 252H202V251H200ZM209 252H210V251H209ZM214 252H215V251H214ZM235 252H236V251H235ZM1 253H2V252H1ZM78 253H79V252H76L77 255H78ZM85 253H87V254H85ZM95 253H94V254H95ZM98 253H99V252H98ZM98 253H97V254H98ZM120 253H121V255H120ZM157 253H158V255H157ZM157 253L155 254V253L153 252L152 255H154V256H153L154 258H156L155 256H158V257H159V255H160V254H159L160 251L157 252ZM165 253H166V252H165ZM169 253L172 254V252H169ZM215 253H216V252H215ZM231 253H232V251H231ZM233 253H234V251H233ZM258 253H259V252H258ZM260 253H261V252H260ZM4 254H5V253H4ZM6 254H7V253H6ZM11 254H9V255H8L9 258H8V257H7V258L10 259V257H11V259H10L9 261L12 260V262H13L15 256H14L13 254H12V255H11ZM80 254H81V253H80ZM80 254H79V255H80ZM113 254H115V255H113ZM195 254L198 255V254H199L198 251H195ZM201 254H202V253H201ZM207 254L209 255V256H207V258L210 259L209 257H210V255H211V252H210V254H209V253H207ZM218 254H219V253H218ZM234 254L236 255V254H238V253H234ZM234 254H233V255H234ZM255 254H256V253H255ZM28 255H29V254H28ZM47 255H48V256H47ZM49 255H50V256H49ZM61 255H62V253H61L59 256L61 257ZM64 255H65V253H64ZM111 255L113 256V259L110 257ZM146 255H147V256H146ZM163 255H165V256H163ZM163 255H162L163 258H160V257H159L160 260L165 259L164 257H167V258L169 257V256H166V255H168L167 253H166V254L163 253ZM190 255H191V254H190ZM196 255H195V256H196ZM199 255H200V254H199ZM215 255H216V254H215ZM221 255H222V254H221ZM221 255H220V256H221ZM228 255H229V254H228ZM235 255H234V256H235ZM240 255H241V254H240ZM244 255H245V254H244ZM246 255H247V254H246ZM12 256H14V258H12ZM46 256H47V257H46ZM81 256H82V255H81ZM95 256H96V255H95ZM95 256H94V257H95ZM97 256H98V255H97ZM100 256H101V255H100ZM118 256H119V257H118ZM162 256H161V257H162ZM222 256H224V255H222ZM229 256H232V255H229ZM247 256H248V255H247ZM252 256H253V255H252ZM256 256H257V255H256ZM261 256H262V255H261ZM0 257H2V256H0ZM63 257H64V256H63ZM65 257H66V256H65ZM114 257H116V258L118 257V258H117V259H114ZM153 257L151 256L149 259H146V264H149V261H150V264H154V260H155V259H154ZM193 257H194V256H193ZM198 257H199V256H198ZM200 257H201V256H200ZM212 257H213V256H212ZM212 257H211V258H212ZM232 257H233V256H232ZM232 257H231V258H232ZM235 257H236V256H235ZM237 257H238V256H237ZM250 257H251V256H250ZM263 257H264V256H263ZM5 258H6V257H5ZM97 258H98V257H97ZM159 258H158V260H159ZM204 258H205V257H204ZM207 258H205L204 260H206ZM233 258H234V257H233ZM239 258L241 259L242 257L240 256ZM239 258H237V259H239ZM255 258H256V257H255ZM0 259L3 260L4 258H0ZM33 259H34V258H33ZM33 259H32V260H33ZM57 259H59V258H57ZM60 259H61V258H60ZM60 259H59V260H60ZM81 259H82V258H81ZM91 259H92V261H93V257H91ZM102 259H103V258H102ZM102 259L99 258V262H100V264H101V261H100V260H102ZM125 259H126V258H125ZM125 259H124V260H125ZM152 259H154V260L152 261ZM201 259H202V258H201ZM221 259H222V258H221ZM221 259H220V260H221ZM224 259H225V258H224ZM224 259H223V260H224ZM226 259H227V258H226ZM247 259H248V258H247ZM253 259H254V258H253ZM256 259H260V258H256ZM261 259H263V258H261ZM2 260H1V261H2ZM50 260H49V261H50ZM94 260H97V259H94ZM113 260H114V261H113ZM115 260H116V261H115ZM148 260H149V261H148ZM160 260H159V262H160ZM165 260H166V259H165ZM185 260H186V259H185ZM187 260H188V259H187ZM189 260H190V258H189ZM191 260L193 261V259H191ZM191 260H190V261H191ZM223 260H221V262H223ZM1 261H0V263H1ZM30 261H31V258H30ZM43 261H44V260H43ZM49 261H48L46 264H49V263L51 264V261H50V262H49ZM53 261H52V264H54V263L56 262V261H55V262H53ZM147 261H148V263H147ZM151 261H152V262H151ZM166 261H167V260H166ZM166 261H165V262H166ZM168 261H169V260H168ZM195 261H196V260H195ZM195 261H194V262H195ZM198 261H199V260H198ZM200 261H201V260H200ZM211 261H212V260H211ZM224 261H228V260H224ZM255 261H257V260H255ZM258 261H259V260H258ZM258 261H257V262H258ZM3 262H4V261H3ZM6 262H7V261H6ZM44 262H45V261H44ZM103 262H104V261H102V263H103ZM157 262H158V261H157ZM161 262H163V261H161ZM194 262H193V263H194ZM207 262H208V261H207ZM106 263H103V264H106ZM141 263H142V262H141ZM141 263H140V264H141ZM180 263H181V262H180ZM186 263H188V264L190 263V264H191V262H189V261H186ZM186 263H185V264H186ZM199 263L201 264V262H199ZM199 263H198V264H199ZM209 263H211V262H209ZM216 263H217V262H216ZM223 263H224V262H223ZM223 263H222V264H223ZM226 263H227V262H226ZM258 263H259V262H258ZM1 264H2V263H1ZM3 264H4V263H3ZM5 264H6V263H5ZM7 264H8V263H7ZM35 264H36V263H35ZM114 264H116V263H114ZM117 264H119V263H117ZM120 264H122V263H120ZM143 264H145V258H144V262H143ZM161 264H164V263H161ZM167 264H169V263H167ZM170 264H171V263H170ZM195 264H196V263H195ZM206 264H207V263H206ZM218 264H220V263H218ZM259 264H260V263H259Z\"/></svg>",
	"mask_w": 264,
	"mask_h": 264
}]
</instances>
